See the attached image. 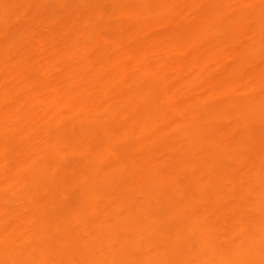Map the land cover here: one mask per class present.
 <instances>
[{"label":"rangeland","instance_id":"rangeland-1","mask_svg":"<svg viewBox=\"0 0 264 264\" xmlns=\"http://www.w3.org/2000/svg\"><path fill=\"white\" fill-rule=\"evenodd\" d=\"M9 1V2H8ZM19 1V2H18ZM0 0V8L2 9H0V17L2 18H0V36H4V38L2 39V40H0L1 42H0V44H1V46H0V121L2 122V120H3V118H4V120L6 121L5 123L7 124H4V122L3 123H1L2 125H0V131H1V129H2V133H0L1 135H0V140L2 139V140H4V138H5V145H7V146H4L3 145V142L4 141H0V144L2 143V145L4 146H1L0 145V152H2L3 153V151L5 150V148H8L7 150L9 151L10 150V152L8 153V151H6L7 152V154L5 153V151H4V153L3 154H5V157L6 158H4V157H0V159H3V161L1 160L0 161V166H2V167H0V238L2 239V240H5L6 239V241H8V242H10V241H12V245H13V247H14V245H17L18 244V242L16 243L14 240L15 239H17V240H20V242L19 243H25V244H29L30 242L32 243V238H33V244L34 245H36L37 247H39V248H43V249H41L45 254H46V256L49 258V259H51L50 261L52 262V263H58V262H60V263H65V264H67V260H66V262H63V259H64V257L65 258H68L67 256H72V254L74 253V254H77V252L78 251H80L79 252V254L82 252V251H84V249H82L81 247V249L78 247V246H80V239H79V237H78V240H77V234H75V231L74 230H76L77 231V228L80 226V228L82 227L81 226V224L83 225V223H81V222H83L82 220H74L75 221V223L76 224H74V222H73V220L72 219H70L71 221V224H69V225H71V227H69L68 228V230H70V228H72L73 226H75L76 227V229H74V228H72V229H74L73 230V236L71 237V241H70V243H68V242H66V241H69V240H67L68 239V237H67V235L65 234V232L67 233V232H69V231H62L61 230V228L59 229V227H64L63 228V230H66L65 229V227L67 226L66 224L69 222V220L67 221V217H65V214H66V216H69L67 213H64L65 211L66 212H68L69 213V211H70V209H74V208H77V207H79L80 205H82V204H80L81 203V201L79 200V199H81V198H79V197H81V191H80V189L82 188V185H80L79 187H77L78 186V184H79V182H77L76 183V181L74 182V180L72 179V178H74V179H76V178H78V173H79V171L81 170V172L83 171V169H85L86 167V160L84 159L85 157H88L89 156V153H88V155L87 156H85L86 154H87V152H89L88 150H86V154H84V151H85V148H82L81 147V150L83 151H81L77 146H78V144H77V146H75V147H72L71 145H73L74 143L73 142H76V143H81V141L80 142H78V141H75L77 138H75V139H72V138H74V137H77V136H73L72 134H75V131L77 130V128H78V130L76 131V133L78 134V136H79V133H80V131H79V129L80 130H82L83 128L82 127H85V126H87V127H89V129L91 128V130L92 131H94V132H89V134L87 135V134H82V136L83 137H87V136H91V138H89V139H84L85 141H87L88 140V142L86 143L87 144V146L88 145H90L91 147L92 146H96V143L95 142H93V141H96L97 142V144H100V143H98L99 141H98V139H100L99 137L101 136L100 134H103L102 132V130H104L103 129V126H104V122L102 123L101 121V118H100V122H98V124H103V126L102 125H99L98 126V124H97V126L99 127H97V126H95V123L97 122V116L100 114V112H99V110H100V108L103 106V104L104 105H106V106H108L110 109H112V108H114L115 110H114V112H113V110H111L112 112H113V115L116 113V115L115 116H117L116 117V119L115 120H113V121H111V123H105L107 126H109L110 127V125L112 124V122L114 123V121H117V119L118 118H120L121 117V119H118V121H117V124L118 123H121V124H119V125H116V123H114V124H112V125H116L118 128H115V130L117 129L119 132L121 131H123V133H125V134H123V135H118V134H120V133H118L117 131H115L114 129H112V128H110V129H112V132H114L115 131V133H114V135H116L115 136V138L114 139H116L117 137V141L118 142H116V140H114L115 141V143H113L112 142V144L113 145H115V144H117V145H115V146H113V145H111V149L110 150H108V151H110V152H106V153H104V155H102L101 156V159L102 160H100V165H102V164H104V163H108L109 164V162H110V165H114V164H118L117 166L116 165H114L115 166V171H114V173H113V177L114 178H116V179H113V177H112V179L114 180L113 181V184H114V182H116L114 185L113 184H111V183H108V181L107 180H105V178L104 179H102V181H101V179L99 180V181H101V182H98V183H96V186H95V188H96V190H97V188L98 187H102V190H100V188L98 189V195L96 194V196L97 197H95V198H93L94 200H92V203H94V204H96V205H98L97 206V209L99 210L98 211V213L99 212H102V214H104L105 215V213L106 212H104V211H106V208H108L107 206H108V204H107V200L106 199H104V198H106V195L108 196L109 194V199H112L113 197H111V195H115V194H117V196H114V199L117 197L118 198V200H122L124 203H125V205L126 206H128L129 208H133L134 206H136L135 207V210H136V208H139V205H140V207L141 208H145V209H147L148 208V210H151L152 212H150V213H155V212H159V214H163L165 211L167 212V210H165L164 212H163V209H165V208H163V206L164 205H160V203H162V202H159V201H157V202H155L156 201V199H158V198H156V199H152L153 197H156L155 195H154V192H156V189H155V191L153 190V187L151 188V186H150V190L148 189V191H149V193H148V191L145 193V194H147V195H145L144 194V196H139V202L141 203V201H142V203L141 204H137V202H134L135 201V198H134V196H136L135 195V193L133 192V194L132 195H134L133 196V198H131L132 197V195H129V194H131V190H129V189H132V185H131V187H130V184H132V183H134L135 181H133V180H136V178H139L140 177V175H146V176H148L149 177V180H150V182H154V180L153 179H150V178H154V177H157V179H158V182H157V185L158 186H160L161 187V189L163 190V191H165V189L164 188H169V189H171L172 188V186H173V188H172V190L173 189H176L177 191L179 190V192L177 193V191H172V192H176L178 195H176V193H174V194H172L173 195V197H174V195H175V197H176V199H180V200H182L183 198H184V196H186V194H188L189 192H191V190H192V188L191 187H193L192 186V183L194 182V179H196L195 178V173L197 174L198 173V175H200V174H204V164H205V166L207 165V163H208V160L207 159H204V156H203V161H202V163L200 162V160H202L199 156H202L203 154H201L200 155V152H198L199 150L201 151V148H199V149H197L198 147H201V145H199V146H194V145H191L190 143H188V145L190 144V146H188L187 144H183V141H181V140H184V138L186 137H184V134L182 135L181 134V132H178V130L179 129H177V128H179L180 127V123H181V126L183 125V123L185 122V121H187V122H191V119H192V121L194 122H198V123H200V126H206V128L207 127H209V126H207L209 123H211L212 125V127L211 128H213V130L211 131L210 130V132L208 133V135H207V137H209L208 139L209 140H215V141H224V143H227V141L228 142H230V143H228V144H224V145H226L227 146V148H231V147H234V145L235 146H237L236 147V150H235V147H234V152L237 154V156L238 157H240L239 159H238V161L236 160L235 162L233 161V162H231V157H229L228 159H227V162H229V164L226 162V158H224L225 159V161H224V159H223V162L224 163H227V164H224L223 163V165L224 166H222V167H224L225 168V166L228 168H225V170H222L221 171V173L219 172H217L216 174L218 175V177H217V175L216 174H210L211 176H213L212 178H211V176L210 177H208V179H209V185L207 186V189L208 190H210V191H212L211 193H210V191L208 192V190L205 192V194H204V196H206L205 197V199H206V201H205V199H204V202H203V204L202 205H198L197 206V209L199 210V212H198V210H197V213H199V214H203V213H205V212H207V213H209L208 215H209V217H210V215L211 214H213V215H211V221H212V218H215V219H213V221H212V223L216 226L215 227V229L217 230V228L218 229H220L221 230V227H222V229H224L223 227L225 226V228L227 229V226H228V224L227 225H224V224H226L225 222H229V225L230 226H234V225H237L239 222L241 223L242 222V220H243V218L242 217H244L245 219L243 220V221H250L251 222V216H252V220H253V217L255 216L256 217V215H254L253 213H255L254 211H252L253 209H251V211H252V214H250L251 212H250V210H249V208L251 207L249 204H246V201L243 199V201L241 200L242 198H244V194H243V197L241 198V194H242V192L244 191V188H242L241 187V185L243 186L244 185V183H246L247 182V186H253L254 188L256 187L257 188V186L258 187H262L263 186V184H264V142H263V140H264V119L262 120V119H260V125H259V119L257 120L256 119V121L253 119L252 121H247V122H242V121H238V119L236 118V117H234V116H231V118H232V120H227V118L225 117V118H223V117H221V118H223L222 120H224L225 119V121H219L218 119V117L215 119V117L213 118V117H205L206 115H208V114H206L205 112H207L208 110H204V108L203 107H205V105H206V108H207V106L209 107V108H211V106H213V104H211L212 103V101L211 100H213V99H211V100H209V98H211V96H213L212 98H217V100L218 101H223L224 99H226V97H228L227 98V101H230V103H232L234 100H236L237 98H238V96H241V94L242 95H244V97L245 96H247V95H249L248 93H246L247 91H249V93L251 94V95H254V94H256L257 93V91L259 90L260 91V88H261V85L262 84H264V45H263V43H264V40H263V42L259 39V37L260 36H257V35H259V33L261 32V26H264L263 24H264V10H262V9H264V0H256V1H258L259 2V4L261 3V5H259V7H258V3L256 2V1H254V0H245V2H244V0H233V2H232V0H225V1H222V0H220V1H222V2H224L226 5H224L222 2H221V6H223V10L221 9V7H219V0H218V4H216V6H215V8L216 7H218V8H216L217 10L216 11H218L219 9H221L222 10V12L221 11H218V13H222V14H218L217 12H215V13H217L218 15H214V14H212L213 15V17L215 18V16H217L216 17V19L218 18V16L220 15V16H223L224 17V20L221 18V20H220V22L218 21V20H216V19H214V18H212V17H210L211 15H210V13H214V11H215V8L213 7V3H216V1L214 0L213 1V3L210 1V0H208V1H210L211 3H208V4H211L210 5V7H208L209 5L207 4V2L208 1H206V3H205V5L204 6H206V4H207V7L205 8H201V6H203V3H204V1L205 0H187V2H186V0H149V2L147 1H145V2H143V0L142 1H138V0H125V1H122V0H106V2H105V0H79V1H81V2H79V1H74V0H66L67 2L65 3V0H55V1H53V0H51V1H46V0H44L45 2H43V0ZM39 1V3H37ZM58 1V2H57ZM68 1H71V3H69ZM72 1H74V2H72ZM86 1V2H85ZM93 1V2H92ZM109 1H110V3H111V6L110 7H113V8H111V10H105V7L107 8V6L108 5H110V3H109ZM113 1H115L114 2V4L115 5H113ZM155 1V2H154ZM170 1H172L173 2V4H174V9L172 8L173 7V5H172V3L170 2ZM180 1V2H179ZM195 1V2H194ZM199 1V2H198ZM235 1L236 2H238L239 4L237 5V3L235 4ZM261 1V2H260ZM12 2V3H11ZM24 2V3H23ZM35 5H33L32 3ZM43 3V5H40V3ZM52 3V5H51V3ZM54 2H55V5H54ZM77 2V3H76ZM141 2H143V5H142V3ZM150 2H152V5H151V3ZM164 2H169V5L171 4V6L172 7H170V9L172 8V10H173V14L171 13V11L170 12H168L167 14V16H166V14H165V17H166V19H164L165 17H163V19H162V21H159V20H161V18H162V16L160 17V19L158 20L159 22H157V27H154L155 25H156V21H157V19L159 18H157L156 20L154 19V18H151V16L152 15H148V14H152V13H154V16L155 15H157L158 14V10L159 9H157L158 8V6L160 5V3H161V5L164 3ZM193 2V3H192ZM197 2V3H196ZM203 2V3H202ZM230 5V7H229V9H232L233 11H234V5H237L238 7H239V5L241 4V6L238 8L239 10H240V12H239V10L238 9H236V7H235V9H236V11L238 10V12H239V14L241 13L243 16L240 18V17H237L236 15L238 14V12H236L235 13V18L237 19H231L230 17L228 18V15L227 14H231L230 13V11L231 10H229L228 9V6H227V3ZM231 4H233V5H231ZM48 3V4H47ZM68 3H69V5H68ZM72 3H74V5H75V8H74V6L73 5H71L70 6V4H72ZM89 3H91V4H89ZM104 3L106 4V3H108V5L106 6V5H104ZM121 3V4H120ZM125 3H126V5H125ZM133 3V4H132ZM141 3V4H140ZM177 3L179 4V5H177ZM184 3H186L185 5H182V4H184ZM199 3L201 4L200 6H199ZM247 3V4H246ZM252 3V4H251ZM257 3V4H256ZM15 4V5H14ZM80 4V5H79ZM89 4V5H88ZM117 4H118V6L119 7H121V11L123 12H125V13H127V14H124V13H122V14H120L121 12H119V11H117L116 12V14L114 13V11H112V10H115V8H117V10H120V8L119 7H117ZM123 4H124V6H123ZM131 4V5H130ZM157 4V5H156ZM243 4H245V5H247V7L244 5L243 6ZM256 4V5H255ZM263 4V5H262ZM87 5H88V7H87ZM96 5V6H95ZM130 7H129V6ZM135 5V6H134ZM137 5V6H136ZM145 5V6H144ZM149 5V6H148ZM150 5H151V7H150ZM181 5L183 6L182 8H184L185 6H186V8H184V10L183 11H181L182 10V8H181ZM192 5V6H191ZM194 5H195V7H194ZM198 5V6H197ZM218 5V6H217ZM251 5V6H250ZM12 6H13V8L15 9H12ZM33 6V7H32ZM37 6V7H36ZM45 6H47V7H45ZM52 6V7H51ZM54 6H56V7H54ZM66 6V7H65ZM78 6H79V8H78ZM92 6L94 7V9L92 8ZM140 6H143V7H141V8H143V10H141V11H143L144 12V14H142L139 10L141 9L140 8ZM152 6H153V10H152ZM190 6L192 7V8H190ZM213 8H212V7ZM233 6V7H232ZM243 6V8H241ZM252 6H254V7H252ZM16 7V8H15ZM39 7H42V9L41 8H39ZM83 7V8H82ZM84 7H86L85 9H84ZM89 7H91V8H89ZM100 7V8H99ZM109 7V6H108ZM124 7H126V8H124ZM133 7H136L137 9H139V10H137L136 8H134L133 10H131V8H133ZM147 7V8H146ZM160 7V6H159ZM176 7V8H175ZM248 7L249 8H251L250 10L248 9ZM3 8H4V10H3ZM11 10H10V9ZM45 8L48 10V12H47V10H45ZM56 8V9H55ZM74 8V9H73ZM89 8V9H88ZM95 8H96V10H95ZM98 8V9H97ZM128 8L131 10V11H129L128 10ZM149 8V10H145V9H148ZM179 8V9H178ZM202 9V10H200V9ZM209 8H212V9H210L211 11H209V10H207L208 12H209V17H210V19H208V20H210V22H211V24H209L208 23V25H206L207 27H211L210 29L209 28H206V27H204L205 25L203 24V21L206 19V18H208V16L206 17L205 16V10L206 9H209ZM246 8H247V10H246ZM254 10H253V9ZM257 9V13H258V16L256 17V20H253L254 18H255V16L257 15V13L255 12V10ZM33 9V10H32ZM39 9V10H38ZM57 9H59L58 11H56ZM62 9V10H61ZM66 9V10H65ZM125 9H127V10H125ZM135 9H136V12H135ZM186 9V10H185ZM190 9H192L191 10V12L193 11L194 13H190V12H188V11H190ZM200 10V12H199V10ZM205 9V10H204ZM213 9H214V11H213ZM226 11H225V10ZM242 9H243V11H242ZM261 9V10H260ZM10 10V11H9ZM13 10V11H12ZM35 10V11H34ZM70 10H71V12H70ZM85 10V11H84ZM95 12H94V11ZM203 10H204V12H203ZM250 11V12H248L249 13V15H252V16H249L247 13L245 14V12L244 11ZM43 11H45L44 13H43ZM97 11V12H96ZM105 11V12H104ZM109 11V12H108ZM112 11V12H111ZM116 11V10H115ZM149 11V12H148ZM153 11V12H152ZM168 11V10H167ZM167 11H165V12H167ZM176 11V12H175ZM207 11H206V13H207ZM213 11V12H212ZM227 12V14L226 15H224V13L225 12ZM232 11V14L234 13ZM253 11V12H252ZM4 12V13H3ZM6 12H9V13H6ZM10 12H11V14H10ZM59 12V13H58ZM66 12V13H65ZM104 12V13H103ZM128 12H131V16L133 15L134 16V18H136V20L133 18V17H127V16H129L128 14ZM137 12H140L141 14L140 15H138L139 13H137ZM146 12V13H145ZM159 12L160 13H164L163 11L161 12L160 10H159ZM179 12V13H178ZM244 12V13H243ZM255 12V13H254ZM261 12V13H260ZM3 13V14H2ZM32 13V14H31ZM48 13V14H47ZM54 13V14H53ZM71 13V14H70ZM89 13H91V14H89ZM93 13H95L94 14V16H92L93 15ZM109 13V14H108ZM113 13V15H115V17H116V15H117V18H114V16L113 15H111ZM157 13V14H156ZM170 13H171V16H170ZM186 13V14H185ZM199 13V14H198ZM52 14V15H51ZM89 16H88V15ZM98 14V15H97ZM105 14H107V15H105ZM189 14V15H188ZM192 14V15H191ZM197 14V15H196ZM238 14V15H239ZM240 14V15H241ZM5 15V16H4ZM62 15V16H61ZM104 17H103V16ZM121 15H126V17H127V19H129V20H127L126 19V17H123V22H125L124 24H123V22H122V20H121V18L122 17H120ZM159 15V14H158ZM163 15V14H162ZM176 17H174V16ZM178 15H179V17H178ZM198 15H200V16H198ZM202 15V16H201ZM207 15V14H206ZM248 16V17H246V16ZM36 16V17H35ZM39 16V17H38ZM56 16V17H55ZM60 16V17H59ZM71 16V17H70ZM92 16V17H91ZM108 16V17H107ZM113 17V19H112V17ZM140 16V17H139ZM147 16H150V18L149 17H147ZM154 16H152V17H154ZM160 16V15H159ZM186 16V17H185ZM194 16V17H193ZM197 16L199 17V18H201L200 19V21H201V25L202 26H200V21L198 20L199 18H197ZM205 17V19H203L204 17ZM226 16V17H225ZM244 16H245V18H244ZM4 17V18H3ZM41 17V18H40ZM74 17V18H73ZM94 17V18H93ZM96 17H98V18H96ZM120 17V18H119ZM138 17V18H137ZM167 17L169 18V19H167ZM192 17V18H191ZM6 18V19H5ZM10 18V19H9ZM40 18V19H39ZM55 18V19H54ZM58 18V19H57ZM60 18V19H59ZM100 18V19H99ZM109 18H110V20H109ZM119 18V19H118ZM156 18V17H155ZM170 18H171V20H170ZM174 18V19H173ZM189 20H188V19ZM191 18V19H190ZM226 18L229 20V19H231L232 21H234V22H237L238 20V23L237 24H234V22H233V24H232V22H230V20H229V23L230 24H232V27L230 26V24L227 22V21H225L226 20ZM251 18V19H250ZM12 19V20H11ZM28 19V20H27ZM38 19H39V21H38ZM42 19V20H41ZM72 19V20H71ZM75 19V20H74ZM91 19H96V22H95V20L93 21V20H91ZM153 19V20H152ZM176 19V20H175ZM203 19V20H202ZM212 19V20H211ZM215 20V23H217V24H215V25H213L214 23H212V21L214 22V20ZM219 19H220V17H219ZM248 19V20H247ZM250 19V20H249ZM259 19V20H258ZM9 20H10V22H9ZM36 20V21H35ZM43 20H44V22H43ZM50 20H52V21H50ZM58 20V21H57ZM90 20V21H89ZM109 22H108V21ZM115 20H117V22L115 21ZM119 20L121 21V22H119ZM131 20V21H130ZM147 20V21H146ZM151 20V21H150ZM163 20H165L164 22H163ZM170 20V21H169ZM179 20H180V22H179ZM198 20V21H197ZM223 20V21H222ZM261 20V21H260ZM2 21V22H1ZM3 21L5 22V21H7L6 23L7 24H5V23H3ZM67 21H69L68 23H67ZM71 21V22H70ZM94 22V24H92L93 22ZM98 21V22H97ZM150 21V23L152 22V23H154L153 21H155V23L154 24H149V23H147V22H149ZM174 21V22H173ZM222 21V22H221ZM252 22L253 21V24H251L250 22ZM260 21V22H259ZM39 22V23H38ZM48 22H50V23H48ZM54 22V23H53ZM88 22H89V24H88ZM169 22H172V23H169ZM176 22V23H175ZM198 22H199V28H198V25H197V28L195 29V27L196 26H193V24H198ZM206 22H208L207 20L204 22L205 24H206ZM249 22V23H248ZM262 22V23H261ZM10 23V24H9ZM17 23V24H16ZM42 23V24H41ZM46 23V24H45ZM77 23V24H76ZM79 23H81V24H79ZM118 23V24H117ZM128 23V24H127ZM144 23H146L147 24V26L149 27V28H146L147 30H148V32H147V30L143 27L145 24ZM165 23V24H164ZM3 24V25H2ZM29 24V25H28ZM51 24V25H50ZM65 24V25H64ZM75 24V25H74ZM90 24H92V26L90 25ZM149 24V25H148ZM175 24V25H174ZM220 24H222V25H220ZM223 24H225V25H223ZM260 24H262V25H260ZM7 27H6V26ZM53 25V26H52ZM61 25H63V26H61ZM90 25V26H89ZM125 27L126 25L127 26H129V27H127V28H124L123 26ZM166 25L168 26V27H166ZM170 25V26H169ZM220 25V26H219ZM257 25H259L260 27H258ZM3 26V27H2ZM45 26H46V28H45ZM56 26V27H55ZM61 26V27H60ZM78 27V29L76 30V28ZM138 26V27H137ZM146 26V27H147ZM184 26H186V27H184ZM215 26V27H214ZM224 28H223V27ZM2 27V28H1ZM6 27V28H5ZM13 27V28H12ZM35 29H34V28ZM55 27V28H54ZM70 29H69V28ZM74 29H73V28ZM90 27V28H89ZM151 27V28H150ZM162 27V28H161ZM166 27V28H165ZM173 27V28H172ZM186 30V29H188V28H190L189 30H190V32L191 31H193V29L195 30V32H191V34H190V32L188 33L187 32V30L185 31V30H183V28ZM204 27V29L206 28V29H208V30H213L212 28H215L213 31H211V34H212V32H213V34H215V32H216V34L218 33V32H223V31H225V33L226 34H223V35H227L228 36V38L230 39L229 40V42H228V38H227V36H223L222 34H219V35H222V36H217V35H213L212 34V36H211V34L209 35V36H207V37H205L206 38V40H205V38L203 39V41H199V43H198V41H196V40H202V39H200V37L201 38H203V36H204V34L206 35V32L208 31H204V33H203V35H200V36H198L199 34V32L197 33V31L198 30H204V29H202V28ZM219 27H220V29H219ZM226 27V28H225ZM257 27L259 28V32H258V29H257ZM4 28V29H3ZM8 28V29H7ZM45 28V29H44ZM59 28V29H58ZM67 28V29H66ZM80 28V29H79ZM84 28V29H83ZM117 28V29H116ZM124 28V30L126 31H124V30H122ZM128 28H130V29H128ZM137 28V29H136ZM140 28H142V30L140 29ZM153 28H156V29H154L153 30ZM223 30H222V29ZM16 29V30H15ZM20 30V32H19V30ZM37 29V30H36ZM150 29H151V31H150ZM158 29V30H157ZM159 29H161L163 32H162V35H161V33H160V30ZM169 29V30H168ZM192 29V30H191ZM218 29V30H217ZM7 30V31H6ZM81 30V31H80ZM117 30V31H116ZM138 30H140V31H138ZM173 30V31H172ZM216 30V31H215ZM227 30V31H226ZM11 31L14 33H11ZM23 31V32H22ZM27 31V32H26ZM32 31H33V33H32ZM74 31V32H73ZM84 31V32H83ZM87 31V32H86ZM119 31V32H118ZM121 31H123V33L125 32V34H123ZM142 31H143V34H142ZM156 31H158V32H156ZM165 31V32H164ZM167 31H168V33H167ZM42 32V33H41ZM53 32V33H52ZM55 32V33H54ZM69 32V33H68ZM79 32V33H78ZM115 32H118V33H115ZM128 32V33H127ZM139 32H141V33H139ZM149 32H152V33H149ZM154 32V33H153ZM170 32H171V34H170ZM177 32V33H176ZM186 32H187V34H189V35H194L193 33H195V35H197L198 37L196 38L195 37V35H194V37L196 38L195 39V41H194V39H193V37H192V40H191V37H190V40L186 37V39H185V37L183 38L182 36L184 35H186L187 36V34H186ZM257 32V33H256ZM36 33V34H35ZM41 33V34H40ZM50 33V34H49ZM59 33V34H58ZM88 33H89V35H88ZM109 35H108V34ZM121 33H122V35H121ZM138 33V34H137ZM147 33H149V34H147ZM160 33V34H159ZM165 33V34H164ZM174 33V34H173ZM197 33V34H196ZM208 33H210V32H208ZM5 34H7L6 36H5ZM10 34V35H9ZM20 34V35H19ZM49 34V35H48ZM86 34V35H85ZM92 34H94V36L92 35ZM106 34V35H105ZM126 34H127V36H126ZM133 34V36H131ZM201 34H202V32H201ZM255 34V35H254ZM257 34V35H256ZM16 35V36H15ZM46 35V36H45ZM66 35H68V36H66ZM71 35V36H70ZM79 37H78V36ZM82 35H84V37H82ZM88 35V36H87ZM92 35V40H91V36ZM130 35V36H129ZM157 35V36H156ZM182 35V36H181ZM188 35V36H189ZM260 35H262V33H260ZM18 36V38H15V37H17ZM23 36V37H22ZM52 36V37H51ZM73 36H75V38L73 37ZM87 36V37H86ZM129 36V37H128ZM159 36V37H158ZM163 36V37H162ZM171 36H173V37H171ZM217 36V38H216V41L217 42H215V43H213L212 41H215V37ZM254 38H253V37ZM257 36V37H256ZM263 36V35H262ZM1 37V38H2ZM8 37V38H7ZM23 39H22V38ZM45 37V38H44ZM60 37V38H59ZM80 37L81 38H83V39H80ZM100 37V38H99ZM111 39H110V38ZM119 37H122V40H121V38H120V40H119ZM133 37V38H132ZM140 37H142V38H140ZM146 37V38H145ZM208 37H210V38H208ZM219 37H222V38H219ZM245 37H246V40L244 41V39H245ZM0 38V39H1ZM15 38V39H14ZM54 38V39H53ZM57 38H58V40H57ZM71 38V39H70ZM77 38H79V39H77ZM101 38H103V39H101ZM107 38H108V41L107 42H105L106 40H107ZM124 38V39H123ZM135 38V39H134ZM169 38H171V39H169ZM173 38H176L175 40L173 39ZM211 38H213V39H211ZM244 38V39H243ZM256 38V39H255ZM261 38V37H260ZM5 39V40H4ZM8 39V40H7ZM17 39H20L19 41L17 40ZM109 39H110V41H109ZM140 41H138V40ZM182 39H184L183 41H182ZM208 39H209V41H208ZM211 39V40H210ZM221 40V42H220V40ZM238 39H239V41H238ZM243 39V40H242ZM248 39H250L251 41H252V43L250 42V40H248ZM253 39V40H252ZM263 39H264V37H263ZM13 40V41H12ZM35 40V41H34ZM52 40V41H51ZM67 40V41H66ZM79 40V41H78ZM81 40V41H80ZM91 41V42H93V45H92V43L91 42H89V41ZM94 40H95V42H94ZM112 40H114V42H112ZM125 40V42H123ZM127 40V41H126ZM132 40V41H131ZM156 40V41H155ZM172 40H174V41H176L177 43H175V42H173ZM181 41L182 42V44H181V42H179V41ZM185 40L187 41V43L185 42ZM189 40V41H188ZM218 40H219V43H218ZM227 40V41H226ZM233 40V41H232ZM258 40V41H257ZM5 41H9V43H7V42H5ZM63 41V42H62ZM68 41H69V43H68ZM71 41L73 42V43H71ZM84 41V42H83ZM86 41V42H85ZM88 41V42H87ZM119 41H121L122 43H120ZM143 41V42H142ZM153 41H155V42H153ZM191 41H193L194 43L196 42V44H193V42H191ZM240 41H241V44H238V43H240ZM255 41H257L258 42V44H257V42H255ZM11 42H15L14 43V45L16 46H14V45H12L13 43H11ZM20 42V43H19ZM59 42V43H58ZM76 42V43H75ZM78 42V43H77ZM117 42V43H116ZM131 45H133L132 47L130 46V44ZM134 42V43H133ZM138 42V43H137ZM171 42V43H170ZM188 42H190L189 44H188ZM210 42H212V43H209ZM225 42V43H224ZM227 42V43H226ZM231 42H233V44L231 43ZM235 42V43H234ZM247 42H248V44H247ZM19 43V44H18ZM39 43V44H38ZM41 43V44H40ZM64 43V44H63ZM86 43V44H85ZM95 43V44H94ZM99 43V44H98ZM114 43V44H113ZM133 43V44H132ZM155 44V46H153L154 44ZM160 43V44H159ZM180 45H179V44ZM191 43L193 44V45H191ZM198 43V44H197ZM202 43V44H201ZM218 43V44H217ZM229 43H230V45H229ZM248 45V47L246 46V44ZM249 43H251V44H249ZM254 43H256V44H254ZM3 44V45H2ZM8 44V45H7ZM10 44V45H9ZM43 44V45H42ZM67 44H69V45H67ZM75 44V45H74ZM110 44H113L112 46L110 45ZM124 44H126V45H124ZM127 44L130 46V48L131 49H136L135 50V53L137 54V51H138V54L136 55V54H134V55H136V56H134L133 58H135L134 60H133V58H132V61L136 64V65H131V67L133 68L132 70H136L135 72L134 71H132V72H134L135 73V75H134V78L132 79L133 80V82H132V80L130 81L131 83H133L134 84V86H132L129 82H128V84L130 85V87H129V85L128 84H125L124 85V88H127L128 89V91H127V89H124V88H122V89H120L121 87H123V85H121V83H116L115 84V82H116V78H114L113 76H115V75H119V73L118 72H115L114 70L115 69H117L118 67H119V65H118V67L116 66V64L117 63H119V60L117 61V62H115L118 58H119V56H120V58L122 59L123 57V55L125 56V51H122L123 49H126L125 47L127 46ZM137 44H139L138 46H139V48H137ZM167 44V45H166ZM169 44H171L172 46V48L174 49V47H175V54H176V51H177V54L175 55L174 54V58H171L170 57V54H171V51H173V49H171V47H170V45ZM175 44H177V45H175ZM211 44H212V46H211ZM214 44H215V48H214ZM221 44V45H220ZM226 44H228V45H226ZM232 44V45H231ZM243 44V45H242ZM261 44H262V47H263V49H262V47H261ZM20 45V46H19ZM22 45V46H21ZM41 47H40V46ZM66 45V46H65ZM100 48V50H99V48L97 47V46ZM110 45V46H109ZM123 45H124V47H123ZM142 46V48H141V46ZM182 45V46H181ZM184 45H186L187 46V48H186V46H184ZM189 45V46H188ZM226 45V46H225ZM234 45V46H233ZM235 45H237V46H235ZM249 45H251L250 47H249ZM253 45H255V46H253ZM10 46V47H9ZM43 46V47H42ZM65 46V47H64ZM76 46V47H75ZM129 46H127V48L129 47ZM134 46H135V48H134ZM150 46H152V48H150ZM168 46V47H167ZM195 46V47H194ZM197 46V47H196ZM228 46V47H227ZM241 46V47H240ZM255 47V48H253V47ZM4 47V48H3ZM12 47V48H11ZM37 47H39V48H37ZM51 49H50V48ZM64 47V48H63ZM69 47V48H68ZM72 49H71V48ZM74 47V48H73ZM86 47V48H85ZM89 47H90V49H89ZM108 47H110L109 49H108ZM119 47V48H118ZM155 47H157L156 48V50H155ZM182 47H184V49L182 48ZM201 47H203V48H201ZM210 47V48H209ZM225 47H227V49L225 48ZM237 47V49H235V48ZM240 47V48H239ZM20 48V49H19ZM29 50H28V49ZM56 48V49H55ZM68 48V49H67ZM117 48V49H116ZM140 48H141V50H140ZM149 48V49H148ZM158 48H160V50L158 49ZM166 48V49H165ZM178 48V49H177ZM181 48V50H179ZM201 48V49H200ZM206 48V49H205ZM233 48V49H232ZM243 48V49H242ZM261 48V51L259 50ZM9 49V50H8ZM13 49V50H12ZM17 49V50H16ZM42 49H43V51H42ZM64 49V50H63ZM71 49V50H70ZM75 49V50H74ZM82 49V50H81ZM87 49H89V50H93L90 54H86L84 51L86 50V52H88L87 51ZM111 49V50H110ZM113 49V50H112ZM146 49H148V50H146ZM151 49H152V51H151ZM162 49V50H161ZM184 50V52H183V50ZM188 49V50H187ZM198 49V50H197ZM219 51H217V50ZM232 49V50H231ZM241 49L243 50V52L241 51ZM254 49H255V51H254ZM10 50H12L11 52H10ZM21 50V51H20ZM26 50H27V52H26ZM46 50H48V51H46ZM52 50H54V51H52ZM79 50V51H78ZM101 50H102V52H101ZM110 52H109V51ZM146 50V51H145ZM168 51V52H170V53H168V52H165V51ZM196 50V52L194 53L193 51H195ZM200 50V51H199ZM205 50V51H204ZM214 50H215V52H214ZM223 50V51H222ZM226 50V51H225ZM234 50V51H233ZM236 50H237V52L238 53H240V54H242V55H237V52H236ZM245 50V51H244ZM248 50H250L251 52H253V53H251V52H249V53H246L245 54V52H247ZM2 51H4V52H2ZM25 51V52H24ZM35 51H37V53L35 52ZM55 51H56V53H55ZM60 51V52H59ZM70 51H72V53H70ZM73 51H74V53H73ZM76 51V52H75ZM96 51V52H95ZM109 53H108V52ZM113 51V52H112ZM120 51V52H119ZM145 53H144V52ZM148 51V52H147ZM151 51V52H150ZM179 51V52H178ZM181 51V52H180ZM187 51H189V52H187ZM224 52V53H222V52ZM240 51V52H239ZM7 54H6V53ZM10 52V53H9ZM20 52V53H19ZM32 52H34V53H32ZM64 52V53H63ZM81 52L83 53H85V54H81ZM99 52V53H98ZM112 52V53H111ZM124 52V53H123ZM134 52V51H133ZM141 52H142V54H141ZM147 52V53H146ZM159 52H161V53H159ZM164 52V53H163ZM174 52H172V53H174ZM199 52V53H198ZM229 52V53H228ZM231 52V53H230ZM261 53V52H263V53H261V54H257V53ZM12 53V54H11ZM17 53V54H16ZM30 53V54H29ZM56 55H55V54ZM80 53V54H79ZM93 53V54H92ZM105 53V54H104ZM122 53H123V55H122ZM179 53V54H178ZM186 53V54H185ZM188 53V54H187ZM197 53V54H196ZM221 53V54H220ZM235 53V54H234ZM6 54V55H5ZM22 54H24V55H22ZM37 54V55H36ZM57 54H59V55H57ZM69 54H71V55H69ZM75 54V55H74ZM93 56H92V55ZM95 54H97V55H95ZM98 54H100V55H98ZM112 54V55H111ZM145 56H144V55ZM147 54V55H146ZM159 54V55H158ZM162 54V55H161ZM204 56V55H206V58H205V56L203 57L202 55ZM223 54V55H222ZM229 54H231V56L229 55ZM3 55H4V57H3ZM35 55V56H34ZM63 55V56H62ZM83 55H84V57L86 58H84L83 57ZM117 55V56H116ZM181 55V56H180ZM188 57H187V56ZM197 55V56H196ZM198 55H199V57H198ZM235 55V56H234ZM249 55H251V56H249ZM262 55V56H261ZM2 56V57H1ZM8 56V57H7ZM14 56V57H13ZM27 56H28V58H27ZM32 56V57H31ZM45 56V57H44ZM54 56V57H53ZM58 56V57H57ZM70 56H72V57H70ZM108 56V57H107ZM114 56V57H113ZM162 56V57H161ZM182 56H185V60L183 59L184 57H182ZM240 56V58H239V62L237 61L238 60V57ZM13 57V58H12ZM59 57H60V60H59ZM77 57V58H76ZM79 57V58H78ZM95 57V58H94ZM96 57H97V59H96ZM114 59H113V58ZM142 57V58H141ZM145 57V58H144ZM168 57H170L171 59H169ZM197 57V58H196ZM202 57H203V60H202ZM221 57V58H220ZM234 57L236 58L235 60L236 61H232V60H234ZM16 58V59H15ZM24 58V59H23ZM31 58V59H30ZM59 60H57V59ZM62 58V59H61ZM63 58H65L66 60L64 61V59ZM69 58V59H68ZM70 58H73V60L71 59L70 60ZM80 58H83V60L82 61H80ZM88 58H89V60H88ZM119 58V59H120ZM139 58V59H138ZM140 58H141V60H140ZM161 58V59H160ZM181 58L183 59V60H181ZM208 58H210V59H208ZM213 58V59H212ZM215 58V59H214ZM219 58V59H218ZM222 58H224L223 60H222ZM226 58V59H225ZM9 59H11V60H9ZM22 59V60H21ZM34 59H35V61H34ZM39 59H40V61H39ZM48 59V60H47ZM79 59V60H78ZM120 59V60H121ZM147 59H149V60H147ZM154 59V60H153ZM157 59V60H156ZM188 59V60H187ZM199 59V60H198ZM202 60V62H201V60ZM206 59V60H205ZM227 59H228V61H227ZM6 60V62H4ZM28 60V61H27ZM32 60H33V62H32ZM38 60V61H37ZM56 62H55V61ZM62 60V61H61ZM68 60H70V61H68ZM97 62H96V61ZM100 60V61H99ZM103 60H105V62L103 61ZM114 60V61H113ZM157 61V63H156V61ZM158 60H159V62H158ZM176 60H178V61H176ZM198 60V61H197ZM217 60V61H216ZM218 60H220V61H218ZM226 60V61H225ZM11 61V62H10ZM29 61H31V63L29 62ZM50 61H52V62H50ZM54 61V62H53ZM68 61V62H67ZM72 61V62H71ZM73 61H74V63H73ZM111 61V62H110ZM136 61V62H135ZM141 63H140V62ZM149 61V62H148ZM151 61V62H150ZM155 61V62H154ZM164 61H166V62H164ZM168 61V62H167ZM188 61V62H187ZM13 62V63H12ZM16 62V63H15ZM35 62V63H34ZM44 62V63H43ZM62 62V63H61ZM84 62H86L87 64H85ZM89 62V63H88ZM94 62H96V63H94ZM111 63V64H109V63ZM116 63V64H114L115 66H116V68L114 69V67L115 66H113V63ZM132 62V63H133ZM143 62H145V63H143ZM148 62V63H147ZM169 62H170V64H169ZM178 62H179V64H178ZM216 62H218V63H216ZM231 62H233V63H231ZM263 62V63H262ZM7 63V64H6ZM11 65H10V64ZM14 63H15V65H16V68H14L16 71H17V69H18V73H16V71L13 69L12 70V66L13 67H15V65H14ZM18 63V64H17ZM43 63V67H41V64ZM55 63V64H54ZM64 63H66V64H64ZM73 63V64H72ZM92 63H93V65H92ZM98 63V64H97ZM104 63V64H103ZM131 63V64H132ZM139 63V64H138ZM158 63H161V64H158ZM185 63V64H184ZM192 63V64H191ZM202 63V64H201ZM205 63V64H204ZM207 63V64H206ZM237 63V64H236ZM253 63V64H252ZM13 64V65H12ZM64 64V66H62ZM70 64V65H69ZM85 64V65H84ZM96 64V66H94ZM99 64H100V66H99ZM103 64V65H102ZM106 64V65H105ZM172 64V65H171ZM183 64V68H181L180 69V67H181V65ZM194 64V65H193ZM219 64H220V66H219ZM236 64V65H235ZM261 64H262V67H261V69H260V67L259 66H261ZM11 66V68H10V66ZM48 65V66H47ZM52 65V66H51ZM56 65V66H55ZM77 65H79V66H77ZM83 65H84V67H83ZM105 65V66H104ZM110 66V67H108L107 68V66ZM139 65H141V66H139ZM142 65H143V67H142ZM153 65V66H152ZM155 65H158V66H155ZM166 65V66H165ZM169 65V66H168ZM212 65V66H211ZM216 65V66H215ZM254 65V66H253ZM257 65V66H256ZM259 65V66H258ZM36 66V67H35ZM38 66V67H37ZM46 66V67H45ZM72 66V67H71ZM75 66L77 67V68H81L82 70H85V71H82V72H80L79 71V73H80V75L78 74V72H75L74 74L72 73V69H74L75 71L77 70L76 68H75ZM135 66H138V67H135ZM149 66H151L150 68H148ZM160 66V67H159ZM175 66V67H174ZM178 66V67H177ZM180 66V67H179ZM190 66H192V67H190ZM213 66H215L216 68L214 69V67ZM241 66V67H240ZM28 67V68H27ZM33 67V68H32ZM41 67V68H40ZM44 67H45V69L47 70H45L44 69ZM63 67V68H62ZM65 67H66V70H65ZM74 67V68H73ZM97 67V68H96ZM106 67V68H105ZM165 67V68H164ZM195 67H198L197 69H199L200 70V72H201V74L202 75H204V78L202 77V75L200 74V72H199V70H197ZM201 67H203V68H201ZM235 67V68H234ZM257 67V68H256ZM31 68V69H30ZM38 68V69H37ZM54 68V69H53ZM57 68V69H56ZM85 68V69H84ZM142 68V69H141ZM156 68H157V71H156ZM188 68V69H187ZM194 69V70H197L196 72L193 70V74L194 75H192V73L191 74H188L187 75V73H189V71L188 70H190V72L192 71L191 69ZM206 68V69H205ZM210 68V69H209ZM212 68H213V70H212ZM220 68V69H219ZM228 68H229V70L231 71H229L228 70ZM233 68V69H232ZM237 68V69H236ZM239 68V69H238ZM251 68V69H250ZM254 68V69H253ZM256 68V69H255ZM8 69H9V71H8ZM19 69H21L20 71H19ZM26 69H27V71H26ZM42 69V70H41ZM59 69V70H58ZM61 69V70H60ZM69 69V70H68ZM93 69V70H92ZM96 69V70H95ZM139 69H140V71H139ZM160 69V70H159ZM167 70V72H165V70ZM173 69H174V71H173ZM183 69V70H182ZM185 69V70H184ZM203 69V70H202ZM252 69H253V71H252ZM10 70H12L11 72H10ZM31 70V72H29ZM54 70V71H53ZM70 70H72L71 72H70ZM170 70V71H169ZM187 70V71H186ZM235 72H234V71ZM241 70V71H240ZM254 70H256L255 72H254ZM38 71V72H37ZM53 71V72H52ZM67 71V72H66ZM117 71H119V70H117ZM144 71V72H143ZM160 71V72H159ZM176 71V72H175ZM203 71H205V74L207 75L206 77H205V74L203 73ZM211 71V72H210ZM214 71V72H213ZM223 71H227L226 73L225 72H223ZM238 71V72H237ZM3 72V73H2ZM5 72V73H4ZM24 72V73H23ZM35 72V73H34ZM61 72H64V73H62L61 74ZM74 72V71H73ZM95 74H94V73ZM104 74H103V73ZM115 72V73H114ZM142 72V73H141ZM173 72V73H172ZM184 73V74H182V73ZM207 72V73H206ZM231 73V74H229L228 75V73ZM15 73V74H14ZM40 73V74H39ZM118 73V74H117ZM141 74V75H138V77L140 78V76L142 77L143 75H146V73H147V77H145V80H144V77H143V82H141V83H139L138 81H140L141 79H139V80H136L135 81V77L137 76V74ZM155 73V74H154ZM167 73H168V75H167ZM198 73H199V75H198ZM215 73V74H214ZM224 73V74H223ZM233 73H234V75H233ZM240 73H241V75H240ZM258 73V74H257ZM17 74V75H16ZM28 74V75H27ZM31 74V75H30ZM32 74H34L33 76H32ZM50 74V75H49ZM53 74V75H52ZM64 74V75H63ZM66 74H68L69 75V79H68V75L66 76ZM99 74H101V75H99ZM108 74V75H107ZM115 74V75H114ZM167 75V76H165V75ZM172 74V75H171ZM195 74H197L196 76H195ZM259 77V79H257L258 77L256 76V75ZM31 77H30V76ZM65 76V77H63V76ZM87 75V76H86ZM88 75H89V77H88ZM93 75V76H92ZM155 75H157V78H155L156 76ZM176 75V76H175ZM181 75H183V76H181ZM186 75V76H185ZM192 75V76H191ZM217 75V76H216ZM220 75V76H219ZM231 75V76H230ZM237 75V76H236ZM253 75H255V77L253 76ZM263 75V76H262ZM29 76V77H28ZM42 76V77H41ZM50 76V77H49ZM51 76H52V78L53 79H50L51 78ZM59 76V77H58ZM71 76V77H70ZM76 76V77H75ZM91 76V77H90ZM96 76V77H95ZM172 76V77H171ZM188 76H190V77H188ZM202 77L204 80H202L201 81V79H200V77ZM228 76H230V79L228 78ZM242 77V78H239V77ZM12 77V78H11ZM25 77V78H24ZM27 77V78H26ZM35 77V78H34ZM41 77V78H40ZM45 77V78H44ZM75 77V78H74ZM93 77V78H92ZM115 77H117L118 78V76H115ZM138 77H136L137 79H138ZM149 77H151V79H149ZM183 77V78H182ZM186 77H188V78H186ZM236 77V78H235ZM253 77V78H252ZM7 78V79H6ZM20 78V79H19ZM60 78V79H59ZM65 79V82H67L66 84H64V83H62L63 82V80ZM98 78V79H97ZM100 78H101V81H98V80H100ZM113 78L115 79V80H113ZM154 78V79H153ZM165 78H166V82L168 81V79L167 78H169L170 80H169V82H167V83H170L171 84V87L168 89V88H163L162 86H160L164 81L163 80H165ZM173 78V79H172ZM175 78V79H174ZM182 78V79H181ZM191 78H193L192 79V81H191ZM227 80H226V79ZM28 79V80H27ZM35 79H36V82H33V81H35ZM42 80L41 81V83H40V81L39 80ZM49 79V80H48ZM55 79V80H54ZM80 79V80H79ZM106 80L105 82H106V85H104L105 83L104 82H102V81H104V80ZM109 79V80H108ZM148 79V80H147ZM159 80V81H157V80ZM171 79L173 80V81H171ZM207 79H209L208 81H206ZM220 79V80H219ZM238 79V80H237ZM253 79V80H252ZM6 82H5V81ZM18 80V81H17ZM31 80V81H30ZM72 80V81H71ZM153 80V81H152ZM181 80V81H180ZM184 80V81H183ZM216 82H215V81ZM225 80H226V83H225ZM232 80V81H231ZM233 80H235V81H233ZM256 80H257V82L258 81H260L261 83H257L256 82ZM262 80V81H261ZM3 81V82H2ZM11 81H12V83H11ZM15 81V82H14ZM28 81V82H27ZM30 81V82H29ZM50 81H54V84L52 85L51 83H50ZM60 81V82H59ZM92 81V82H91ZM134 81L135 82H137L139 85L140 84H142L143 83V86H141V87H138L137 86V83H136V85H135V83H134ZM145 81H147V82H145ZM149 81V82H148ZM185 81H187L186 83V85H183V84H185V83H182V82H185ZM189 81V82H188ZM218 81H220V83H218ZM240 83H239V82ZM14 82V83H13ZM57 82V83H56ZM59 82V83H58ZM71 82V83H70ZM78 82H79V84H78ZM88 82V83H87ZM155 82V84L157 83V85H156V87L155 88H157V90L155 89V88H152V89H155V92H154V90H152V93L154 94V95H152L153 96V98H149L148 100H145V98L144 97H140L141 96V92H142V90L144 89V90H147L148 89V86L150 87V85L152 84V83H154ZM173 82H179V84L177 83H173ZM193 82V83H192ZM204 82V83H203ZM227 82H229V84L227 83ZM7 83V84H6ZM10 83L12 84V86L13 87H11V85H10ZM35 83V84H34ZM39 83V84H38ZM69 83V84H68ZM76 85V84H78V86H79V88H78V86L76 87L74 84ZM98 83H99V85H98ZM103 83V84H102ZM110 83V84H109ZM160 83V84H159ZM224 84V87L221 85V84ZM256 85H255V84ZM3 84V85H2ZM6 84V85H5ZM20 84H22V85H20ZM26 84L28 85V86H26ZM32 84V86H30ZM48 84H51V85H48ZM64 84V85H63ZM71 84H73L72 86H71ZM85 84V85H84ZM108 84H109V87H108ZM120 84V85H119ZM147 85V87H145V85ZM150 84V85H149ZM174 84V85H173ZM189 84H191V85H189ZM193 84V85H192ZM228 84V85H227ZM234 84H236V85H234ZM240 84V85H239ZM2 85V86H1ZM8 85V86H7ZM10 85V86H9ZM15 85V86H14ZM50 87H48V86ZM82 85H84L83 87H82ZM98 85V86H97ZM114 85V86H113ZM126 85H127V87H126ZM176 85V86H175ZM188 85V86H187ZM226 85V86H225ZM234 85V86H233ZM253 85V86H252ZM258 85V86H257ZM18 86V87H17ZM35 86V87H34ZM37 86V87H36ZM42 86H44V88L42 87ZM64 86V87H63ZM67 86H69V87H66ZM89 86V87H88ZM105 86H106V89H105ZM111 86V87H110ZM119 88H118V87ZM137 86V87H136ZM154 86V84H152V86L151 87H153ZM160 86V87H159ZM180 86H182V88L180 87ZM185 86H187L186 88H185ZM192 86H193V88H192ZM256 86H257V88H256ZM2 87V88H1ZM6 87V88H5ZM17 89H15V88ZM47 87V88H46ZM51 87L52 88H55L56 90H54V89H51ZM63 87V88H62ZM100 87V88H99ZM116 87V88H115ZM134 87H135V91L133 90L134 89ZM159 87V88H158ZM179 87H180V89L182 90V89H184L182 92L181 91H179V92H181L179 95H178V92H177V88H178V90H179ZM224 89H223V88ZM254 89H253V88ZM8 88V89H7ZM9 88H10V90H9ZM26 88V89H25ZM32 88V89H31ZM36 88V89H35ZM39 88V89H38ZM66 88V89H65ZM71 88H72V93H71ZM75 88V89H74ZM87 88V89H86ZM115 88V89H114ZM138 88V89H137ZM145 88H147V89H145ZM162 88V89H161ZM173 88V89H172ZM176 88V89H175ZM210 88V89H209ZM226 88H229L228 89V91H226L227 89ZM233 88V89H232ZM239 88V89H238ZM250 88V89H249ZM263 88V87H262ZM4 90V91H2V90ZM29 89H31V91L29 90ZM34 89V90H33ZM43 89V90H42ZM48 89H50V91L48 90ZM81 89V91L80 92H82L83 93V90H84V92L85 93H83L82 95H81V93H80V95L77 93V91H75V90H80ZM88 89H89V91H88ZM110 89V90H109ZM129 89H131V90H133V92L132 93H134V94H136L137 96L135 97V95L134 94H132L131 95V90L129 91ZM160 89V90H159ZM171 89V90H170ZM189 89V90H188ZM213 89V90H212ZM215 89V90H214ZM236 91H235V90ZM257 89V90H256ZM16 90V91H15ZM22 90V91H21ZM46 90V91H45ZM105 90H107V91H105ZM124 90V92H122V94H121V91H123ZM137 90H139V92L137 91ZM140 90H141V92H140ZM170 90V91H169ZM174 90V91H173ZM186 90H187V92H186ZM226 91V92H223V91ZM239 90V91H238ZM253 90L254 91H256L254 94H252L253 93ZM63 93H62V92ZM100 91H101V93H103V94H101L100 93ZM157 91H158V97L156 98V96H157ZM165 91V92H164ZM243 92V93H236V92ZM244 91H246V92H244ZM35 92V93H34ZM76 92V93H75ZM79 92V91H78ZM110 92H112V93H110ZM159 92H160V94H159ZM164 92V93H163ZM171 92H173L172 94H171ZM184 92V93H183ZM215 92H216V94H215ZM228 92V94H225V93H227ZM231 94H230V93ZM235 92V93H234ZM252 92V93H251ZM29 93V94H28ZM34 93V94H33ZM39 93L40 94H42V97H40V95H39ZM70 93V94H69ZM108 93V94H107ZM127 93H128V95H127ZM168 93V94H167ZM188 94V96H187V94ZM192 95H191V94ZM225 94V98H224V94ZM233 93V94H232ZM14 94V95H13ZM16 94H17V96H16ZM23 94V95H22ZM38 94V95H37ZM45 96H44V95ZM69 94V95H68ZM73 94H75L74 95V97H72L73 96ZM94 95V96H92V95ZM120 94V95H119ZM126 94V95H125ZM173 95V96H171V95ZM194 94V95H193ZM48 95V96H47ZM50 95V96H49ZM65 95V96H64ZM71 95V96H70ZM77 95H79V96H77ZM109 95V96H108ZM124 97H123V96ZM130 95V96H129ZM139 95V96H138ZM181 95H183V96H181ZM215 95H216V97H215ZM234 95V96H233ZM22 96H24V97H22ZM107 96V97H106ZM126 96H128V97H131V96H133L132 97V100L129 102V100H130V98H129V100H127L128 98H126ZM229 96H231V97H229ZM19 97V98H18ZM29 97V98H28ZM33 97V98H32ZM39 97V98H38ZM52 97V98H51ZM76 97H78V99L76 98ZM103 97H104V100H102L103 99ZM124 99H123V98ZM140 97V98H139ZM184 97H186V98H184ZM188 97L190 98V99H188ZM241 97H243V96H241ZM23 98V99H22ZM48 98V99H47ZM67 98V99H66ZM82 98H84L86 101H84V99H82ZM88 100H87V99ZM93 98V99H92ZM102 100V102H101V100ZM135 98H137L136 100H135ZM194 98V99H193ZM240 98V97H239ZM19 99H20V101H19ZM91 99V100H90ZM106 99V100H105ZM133 99H134V101H136L137 102V100L138 101H140V102H135V104L133 103L134 101H133ZM141 99H142V101L143 102H141ZM154 100V99H157V100H154V101H156V102H158L159 104L157 105V104H155L156 102H154L153 101V103H151V102H149V100ZM168 99H170V101L171 102H169V100ZM175 99V100H174ZM193 101H192V100ZM196 99V100H195ZM234 99V100H233ZM24 102H23V101ZM27 100V101H26ZM46 100V101H45ZM64 100V101H63ZM76 100H79V101H76ZM128 102H127V101ZM145 100V101H144ZM151 100V101H152ZM167 100H168V102H167ZM211 101V103H209V101ZM231 100H233V101H231ZM63 101V102H62ZM81 101H83V102H81ZM101 103H100V102ZM108 101V102H107ZM148 103H147V102ZM176 101V102H175ZM181 101V102H180ZM185 101V102H184ZM188 101V102H187ZM192 101V102H191ZM217 101V102H218ZM226 101V100H225ZM27 102V103H26ZM29 102H32L33 104H34V106H33V104L32 103H30L31 104V106H30V104H28ZM41 102V103H40ZM46 102V103H45ZM56 102V105L58 104V103H62V105L61 106H63L64 107V109H63V111H58V106H56V105H54V107H53V103H55ZM71 102V103H70ZM104 102V103H103ZM133 103V105L132 106H129V104L128 103ZM168 103V105H165V104H167ZM187 102V103H186ZM191 102V103H190ZM197 103V104H199V107H200V110H202L201 112H200V110H198V106H197V108H196V106L194 107V103ZM214 102V101H213ZM216 102V99H215V102L214 103H217ZM23 103V104H22ZM49 103V104H48ZM52 103V104H51ZM74 103H77V104H74ZM114 103H116V104H114ZM131 103V104H132ZM141 103V104H140ZM144 103H146V105L144 104ZM178 103V104H177ZM179 103H180V105H179ZM211 104V106L209 105V104ZM219 103V102H218ZM20 104V105H19ZM24 104H25V106H27V105H29V106H27V107H29V109H32L36 114H37V116L35 115V113L31 110H29L28 108H26V107H24ZM44 104V105H43ZM46 104H48V106L46 105ZM67 104V105H66ZM108 104H110V105H108ZM114 104V105H113ZM125 104V105H124ZM130 104V105H131ZM149 104H153V105H155L154 107H155V110L157 111V108H158V111H159V113L158 112H156V113H154L155 111H152L153 112V114H151L150 115V113H149V111L151 110V108H152V110H153V105L151 106V108L148 110L147 108H149L150 106H148ZM173 104H177L179 107H181V108H179L178 110H176L175 111V114H176V116H175V121H172L171 122V124L170 123H168L167 121H166V119H164L166 116H164V115H167V113H169V111H170V107H171V105H173ZM196 104V105H197ZM40 105V106H39ZM42 105V106H41ZM73 105H77L76 107H77V109H73L74 107H73ZM80 105H82V106H80ZM156 105H157V108H156ZM191 105H193L192 106V108H194V110L191 108ZM215 105V104H214ZM45 106H46V110H45ZM61 106L59 105V109L61 108ZM68 106H70L69 108H68ZM72 106V107H71ZM117 108V110H116V108ZM118 106V107H117ZM126 106H129V108L128 107H126ZM145 106V107H144ZM163 109V110H165L166 109V112L165 111H162V109L160 108V107ZM165 106V107H164ZM167 106V107H166ZM20 107H21V109H20ZM26 109V110H24V108ZM42 107V112L41 111H39V109ZM49 107H53V109L52 108H49ZM62 107V108H63ZM82 107V108H81ZM88 107V108H87ZM105 106H103L102 108H104ZM126 107V108H125ZM147 107V108H146ZM188 107H189V109H188ZM18 108H19V110H20V112L18 111ZM23 108V109H22ZM54 108L56 109V110H54ZM90 108V109H89ZM92 108V109H91ZM101 108V111L103 110ZM106 108V107H105ZM105 108H104V110H105ZM128 108V109H127ZM187 108V109H186ZM190 108H191V110H190ZM208 108V109H209ZM34 109H36V110H34ZM37 109H38V111H37ZM50 109H52V110H54V112L52 111V110H50ZM83 109V110H82ZM108 109V108H107ZM107 109H106V111H107ZM109 109V110H110ZM118 109H120L121 110V112H120V110H118ZM24 110V111H23ZM30 111V113L28 112V111ZM41 110V109H40ZM45 111V113L43 114V112ZM66 110V111H65ZM78 112H77V111ZM86 110H89V112H87ZM90 110H92L93 111V113H92V111H90ZM96 112H95V111ZM108 110V111H109ZM124 110V111H123ZM140 110V111H139ZM144 110V111H143ZM145 110H146V112H145ZM189 110V111H188ZM197 110V111H196ZM16 111V112H15ZM23 111V112H22ZM27 112V114H26V112ZM49 111L50 112H52V113H49ZM55 111H57V112H55ZM73 111V112H72ZM77 112L78 113V115H81V117L80 116H78V115H76L77 113H75L74 114V112ZM86 113H85V112ZM111 111H109L108 112V114H107V112H105L106 113V116L103 114V113H101L102 115H104V116H102L101 114L99 115L100 117H103V119L106 117V119H109L110 120V112ZM115 111H117V112H115ZM131 111V112H130ZM203 111H205L204 113H203ZM20 113V116H19V114L18 113ZM34 114H33V113ZM39 112V113H38ZM79 112H81V113H79ZM98 112H99V114H98ZM126 112V113H125ZM135 112H137V113H135ZM151 112V111H150ZM151 112V113H152ZM162 112H164V113H162ZM184 112V114H182ZM192 112H193V115H194V117H193V115H192ZM48 113V114H47ZM57 113V114H56ZM61 113H63V114H61ZM90 113V114H89ZM119 113V115H117ZM144 113H145V116H144ZM149 115H148V114ZM186 113H188V115H191L192 116V118H191V116H190V119H189V117L188 116H185V115H187ZM190 113V114H189ZM18 114V115H17ZM22 114V115H21ZM23 114H25V115H23ZM32 114V115H31ZM40 114V115H39ZM53 117V115H55V116H58L57 118H58V120H56L55 118L56 117H53L54 118V120H56L57 122L56 123H53L52 124V121H53V119H52V121H51V118H50V115ZM85 114H87V116H88V114H89V116L87 117ZM91 114H92V119H93V121H91V124L90 123H88V121L90 122V119H89V117L91 116ZM94 114H95V116H94ZM96 114H98V115H96ZM121 114V115H120ZM161 115L162 114V116H164V117H162L161 116V118L160 117H156L155 115ZM164 114V115H163ZM204 114H205V116H204ZM47 115H49V117L47 116ZM65 115V116H64ZM141 115V116H140ZM196 115H198V116H196ZM13 116V117H12ZM17 116H18V118H17ZM24 118H23V117ZM31 116V117H30ZM33 116V117H32ZM43 116V117H42ZM45 116H47L48 118H50V120H46L47 118L45 117ZM68 116V117H67ZM77 118H76V117ZM112 116V115H111ZM120 116V117H119ZM143 116H144V118H143ZM148 116V117H147ZM150 116H151V118H150ZM154 116V117H153ZM196 116V117H195ZM200 116H201V119H200ZM237 116V115H236ZM15 117V118H14ZM20 117V118H19ZM29 117V118H28ZM66 117V118H65ZM82 117H86V118H84V119H86V121L84 120V119H82ZM136 117V118H135ZM140 117V118H139ZM181 117H182V119H181ZM228 117V116H227ZM230 117V116H229ZM228 117V118H229ZM17 118V119H16ZM32 118V119H31ZM43 118V119H42ZM44 118H46V119H44ZM147 118V119H146ZM150 119V122L152 121V125L151 124H149L150 122H148L149 121V119ZM195 118V119H194ZM206 119L207 118V121L209 122V121H211L210 120V118H212V120L214 119V120H218V121H215V123L212 121V122H209L208 124L207 123H205V122H207V121H202V119ZM220 118V119H221ZM8 119H9V121L10 122H12V123H10L11 125L9 126V123H7L8 122ZM11 119H13V120H11ZM16 121H15V120ZM34 119V120H33ZM69 119V120H68ZM71 119V120H70ZM75 119H81V120H79V121H77V120H75ZM122 119H124L122 122H121V120ZM137 119V120H136ZM142 119H144V120H148L147 122V128L145 129V130H139V127L137 126L136 127V125H135V127H132L133 126V124H138V122H139V120H142ZM156 120V121H154L153 122V120ZM177 119H178V121H177ZM187 119V120H186ZM188 119L190 120V121H188ZM196 119H198V120H196ZM199 119H200V121H199ZM28 122L27 123V125L31 122V124H33V126L31 125V124H29L30 126H28V127H32V128H29V133L28 132H26V133H24V134H26V135H24L22 132H20V131H13L16 127H17V129L16 130H18V129H20V128H24V127H26L27 125H26V121ZM38 120H39V122H38ZM82 120L84 121V122H82ZM112 120V119H111ZM233 120H234V122H233ZM34 121H37V122H34ZM42 121V122H41ZM51 121V122H50ZM60 121H63V122H61V123H59ZM81 121V122H80ZM104 121L106 122V120L104 119ZM133 121H135V122H133ZM138 121V122H137ZM165 122V124H164V122ZM238 121V122H237ZM253 121H255V123L253 122ZM258 121V123L256 124V122ZM15 122V123H14ZM17 122H18V124H17ZM45 122V123H44ZM55 122V121H54ZM65 122V123H64ZM67 122V123H66ZM77 122V123H76ZM93 122V123H92ZM124 122H126V123H124ZM133 122V123H132ZM161 122V124H158V123H160ZM178 122V123H177ZM180 122V123H179ZM187 122H185V123H187ZM193 122L191 123V124H193ZM197 122H196V124H197ZM203 123V125H201L202 123ZM263 122V123H262ZM38 124L39 126H35V124ZM57 123H58V125H57ZM62 123L64 124L63 126H61L60 127V125H62ZM76 123V124H75ZM80 123H81V125H82V123L83 124H85V126L83 125V126H81L80 125ZM156 123V124H155ZM167 123V124H166ZM175 123V124H174ZM236 123V124H235ZM237 123H240V124H237ZM254 123V125H252ZM7 127H5L4 125ZM15 124V125H14ZM43 124V125H42ZM65 124H66V126H65ZM92 124H94V126L92 125ZM162 124H163V126H162ZM176 124H177V126H176ZM188 125L190 124V123H187ZM205 124V125H204ZM207 124V125H206ZM22 125H23V127H22ZM24 125H26V126H24ZM42 125V126H41ZM56 125V126H55ZM127 127H126V126ZM151 126V128H150V126ZM156 125V126H155ZM168 125H170V127L168 126ZM184 125H186V124H184ZM216 125V126H215ZM12 126V127H11ZM13 126H15V128L14 129H12L13 128ZM45 126H46V128H45ZM55 126V127H54ZM60 127V129L62 128V127H64L61 131H58L59 130V128L58 127ZM121 126V127H120ZM160 126H162V127H160ZM164 126H165V128H164ZM167 126V127H166ZM171 126H173V128L172 129H170L171 128ZM199 126V127H200ZM219 126V127H218ZM252 126H253V128H252ZM263 126V127H262ZM54 127V128H53ZM57 127V128H56ZM67 129H66V128ZM97 127V128H96ZM108 127V128H109ZM113 127H115V126H113ZM132 127V128H131ZM154 129H153V128ZM10 128V129H9ZM34 128V129H33ZM82 128V129H81ZM107 128V127H106ZM107 128V129H108ZM122 130H121V129ZM168 128V129H167ZM204 128V127H203ZM217 129V130H214V129ZM11 129H12V131H11ZM31 129H33L34 131L36 130V131H39V130H42V131H39V132H34L33 130L31 131ZM96 129H99V130H96ZM109 129V130H110ZM125 129V130H124ZM131 130L130 132H128V133H126L127 131H129V130ZM149 130V132H148V130ZM261 129L263 130V132L261 131ZM66 130V131H65ZM170 130H175L177 133H179L180 134V136L182 137V138H180V136H179V138H176L177 136L175 135V133L173 132H171L172 134H174L175 136V138H176V143H173L175 140V138L173 137V135L169 132ZM63 131V132H62ZM79 131V132H78ZM102 131V132H101ZM143 131H146L145 133L143 132ZM154 131V132H153ZM217 131V132H216ZM250 131V132H249ZM254 131V132H253ZM10 132V133H9ZM11 132H14V135H12L11 134ZM20 132V133H19ZM31 132H33V133H31ZM41 132H43L44 133V135L45 136H42L41 135ZM62 132V133H61ZM101 132V133H100ZM134 132V133H133ZM159 132H160V134H159ZM163 132V133H162ZM216 132V133H215ZM252 132V133H251ZM20 135H19V134ZM24 135V136H22V134ZM34 133L36 134L35 135V137H34ZM38 133V134H37ZM58 133V134H57ZM66 133H67V135H66ZM82 133V132H81ZM117 133V134H116ZM130 133V134H129ZM132 133H133V135H132ZM136 133V135H134ZM143 133H144V135H143ZM176 133V134H177ZM213 135H212V134ZM249 134V135H246V134ZM256 133V134H255ZM3 134H5V135H3ZM9 134V135H8ZM10 134H11V136H10ZM49 134V135H48ZM65 135L68 139H66V137L65 136H61V135ZM94 134V135H93ZM127 134H129V135H132L133 137H134V139L133 138H130L129 137V135H127ZM155 134H156V136H155ZM157 134H158V136H157ZM161 134H163V135H161ZM262 134V135H261ZM3 135V136H2ZM18 135V137H20V136H22L23 137V139H20V138H22V137H20L19 139H18V137H15V136H17ZM52 135V136H51ZM87 135V136H86ZM93 135V136H92ZM139 135V136H138ZM160 135H161V137H160ZM252 135V136H251ZM254 135V136H253ZM258 135H260V136H258ZM2 136V137H1ZM33 136V137H32ZM37 136H39V137H37ZM47 136H51V137H54V138H48ZM69 136V137H68ZM81 136V135H80ZM103 137H101V138H103L101 141H104V137H105V134H103L102 135ZM121 136V137H120ZM151 136V137H150ZM213 136H214V138H213ZM256 136V137H255ZM9 137V138H8ZM25 137V138H24ZM27 137V138H26ZM32 137V138H31ZM63 137H65V139L63 138ZM82 137V138H83ZM128 137V138H127ZM141 139H140V138ZM150 137V138H149ZM163 137H165L164 139H163ZM167 137H169V139L167 138ZM216 137V138H215ZM220 137V138H219ZM222 137V138H221ZM247 137V138H246ZM250 137V138H249ZM258 137V138H257ZM45 138H47V140H45ZM61 138H63V140L61 139ZM70 138V139H69ZM94 138V139H93ZM95 138H98V139H96L95 140ZM143 138H144V140H143ZM147 140H146V139ZM149 138V139H148ZM172 138H174V139H172ZM219 138V139H218ZM256 138V139H255ZM259 138H261V139H259ZM263 138V139H262ZM27 139V140H26ZM29 139V140H28ZM56 140L57 142H59L60 143V146L62 147L61 149H60V147H59V151L58 150H56V151H58V154H59V152H63V153H61V155L59 154V156L60 157H58V159L59 158H61L62 160L60 161V160H58L57 159V157H55V155H57V154H55L54 155V153H56V152H54L53 151V154L52 153H50L48 150H46V152H43L41 149L43 148V146H45V143L46 142H48L49 140ZM79 139V138H78ZM130 139H131V141L132 142H130ZM152 139V140H151ZM163 139V140H162ZM170 139H172V140H170ZM226 139V140H225ZM245 141H244V140ZM248 139V140H247ZM255 139V140H254ZM10 140V141H9ZM13 140V141H12ZM23 140V141H22ZM30 140L33 142L32 143V146L30 147ZM41 140V141H40ZM62 140V141H61ZM74 140V141H73ZM80 140H81V138H80ZM113 140V139H112ZM133 140H136V141H133ZM150 140V141H149ZM159 140V141H158ZM166 140V141H165ZM170 140V141H169ZM174 140V141H173ZM233 142H232V141ZM251 140V141H250ZM9 141V142H8ZM23 142V144H22V142ZM41 142V144L39 143V142ZM64 141V142H63ZM71 141V143L69 144V142ZM73 141V142H72ZM92 141V143H95V144H88V143H90ZM100 141V142H101ZM147 141H149V142H151V144H148V142ZM154 141L156 142V143H154ZM161 141V142H160ZM173 141V142H172ZM179 141H181V142H179ZM186 139H185V143H186ZM236 141V142H235ZM249 141V142H248ZM255 141V142H254ZM13 142V143H12ZM14 142H16V143H14ZM20 143V145L21 146H23L25 143V145H24V147H21V148H17V146L18 147H20L19 146V144H17V143ZM68 143V147L66 146V144ZM82 142H83V139H82ZM143 142V143H142ZM163 142H164V144H163ZM173 143V145L174 144H177L178 142H179V144H183V145H181V146H183V147H179L178 146V148L176 149V146L177 145H174L173 147L171 146V144L169 145L168 143ZM231 142H232V145H230L231 144ZM254 142V143H253ZM260 144H259V143ZM63 143H65L64 145H63ZM76 143H75V145H76ZM85 143V142H84ZM102 143V142H101ZM136 145H138L139 144V148H137V149H135L134 150V148L135 147H138V146H134L135 144ZM138 143V144H137ZM141 143V144H140ZM152 143H154V144H152ZM160 143H162L161 144V146L163 147V148H160L161 146H160ZM167 143V144H166ZM234 143V144H233ZM253 143V144H252ZM258 143V144H257ZM17 144V145H16ZM34 144V145H33ZM40 144V145H39ZM62 144V145H61ZM157 144V145H156ZM263 144V145H262ZM12 145V146H11ZM14 145H16V147L14 146ZM29 145V147H27ZM42 145V146H41ZM148 145H149V147L151 148V147H153V148H149L148 147ZM154 145H156V146H154ZM164 145V146H163ZM187 145V146H186ZM257 145H258V149H257ZM10 146V147H9ZM42 147L41 149H40V147ZM144 146V147H143ZM158 146H159V148H158ZM165 146H166V150L167 149H169L170 148V150L172 149L173 150V148L174 149H176V151H177V154L175 153L176 151H172V153H173V155H172V153L170 152V150H169V152H168V150L166 151L164 148H165ZM241 146H243V148L241 147ZM13 147V148H12ZM133 147V148H132ZM172 147V148H171ZM260 147V148H259ZM45 148V147H44ZM72 148L74 149V150H72ZM147 148H149V149H147ZM180 148V150H178ZM183 148H186L188 151L189 150H191V152L193 153V152H195V156H197V157H195L193 154H191V152H190V156L191 157H189V152L186 150V152H184L183 151ZM239 148H241V149H239ZM251 148V149H250ZM252 148H253V150H252ZM256 148V149H255ZM4 149V150H3ZM14 149V150H13ZM17 149V150H16ZM21 149H26L27 151H23V150H21ZM68 149V150H67ZM76 149H78V151H76ZM112 149H114V150H112ZM147 150L146 152H145V150ZM162 149V150H161ZM233 149V148H232ZM238 149H239V151H238ZM260 149H261V151H260ZM62 150V151H61ZM163 150H164V152H163ZM185 150V149H184ZM243 152H242V151ZM30 151V152H29ZM40 151H42V152H40ZM45 151V150H44ZM65 151V152H64ZM68 151H70V153L72 152V154H69V152ZM80 151L82 152V153H80ZM126 152V153H124V152ZM130 151V152H129ZM134 151V152H133ZM183 153H182V152ZM255 151H257V152H255ZM258 151H260V153L258 152ZM11 152H13V153H11ZM18 152H20V153H18ZM23 152H28V153H24L26 156H23ZM52 152V151H51ZM78 154H77V153ZM154 152V153H153ZM167 152V153H166ZM181 152V154H179ZM188 152V153H187ZM29 153H31L32 154V156H33V158H31L32 156H30L29 157ZM42 153H44V157H42L43 156V154ZM48 153V154H47ZM73 153H74V155L77 157H75L74 155H73ZM76 153V154H75ZM113 153V154H112ZM128 153H130V154H128ZM144 153H146V154H144ZM149 153V155H147ZM167 154V155H165V154ZM171 153V154H170ZM188 155H187V154ZM201 153H202V151H201ZM243 153V154H242ZM11 154V155H10ZM15 154V155H14ZM29 154V155H28ZM41 154H42V156H41ZM47 154V156H45ZM49 154H51L52 156H53V158L55 157V159H53L52 158V156L51 155H49ZM82 154V155H81ZM140 154V155H139ZM162 154V155H161ZM185 154H186V156H185ZM241 154V155H240ZM247 154V156L246 157H244L245 155ZM2 155V154H1ZM0 155V156H1ZM7 155V156H6ZM14 155V156H13ZM18 155V156H17ZM21 155L23 156V157H25L24 159H23V157H21ZM80 155L81 156H83V157H81V158H83L84 160H82L81 158H79L80 157ZM115 155V156H114ZM126 155V156H125ZM135 155H137V157L138 158H136V156ZM176 155H177V157H176ZM259 155H261V157L259 156ZM3 156V155H2ZM21 157V160H24L23 161V163H21L20 165H21V168L19 169L18 167H20V165L18 166H16V161H14L15 162V166L14 165H12L13 163V159L15 158V159H20V157ZM39 156H40V158H39ZM66 156H67V158H66ZM113 156V157H112ZM117 156V157H116ZM140 156V157H139ZM144 156V157H143ZM159 156H162V157H159ZM163 156H165V157H163ZM248 156H249V159H247L248 158ZM13 159H12V158ZM17 157V158H16ZM42 157V158H41ZM47 157V158H46ZM51 157V158H50ZM69 157V158H68ZM109 159H108V158ZM127 157V158H126ZM146 157V158H145ZM148 157L150 158V159H148ZM164 158V159H158V158ZM185 157V158H184ZM187 157V158H186ZM193 157H195V158H193ZM242 157H244V161H242L243 159H242ZM8 158V160H6ZM10 158V159H9ZM43 158H45L48 162H46V160L45 159H43ZM48 158H50V160H48ZM72 158V160H70ZM89 158V157H88ZM113 158H115V159H113ZM118 158V159H117ZM153 158V159H152ZM158 159L157 161L155 160V159ZM172 158V159H171ZM183 158V159H182ZM245 158H246V160H245ZM260 158L261 159H263L262 161H260ZM14 159V160H15ZM41 160V162H40V164H45V167L44 168H49V169H45L46 170V172L49 174V172L48 171H53V172H55V173H51V174H53V175H51V176H49V175H47V178H46V176H44V178L42 179V181H41V188H45V189H40L38 192H36L35 194H37V196H39L38 198L39 199H41V200H43L45 203H46V206H45V210L47 211V214H46V217L49 219H46V222H45V226H41L39 223H40V218H38V217H40L39 215V210L37 209H35V208H37L38 207V205H37V203H36V201L34 202V200H33V202H32V200H30V199H28V200H26V194H24V192H22V191H20L21 189H19V187H20V185L21 186H23V188H24V186H26V187H29V188H31V187H33V184L34 183H36V182H34L33 183V181H34V179H32L31 180V178H33V176H34V174H36L37 173V171H38V169H39V165H38V163H37V160H38V162ZM58 160V166H59V164H60V166L59 167H57V162L55 161V160ZM64 159H67V160H65V162H66V165L64 164L65 162H64ZM78 159H79V162H78ZM104 159V160H103ZM193 159H195L194 161H192ZM200 159V160H199ZM229 159H230V161H229ZM5 160V161H4ZM45 160V161H44ZM75 160V161H74ZM77 160V161H76ZM88 160V159H87ZM128 160V161H127ZM143 160H144V162H143ZM149 160V161H148ZM153 160V161H152ZM162 160V161H161ZM199 160V161H198ZM205 160V161H204ZM84 162V163H82V162ZM101 161H103V162H101ZM105 161V162H104ZM130 161V162H129ZM152 161V162H151ZM179 161V162H178ZM184 161V162H183ZM188 161V162H187ZM197 161V162H196ZM32 162V163H31ZM43 162H45V163H43ZM52 162L53 163H56V165L55 164H52ZM59 162H61V163H59ZM111 162L113 163V162H115V163H113V164H111ZM136 162V163H135ZM141 162H143V163H141ZM148 162V163H147ZM161 162V163H160ZM190 162H191V164H193V165H191L190 164ZM194 162H196V164L194 163ZM237 162V163H236ZM244 162H245V164H247V166L244 164ZM247 162V163H246ZM82 163V164H81ZM134 163V164H133ZM178 163V164H177ZM188 163V164H187ZM199 163H201L200 164V166L202 167H199ZM258 163V164H257ZM22 164H24V166H22ZM32 164V165H31ZM48 164V165H47ZM52 164V166H50ZM61 164H62V166H61ZM68 164H69V166H68ZM71 164V165H70ZM85 164V165H84ZM126 164H128V166L126 165ZM140 164V165H139ZM187 165V167H186V165ZM232 164H233V166H232ZM236 164V165H235ZM252 164V165H251ZM97 165V164H96ZM126 165V166H125ZM136 165L138 166V167H136ZM143 165L145 166V167H143ZM148 165H149V168H147L148 167ZM180 165V166H179ZM185 165V166H184ZM188 165H191V169H190V166H188ZM196 167H195V166ZM238 165V166H237ZM250 165V166H249ZM8 166H9V168H8ZM11 166H13L15 169H16V171H13V173H14V175L13 176H11L12 174H10L9 172H11L12 173V169H13V167H11ZM32 166H34V169L32 168ZM57 168H56V167ZM83 166L85 167V168H83ZM119 166H120V168H119ZM172 166V167H171ZM183 166V167H182ZM241 166V167H240ZM10 167H11V169H10ZM23 167V168H22ZM50 167H52V168H50ZM67 167V168H66ZM81 167V168H80ZM121 167H123V168H121ZM126 167V168H125ZM127 167H129V169L127 168ZM182 167V168H181ZM243 167V168H242ZM249 167V168H248ZM260 167V168H259ZM63 168V169H62ZM76 168V169H75ZM140 168V169H139ZM174 168H176V170L174 169ZM193 168V169H192ZM232 168V169H231ZM239 168L241 169V172L242 171H244V172H240V170H239ZM250 168H251V172H252V170H253V174H254V172L255 171H257V177L258 178H256V179H258L257 181H256V179H252V173H249L250 172ZM254 168V169H253ZM9 169V170H8ZM15 169H13V170H15ZM20 170V171H17V170ZM60 169H62V170H60ZM64 169H65V172H62V171H64ZM71 169V170H70ZM121 169V170H120ZM124 169V170H123ZM125 169H127V170H125ZM150 169V170H149ZM153 169V170H152ZM185 169V170H184ZM189 169H190V171H189ZM223 169V168H222ZM232 171H231V170ZM258 169H260V170H258ZM263 169V170H262ZM11 170V171H10ZM23 170V171H22ZM34 170V171H33ZM77 170H79V171H77ZM131 170H133V171H131ZM144 170H146V171H144ZM174 170V171H173ZM201 170V171H200ZM246 170H248V172H247V174H246ZM9 171V172H8ZM36 171V172H35ZM148 171V172H147ZM177 171V172H176ZM228 171V172H227ZM229 171H231V173L229 172ZM8 173V176L10 175L11 176V178L12 177H14L12 180H10L11 178H10V176H9V178L8 179H6V177H7V173ZM17 172H19V174L17 173ZM21 172V173H20ZM73 172V173H72ZM151 172H153V173H151ZM158 172V173H157ZM203 172V173H202ZM224 172V173H223ZM227 172V173H226ZM240 172V173H239ZM17 175H16V174ZM23 173V174H22ZM28 173L30 174V175H28ZM67 173H69V174H67ZM117 173V174H116ZM147 173H149L148 175H147ZM151 173V174H150ZM229 173V174H228ZM6 174V175H5ZM55 174H57L56 176H55ZM115 174V175H114ZM155 174H157V175H155ZM194 174V175H193ZM227 174V175H226ZM246 176H245V175ZM251 174V175H250ZM256 174V173H255ZM3 175V176H2ZM18 175H20V176H18ZM152 175V176H151ZM222 175V176H221ZM237 175L239 176V178L237 177ZM241 175V176H240ZM250 175V176H249ZM6 176V177H5ZM21 176H23V177H21ZM48 176H49V178H48ZM58 176H59V178H58ZM68 176H70V177H68ZM154 176V177H153ZM221 176V177H220ZM262 177L263 178V181H262V179L260 178V177ZM4 177V178H3ZM17 177V178H16ZM27 177L28 178H30V180H27ZM54 177V178H53ZM72 177V178H71ZM76 177V178H75ZM126 177V178H125ZM159 177V178H158ZM167 177H169V179H167ZM225 177V178H224ZM233 177H234V179H233ZM236 177H237V179H236ZM3 178V179H2ZM19 178H23L22 180L21 179H19ZM26 178V179H25ZM161 178H163V179H165V181H163L162 182V180L163 179H161ZM222 178V179H221ZM227 178V179H226ZM229 178L230 179H232V180H230V181H232V182H230L229 181ZM251 178V179H250ZM17 179L18 180H21L22 181V183H24V180L26 181L24 184H22V183H20L19 184V182H17ZM53 179H54V181H56V182H58V184L57 183H55L54 181H53ZM124 179V180H123ZM159 179H161V181H159ZM171 179V180H170ZM216 180V182H214V181H212L211 182V180ZM218 179V180H217ZM222 180V181H220V180ZM223 179H226V180H228V181H226V182H224L223 181ZM239 179V180H238ZM10 180V181H9ZM58 180V181H57ZM68 180H69V182H68ZM77 180V179H76ZM118 180V181H117ZM152 180V181H151ZM237 180V181H236ZM4 181V182H3ZM14 181V182H13ZM30 181V182H29ZM70 181H72L71 183H70ZM77 181H80L79 179L77 180ZM104 181L106 182V183H104ZM127 182V184H126V182ZM131 181H132V183H131ZM233 181H235V182H233ZM242 181V184L240 183ZM253 181H256V183L253 185ZM260 181V182H259ZM10 182V183H9ZM16 182H17V184H16ZM42 182H43V184H44V182L47 184V187H46V185H42ZM49 184H48V183ZM224 182V183H223ZM228 182V183H227ZM239 182V183H238ZM13 183H15V184H13ZM29 185H28V184ZM62 183V184H61ZM64 183H66L67 184V186H66V184H64ZM71 185H69V184ZM73 183V184H72ZM100 183V184H99ZM120 183V184H119ZM128 183H129V185H128ZM158 183H162V184H158ZM211 183V184H210ZM261 183V184H260ZM55 184H56V186H55ZM77 186H76V185ZM97 184H99V185H97ZM118 184V185H117ZM154 184H156V183H154ZM154 184H152V185H154ZM213 184H214V186H213ZM223 184H225V185H223ZM230 184V185H229ZM239 184H240V186H239ZM9 185H12V188H14V191L17 189V191L18 192H14L13 193V190H10L11 189V186H9ZM15 185V186H14ZM32 185V186H31ZM61 185V186H60ZM77 187H75V186ZM102 185V186H101ZM126 185V186H125ZM128 185V186H127ZM134 185V184H133ZM211 185V186H210ZM35 186H37V184L35 185ZM55 186V188H53ZM73 186V187H72ZM98 186V187H97ZM107 186V187H106ZM112 186V187H111ZM119 186V187H118ZM177 186V187H176ZM186 186V187H185ZM189 186H190V188L191 189H189ZM51 189H49V188ZM57 187L59 188V190L57 189ZM64 187H66V189H64ZM71 187V188H70ZM104 187H105V189H104ZM111 187V188H110ZM124 187H128L127 189L126 188H124ZM156 187V186H155ZM163 187V188H162ZM171 187V188H170ZM229 187V188H228ZM244 187H246L245 185H244ZM53 188V189H52ZM62 188H63V190L64 191H62ZM75 188V189H74ZM78 188H80V189H78ZM106 188H107V190H106ZM114 188H116V189H114ZM122 188V189H121ZM123 188L125 189V190H123ZM158 188V187H157ZM179 188V189H178ZM182 188V189H181ZM187 188V190L188 191H186V190H184V189H186ZM212 188H214L213 190H211ZM228 188V189H227ZM242 188V190H240ZM263 188H264V186H263ZM34 189H36V188H34ZM55 189V190H54ZM68 189V190H67ZM78 189V190H77ZM108 189H110L109 191H108ZM112 189H113V191H112ZM227 189V190H226ZM50 190V191H49ZM71 190H73L72 192H71ZM75 190V191H74ZM77 190V191H76ZM82 190V189H81ZM106 190V191H105ZM115 190V191H114ZM120 190V192H118ZM127 190V191H126ZM181 190H182V193L183 194H181ZM190 190V191H189ZM226 190V191H225ZM11 191V192H10ZM53 193H52V192ZM57 191V192H56ZM60 191V192H59ZM62 191V192H61ZM65 191H66V193L68 192V191H70V192H68L69 194H66L65 193ZM126 191V192H125ZM133 191V190H132ZM152 191V192H151ZM154 191V192H153ZM161 191V190H160ZM163 191H161V192H163ZM166 191H168V195H170L171 196V193L172 192H170L169 190H166ZM2 192V193H1ZM79 193V195H78V193ZM97 192V191H96ZM128 192H130V193H128ZM185 192V193H184ZM188 192V193H187ZM208 192V193H207ZM10 193H13V194H10ZM17 193V194H16ZM21 194V196H19L20 197V199L16 196V195H19V194ZM46 193V194H45ZM49 193H50V195H49ZM55 193H56V197L54 198V196H55ZM57 193H59V194H57ZM61 193V194H60ZM73 193V194H72ZM106 193V194H105ZM123 193V194H122ZM128 193V194H127ZM165 193V192H164ZM180 193V194H179ZM225 193V194H224ZM75 194H77V195H75ZM118 194H121V195H118ZM126 194V195H125ZM150 194V195H149ZM166 194H167V192H166ZM190 194V193H189ZM210 194V195H209ZM3 195V196H2ZM12 195H14V197L12 196ZM59 195V196H58ZM68 195V196H67ZM69 195H70V197H69ZM72 195V196H71ZM74 195V196H73ZM101 195V196H100ZM138 195H140V194H138ZM167 195V196H168ZM182 195V196H181ZM222 196L221 198H223V199H221L220 198V196ZM11 196H12V198H14V200L11 198ZM51 196L53 197V198H51ZM62 196H64V197H61ZM78 196V197H77ZM103 196H105L104 198H103ZM119 196V197H118ZM130 196V199L128 198ZM181 196V197H180ZM219 196V197H218ZM226 196V197H225ZM3 197V198H2ZM10 197V198H9ZM18 199H17V198ZM24 199H23V198ZM57 197H58V199H57ZM126 198V199H124V198ZM143 198V200H141L142 198ZM146 198V200H145V198ZM148 197H149V199H148ZM151 197V198H150ZM174 197V198H175ZM213 197H215V198H213ZM22 198V199H21ZM60 198V199H59ZM64 198V199H63ZM70 198V199H69ZM72 198H73V200H72ZM75 198V199H74ZM117 198H116V200H117ZM122 198V199H121ZM128 198V199H127ZM136 198L138 199V197L136 196ZM212 198H213V200H212ZM216 198H219V199H216ZM4 199V200H3ZM77 199V200H76ZM100 200V202H99V200ZM134 199V200H133ZM8 200V201H7ZM13 200V201H12ZM17 200V201H16ZM55 200H57V201H55ZM61 200H63V201H61ZM72 200V201H71ZM76 200V202H74ZM96 200V201H95ZM129 202H128V201ZM153 200V203L151 202ZM155 200V201H154ZM217 200H219V201H217ZM224 200V201H223ZM6 202V204H8L7 206H6V204L5 203H3L2 205H1V203L2 202ZM10 201V202H9ZM28 203H27V202ZM29 201H31V202H29ZM55 201V202H54ZM98 201V203H96ZM110 201H112V200H110ZM132 201V202H131ZM138 201V200H137ZM147 201V202H146ZM215 201V202H214ZM241 201V202H240ZM20 202V203H19ZM21 202H23V204L21 203ZM25 202V203H24ZM64 202V203H63ZM80 202V203H79ZM130 202H131V204H132V207H131V204H130ZM149 202H151V204L149 203ZM206 202V203H205ZM230 202H232V203H230ZM243 202H245V203H243ZM9 203H11V206L9 205ZM12 203L13 204H15V205H12ZM33 203V204H32ZM36 203V204H35ZM56 203V204H55ZM68 203V207H67V205L66 204ZM76 203L78 204L79 203V205L78 206H76ZM100 203H102V204H100ZM145 203V204H144ZM147 203H149L151 206H155V205H152V204H156V206L155 207H148V206H150V205H147ZM212 203L214 204V205H212ZM65 204V205H64ZM71 204H73V205H71ZM74 204H75V207H74ZM135 204H137V205H135ZM162 204H164V203H162ZM231 204V205H230ZM247 205L248 206V208L245 206V205ZM5 205V206H4ZM21 205V206H20ZM106 205V206H105ZM141 205H143V207L141 206ZM147 205V206H146ZM212 205V206H211ZM223 205H224V207H223ZM244 205V206H243ZM14 207V209H13V207ZM37 206V207H36ZM73 206V208H71ZM160 206V207H159ZM203 206L204 207H206V208H203ZM208 206V207H207ZM215 206V207H214ZM226 206V207H225ZM4 207H7V208H4ZM8 207H10V208H8ZM19 207V208H18ZM101 207H103V208H101ZM147 207V208H146ZM156 207H159V208H157V209H159V210H157L156 209ZM161 207H162V209H161ZM202 207V208H201ZM211 207H213V208H211ZM16 208L18 209L17 211H15V213H14V210H16ZM21 208V209H20ZM39 208V207H38ZM80 208V207H79ZM85 210H84V209ZM99 208H101V209H99ZM201 208V209H200ZM221 208V209H220ZM252 208V207H251ZM2 209H4V210H2ZM5 209H6V213H5ZM25 209V210H24ZM69 211H68V210ZM84 211H83V210ZM86 209L87 208H85V207H82L81 206V212H82V216L83 217H86V214H84L85 212H87L86 211ZM155 210V212H153V210ZM212 209V210H211ZM11 210V211H10ZM20 210V211H19ZM57 210V211H56ZM161 210V211H160ZM201 210H203V211H201ZM210 210V211H209ZM215 210V211H214ZM18 211H19V213H18ZM21 211H22V213H21ZM28 211V212H27ZM220 211V212H219ZM222 211V212H221ZM158 212H157V214L155 213V215H159L158 214ZM165 212V213H166ZM217 212V213H216ZM218 212H219V215H218ZM14 213V214H13ZM24 213V214H23ZM30 213V214H29ZM36 213H38L39 215H38V217L36 216L37 214ZM59 213V214H58ZM164 213V214H165ZM227 213V214H226ZM229 213H231V214H229ZM2 214H3V216L4 215H6L5 216V218L6 217H8L6 220H4L5 218H3V216H2ZM11 214V215H10ZM17 214V215H16ZM100 214V213H99ZM99 214H97L96 215V217H98V215ZM102 214H101V216H102ZM222 214V215H221ZM256 214V213H255ZM7 215H10V217L9 216H7ZM26 215V216H25ZM64 215V216H63ZM90 217H89V216ZM93 214L92 213H90V212H87V217H86V219H83V217L81 218V219H83V220H86V221H90L91 219H93V216H92ZM103 215V216H104ZM230 215V216H229ZM232 215H233V217H232ZM27 216H28V218H27ZM219 216V217H218ZM224 216V217H223ZM229 216V217H228ZM242 216V217H241ZM64 217L66 218V220L64 221ZM70 217V216H69ZM91 218V219H89V218ZM226 217V218H225ZM231 217V218H230ZM237 219V220H239L238 222H237V220L235 219V218ZM239 217V218H238ZM240 217H241V219H240ZM249 217V218H248ZM24 218V219H23ZM217 218V219H216ZM228 218V219H227ZM231 220H230V219ZM234 218V219H233ZM9 219V220H8ZM69 219V218H68ZM88 219V220H87ZM220 219V220H219ZM223 219V220H222ZM28 220V221H27ZM216 220V221H215ZM236 220V222H237V224H236V222H234ZM3 221L5 222V221H10L11 223L9 224L8 222H6V223H4V224H9L10 225V227H9V225L7 224L6 225V227H4L5 225H3ZM25 221V223H24V225L22 224V222H24ZM57 221H60L59 223H57V224H59L58 225V229H57V232H58V230H61V231H59V233L62 235V233L64 234V235H60L59 233L57 234V232H56V227H54V226H56L55 224H54V222H57ZM67 221V222H66ZM77 221H81L80 222V224L78 225L77 224ZM85 221V222H86ZM93 221H94V223H95V216H94V219H93ZM93 221H91V222H93ZM220 221H222V222H220ZM231 221H233L232 223H231ZM248 221V222H249ZM254 221V220H253ZM28 222H29V224H28ZM52 222V223H51ZM66 222V223H65ZM69 222V223H70ZM215 222V223H214ZM12 223H14V224H16L17 223V226L16 225H14V224H12ZM79 223V222H78ZM170 223H172V222H169V223H167L165 226H167L168 228L170 227ZM61 224H63L62 226H60ZM170 224V225H169ZM172 224H174V223H172ZM252 224H253V222H252ZM251 224V225H252ZM3 225V226H2ZM11 225H12V227H11ZM29 225V226H28ZM78 225V226H77ZM213 225V226H214ZM251 225H250V227H251ZM7 226H8V228H7ZM15 226V227H14ZM19 226V227H18ZM42 227L43 228V236H44V238H47L48 240H46L45 239V242H44V238L42 237V239H38V236L39 235H41V234H39V231H41V229L39 228V227ZM173 226V225H172ZM171 226V227H172ZM253 226V225H252ZM256 226V225H255ZM255 226H253V228L255 227ZM3 229H2V228ZM33 227V228H32ZM3 231H2V230ZM6 229H8V230H6ZM24 231V232H26V234L30 237L33 233H35L36 232V234H37V232H38V234L39 235H37V237H35L36 236V234L34 235V237H33V235H32V237L30 238V239H25V237L27 236V235H25L24 233H21L22 231ZM40 229V230H39ZM172 229V228H171ZM6 230V231H5ZM20 230V231H19ZM34 230H35V232H34ZM48 230V231H47ZM50 230V231H49ZM54 230H55V232H54ZM6 233H5V232ZM53 231V232H52ZM218 232H220L219 230H217ZM9 232V233H8ZM30 232H32L31 234H30ZM45 232V233H44ZM79 232V231H78ZM222 232L223 233H221V234H219L218 236H217V238L219 237V238H221L222 237V239H223V236L225 235L224 234V230H222ZM226 232H227V230H226ZM251 232H253V233H256L257 232V227H255L254 228V230H252V227H251ZM8 233V234H7ZM46 233H47V235H46ZM53 234V236L52 235H49V234ZM71 233V232H70ZM6 234H7V236H6ZM22 234H24L23 236L24 237H22ZM119 234H121L119 237L120 238H124L125 237V239H127L126 238V236L128 237V234L129 233H126L125 235L123 234V232H121V233H119ZM12 235V236H11ZM14 235H15V238H14ZM45 235H46V237H45ZM56 235H57V237H56ZM71 235V234H70ZM124 235V236H123ZM60 238H59V237ZM227 235H225V237H226ZM3 237H4V239H3ZM6 237V238H5ZM12 237V238H11ZM40 237V236H39ZM40 237V238H41ZM61 237H63V239L61 238ZM64 237H67V238H65L66 239V246L64 245L65 244V242L63 243V242H60V241H64ZM70 237V236H69ZM224 237V238H225ZM7 238H11V240H8ZM13 238H14V240H13ZM20 238V239H19ZM24 239V240H22V239ZM51 238V239H50ZM72 238H74L73 240H72ZM119 238V239H120ZM37 239L39 240V242H37ZM54 239H56V240H54ZM60 241H59V240ZM122 239H120V241L122 240ZM125 239H123L122 241L123 242H125ZM226 239V238H225ZM224 239V240H225ZM26 240V241H25ZM34 240L36 241L35 243H34ZM41 240V241H40ZM75 240V241H74ZM218 240V239H217ZM219 240H221V239H219ZM218 240V241H219ZM223 240V241H224ZM14 241V242H13ZM49 242L48 244H47V242ZM54 241V242H53ZM119 241V240H118ZM222 241V242H223ZM42 242H44V243H42ZM59 242V243H58ZM74 242V243H73ZM38 243V244H37ZM71 244V246H69L70 248H68L67 246H68V244ZM219 243V242H218ZM41 244V245H40ZM50 244H52V245H50ZM220 244V243H219ZM47 245V246H46ZM56 245V246H55ZM59 245V246H58ZM221 245V244H220ZM50 246H52V248L50 247ZM75 246V247H74ZM58 247V248H57ZM49 248V249H48ZM51 248V249H50ZM64 248H65V251L68 253V251H69V253H68V255H67V253L66 252H64ZM72 248L74 249V250H72ZM78 250H77V249ZM57 249H58V251H59V253H58V251H57ZM51 250V251H50ZM63 250V251H62ZM71 250H72V252H71ZM77 250V252H74V251H76ZM61 251V252H60ZM52 252L54 253V254H52ZM86 251H84V252H82V253H84V254H80V256H79V254H78V256L79 257H83V258H85V253ZM50 253V254H49ZM63 254H64V257L62 258V256H63ZM70 254V255H69ZM52 255V256H51ZM67 255V256H66ZM82 255V256H81ZM51 256V257H50ZM56 256V257H55ZM168 256V253H167V255H166V257ZM169 256H170V254H169ZM53 257H55L53 260H52V258ZM69 257V258H70ZM169 259H170V257H168ZM167 258V259H168ZM172 258V257H171ZM55 259H57V260H59V261H57V260H55ZM169 259H168V261H169ZM170 260H172V259H170ZM2 261H3V263L2 264H5V261H4V259H2ZM14 260H12V259H10V261H9V263H8V261H7V264H11V262H13ZM64 261H65V259H64ZM47 262H49V261H47ZM51 262H49V264L51 263ZM14 264H15V262H14ZM59 264V263H58Z\"/></svg>","mask_w":264,"mask_h":264},{"label":"bare ground","instance_id":"bare-ground-1","mask_svg":"<svg viewBox=\"0 0 264 264\" xmlns=\"http://www.w3.org/2000/svg\"><path fill=\"white\" fill-rule=\"evenodd\" d=\"M2 1V0H1ZM18 1V0H17ZM35 1V0H34ZM40 1V0H39ZM39 1L37 2V3H39ZM47 1V0H46ZM48 1H51V0H48ZM47 1V2H48ZM53 1H55V0H53ZM75 1V0H74ZM74 1H72V2H74ZM76 1H79V0H76ZM112 1V0H111ZM120 1V0H119ZM122 1H125V0H122ZM127 1V0H126ZM130 1V0H129ZM133 1V0H132ZM139 1V0H138ZM140 1H142V0H140ZM139 1V2H140ZM146 1V0H145ZM144 0H143V2H145ZM148 2H149V0H147ZM146 1V2H147ZM151 1V0H150ZM168 1V0H167ZM173 1V0H172ZM172 1H170L171 3H172V5H173V7L171 6V4L169 5V2H164L162 5H161V3H160V7L158 6V8L157 9H159L161 12L163 11L164 13H160L159 12V10L157 11L158 12V14L160 15H158L157 13V15H155L154 16V13H152V14H148V15H152V16H154V17H152L151 16V18H154L155 20L157 19V21H156V25L154 26V27H157V22H159V21H162V19H163V17H165V14H166V16L169 14L168 12H170L171 11V13L173 12V10H172V8L174 9V4H173V2ZM202 1V0H201ZM206 1H208V0H205L204 1V3H203V6H201V8L203 7H207V4L208 3H213V1L214 0H210V1H208L207 2V4H206V6H204L205 5V3H206ZM216 1V3H213V7L215 8V6H216V4H218L217 2H218V0H215ZM222 1H225V0H222ZM222 1H220L219 0V7H221V9L223 10V6H221L222 4H221V2ZM254 1H256V0H254ZM9 2V1H8ZM19 2V1H18ZM36 2V1H35ZM43 2H45L44 0H43ZM58 2V1H57ZM67 1L65 0V3H66ZM69 3H71V1H68ZM79 2H81V1H79ZM86 2V1H85ZM93 2V1H92ZM105 2H106V0H105ZM114 2L115 1H113L112 3H113V5H115L114 4ZM131 2V1H130ZM143 2H141L142 3V5H143ZM155 2V1H154ZM180 2V1H179ZM186 2H187V0H186ZM195 2V1H194ZM199 2V1H198ZM232 2H233V0H232ZM244 2H245V0H244ZM257 3V5H258V7H259V5H261V3L259 4V2L258 1H256ZM261 2V1H260ZM12 3V2H11ZM24 3V2H23ZM32 3V2H31ZM46 3V2H45ZM49 3V2H48ZM47 3V4H48ZM51 3V2H50ZM69 3H68V5H69ZM75 3V2H74ZM74 3H72V4H70V6L71 5H73L74 6V8H75V5H74ZM77 3V2H76ZM109 3H110V1H109ZM140 3V4H141ZM151 3V5H152V2H150ZM193 3V2H192ZM197 3V2H196ZM201 3V4H202ZM224 5H226L224 2H222ZM227 3V2H226ZM230 3V2H229ZM237 3V5L239 4L238 2H236L235 1V4ZM264 3V2H263ZM33 4V3H32ZM89 4H91V3H89ZM88 4V5H89ZM121 4V3H120ZM133 4V3H132ZM186 3H184V4H182V5H185ZM200 3H199V6L201 5ZM231 4V3H230ZM242 4V3H241ZM241 4L239 5V7L241 6ZM247 4V3H246ZM252 4V3H251ZM255 4V5H256ZM15 5V4H14ZM34 5V4H33ZM40 5H43V3L41 2L40 3ZM51 5H52V3H51ZM54 5H55V2H54ZM80 5V4H79ZM88 5H87V7H88ZM92 5V4H91ZM104 5H108V3H104ZM125 5H126V3H125ZM131 5V4H130ZM151 5H150V7H151ZM157 5V4H156ZM177 5H179L178 3H177ZM181 5V8L183 7ZM209 6L208 7H210V5L211 4H208ZM217 5V6H218ZM229 4L227 3V6H228ZM231 5H233V4H231ZM237 5H234V11L232 10V9H229V7H230V5L228 6V9L229 10H231L230 11V15L229 14H227V12H225L224 13V15H228V18L230 17L232 20L233 19H236L235 17L237 16V17H242L243 15L241 14H239V12H240V8L237 6ZM245 4H243V6H244ZM263 5V4H262ZM35 6V5H34ZM53 6V5H52ZM51 6V7H52ZM96 6V5H95ZM109 6V7H108ZM107 6V8L105 7V10H111V8H113V7H110L111 6V3H110V5H108ZM123 6H124V4H123ZM129 6V5H128ZM135 6V5H134ZM137 6V5H136ZM145 6V5H144ZM149 6V5H148ZM192 6V5H191ZM190 6V8H192ZM198 6V5H197ZM243 6L241 7V8H243ZM246 7H247V5H245ZM251 6V5H250ZM33 7V6H32ZM37 7V6H36ZM45 7H47V6H45ZM54 7H56V6H54ZM66 7V6H65ZM117 7H119L118 6V4H117ZM130 7V6H129ZM141 7H143V6H140V8ZM170 7H172L171 9H170ZM194 7H195V5H194ZM212 7V6H211ZM212 7V8H213ZM233 7V6H232ZM235 7H236V9H238L239 10V12H238V10L236 11V9H235ZM238 7V8H237ZM252 7H254V6H252ZM261 7V6H260ZM259 7V8H260ZM16 8V7H15ZM39 8H41L42 9V7H39ZM73 8V9H74ZM78 8H79V6H78ZM83 8V7H82ZM86 7H84V9H85ZM89 8H91V7H89ZM88 8V9H89ZM92 8L94 9V7L92 6ZM91 8V9H92ZM100 8V7H99ZM120 8V10H117V8H115V10H112V11H114V13L116 14V12L117 11H119V12H121L120 14H122V13H124V14H127V13H125L124 11L122 12L121 11V7H119ZM124 8H126V7H124ZM134 8H136V7H133V8H131V10H133ZM139 8V9H140ZM147 8V7H146ZM176 8V7H175ZM184 8H186V6L184 7ZM184 8H182V10L181 11H183L184 10ZM212 8H209V9H204L205 10V12H204V10H203V12L205 13V16L207 17L208 16V18H206L205 19V17L203 18V19H205L204 21H203V24L205 25L204 27H206V28H209V27H207L206 25H208V23L209 24H211V22H210V20H208V19H210V17H212V18H214L213 17V15L212 14H214V15H218V14H222L221 12H222V10L221 9H219L218 11H221L220 13H218V11H216L217 9L216 8H218V7H216L215 8V11H214V9H213V11H214V13H210V17H209V12L207 11V10H209V11H211L210 9H212ZM1 9V8H0ZM10 9V8H9ZM12 9H14L13 8V6H12ZM48 9V8H47ZM46 8H45V10H47ZM56 9V8H55ZM98 9V8H97ZM137 9V8H136ZM136 9H135V12H136ZM139 9H137V10H139ZM179 9V8H178ZM200 9V8H199ZM198 9V10H199ZM248 9L250 10L251 8H249L248 7ZM253 9V8H252ZM256 9V8H255ZM2 10V9H1ZM3 10H4V8H3ZM11 10V9H10ZM9 10V11H10ZM15 10V9H14ZM33 10V9H32ZM39 10V9H38ZM59 9H57L56 11H58ZM62 10V9H61ZM66 10V9H65ZM95 10H96V8H95ZM125 10H127V9H125ZM128 10L129 11H131L129 8H128ZM141 10H143V8H141L139 11L142 13V14H144V12L143 11H141ZM146 11L147 10H149V8L148 9H145ZM152 10H153V6H152ZM168 10V11H167ZM186 10V9H185ZM191 10L192 9H190V11H188V12H190V13H194L193 11L191 12ZM200 10H202V9H200ZM200 10H199V12H200ZM246 10H247V8H246ZM244 11L245 12V14L247 13L248 15H249V13L248 12H250V11ZM254 10V9H253ZM261 10V9H260ZM262 10H264V9H262ZM13 11V10H12ZM35 11V10H34ZM60 11V10H59ZM85 11V10H84ZM94 11V10H93ZM111 11V12H112ZM154 11V10H153ZM152 11V12H153ZM165 11H167V12H165ZM206 11H207V13H206ZM212 11V12H213ZM232 11L234 12L233 14H232ZM242 11H243V9H242ZM257 11V9L255 10V12ZM45 11H43V13H44ZM47 12H48V10H47ZM70 12H71V10H70ZM95 12V11H94ZM97 12V11H96ZM105 12V11H104ZM103 12V13H104ZM109 12V11H108ZM140 12H137V13H139L138 15H140L141 13ZM149 12V11H148ZM176 12V11H175ZM215 12H217V13H215ZM236 12H238V14L235 16V13ZM243 12V13H244ZM253 12V11H252ZM254 12V13H255ZM4 13V12H3ZM2 13V14H3ZM6 13H9V12H6ZM59 13V12H58ZM66 13V12H65ZM118 13V12H117ZM129 14V16H127V17H133L134 18V16L132 15L131 16V12H128ZM146 13V12H145ZM168 13V14H167ZM171 13H170V16H171ZM174 13V12H173ZM172 13V14H173ZM179 13V12H178ZM251 13V12H250ZM257 13V12H256ZM261 13V12H260ZM10 14H11V12H10ZM32 14V13H31ZM45 14V13H44ZM48 14V13H47ZM54 14V13H53ZM71 14V13H70ZM89 14H91V13H89ZM94 14L95 13H93V15L92 16H94ZM109 14V13H108ZM119 14V13H118ZM163 14V15H162ZM186 14V13H185ZM199 14V13H198ZM207 14V15H206ZM252 14V13H251ZM52 15V14H51ZM88 15V14H87ZM98 15V14H97ZM105 15H107V14H105ZM104 15V16H105ZM111 15H113V13L111 14ZM189 15V14H188ZM192 15V14H191ZM197 15V14H196ZM253 15V14H252ZM252 15H249V16H252ZM5 16V15H4ZM62 16V15H61ZM89 16V15H88ZM91 16V17H92ZM103 16V15H102ZM103 16V17H104ZM114 16V18H117V15H116V17H115V15H113ZM120 16V15H119ZM126 17V15H121L120 17ZM162 16V18H161V20H159L160 19V17ZM174 16V15H173ZM198 16H200V15H198ZM197 16V18H199ZM202 16V15H201ZM235 16V17H234ZM246 16V15H245ZM245 16H244V18H245ZM254 16V15H253ZM252 16V17H253ZM258 16V13H257V15L255 16V18L253 19V20H256V17ZM36 17V16H35ZM39 17V16H38ZM56 17V16H55ZM60 17V16H59ZM71 17V16H70ZM95 17V16H94ZM93 17V18H94ZM106 17V16H105ZM108 17V16H107ZM112 17V16H111ZM119 17V18H120ZM123 17L121 18V20L123 19ZM127 17H126V19H127ZM140 17V16H139ZM147 17H149L150 18V16H147ZM156 17V18H155ZM175 17V16H174ZM178 17H179V15H178ZM186 17V16H185ZM194 17V16H193ZM216 17L217 16H215V18L214 19H216ZM219 17H220V19H219ZM226 17V16H225ZM246 17H248V16H246ZM264 17V16H263ZM1 18V17H0ZM4 18V17H3ZM41 18V17H40ZM39 18V19H40ZM74 18V17H73ZM96 18H98V17H96ZM118 18V19H119ZM138 18V17H137ZM176 18V17H175ZM192 18V17H191ZM190 18V19H191ZM221 18L224 20V17L223 16H218V18L216 19V20H218L219 22H220V20H221ZM249 18V17H248ZM2 19V18H1ZM6 19V18H5ZM10 19V18H9ZM39 19H38V21H39ZM55 19V18H54ZM58 19V18H57ZM60 19V18H59ZM100 19V18H99ZM112 19H113V17H112ZM135 20H136V18H134ZM164 19H166V17L164 18ZM167 19H169L168 17H167ZM174 19V18H173ZM188 19V18H187ZM200 19L201 18H199L198 20L200 21ZM202 19V20H203ZM213 19V20H214ZM231 19H229L230 20V22H232V24H233V22L235 21H232ZM238 19V18H237ZM236 19V20H237ZM251 19V18H250ZM249 19V20H250ZM264 19V18H263ZM12 20V19H11ZM28 20V19H27ZM42 20V19H41ZM72 20V19H71ZM75 20V19H74ZM91 20H93V19H91ZM95 20V22H96V19H94ZM93 20V21H94ZM109 20H110V18H109ZM127 20H129V19H127ZM153 20V19H152ZM159 20V21H158ZM170 20H171V18H170ZM169 20V21H170ZM176 20V19H175ZM189 20V19H188ZM197 20V21H198ZM208 21V22H206V24L204 23L205 21ZM212 20V19H211ZM222 20V21H223ZM229 20L226 18V20L225 21H227L228 23H229ZM248 20V19H247ZM259 20V19H258ZM36 21V20H35ZM50 21H52V20H50ZM58 21V20H57ZM90 21V20H89ZM92 21V22H93ZM108 21V20H107ZM116 22H117V20H115ZM131 21V20H130ZM147 21V20H146ZM151 21V20H150ZM150 21L149 22H147V23H149V24H151L150 23ZM165 20H163V22H164ZM221 21V22H222ZM239 21V20H238ZM238 21L237 22H234V24H237L238 23ZM261 21V20H260ZM259 21V22H260ZM2 22V21H1ZM7 21H3V23H5V24H7L6 23ZM9 22H10V20H9ZM43 22H44V20H43ZM69 21H67V23H68ZM71 22V21H70ZM98 22V21H97ZM109 22V21H108ZM119 22H121L120 20H119ZM122 22H123V20H122ZM154 23H155V21H153ZM174 22V21H173ZM179 22H180V20H179ZM250 22V21H249ZM248 22V23H249ZM39 23V22H38ZM48 23H50V22H48ZM54 23V22H53ZM125 22H123V24H124ZM154 23H152V24H154ZM169 23H172V22H169ZM176 23V22H175ZM212 23H214L213 25H215V24H217V23H215V20H214V22L212 21ZM251 24H253V21L252 22H250ZM262 23V22H261ZM10 24V23H9ZM17 24V23H16ZM42 24V23H41ZM46 24V23H45ZM77 24V23H76ZM79 24H81V23H79ZM88 24H89V22H88ZM92 24H94V22L92 23ZM92 24H90L91 26H92ZM118 24V23H117ZM128 24V23H127ZM145 25L143 26L145 29L146 28H149L148 26H147V24L146 23H144ZM148 24V25H149ZM165 24V23H164ZM173 24V23H172ZM230 24V23H229ZM232 24H230V26L232 27ZM3 25V24H2ZM29 25V24H28ZM51 25V24H50ZM65 25V24H64ZM75 25V24H74ZM82 25V24H81ZM89 25V26H90ZM175 25V24H174ZM197 25H198V28L200 27V26H202L201 25V21H200V26H199V22H198V24H193V26H196L195 27V29L197 28ZM220 25H222V24H220ZM219 25V26H220ZM223 25H225V24H223ZM260 25H262V24H260ZM264 25V24H263ZM6 26V25H5ZM53 26V25H52ZM61 26H63V25H61ZM60 26V27H61ZM123 26V25H122ZM147 26V27H146ZM170 26V25H169ZM216 26V25H215ZM214 26V27H215ZM258 27H260L259 25H257ZM3 27V26H2ZM1 27V28H2ZM7 27V26H6ZM5 27V28H6ZM56 27V26H55ZM54 27V28H55ZM75 27V26H74ZM124 27V26H123ZM127 27H129V26H125L124 28H127ZM138 27V26H137ZM166 27H168L167 25H166ZM165 27V28H166ZM184 27H186V26H184ZM204 27L202 28V29H204ZM212 27V26H211ZM210 27V28H211ZM223 27V26H222ZM257 27V29H258V32H259V28ZM13 28V27H12ZM34 28V27H33ZM45 28H46V26H45ZM44 28V29H45ZM69 28V27H68ZM73 28V27H72ZM76 28V27H75ZM90 28V27H89ZM124 28L122 29V30H124ZM151 28V27H150ZM162 28V27H161ZM173 28V27H172ZM183 28V27H182ZM191 28V27H190ZM190 28H188V29H186L187 30V32L189 33L190 32ZM204 29L203 31L200 29V30H198L197 31V33L199 34H197L198 36H200V35H203V33H204V31H207L208 29ZM209 28V29H210ZM224 28V27H223ZM226 28V27H225ZM4 29V28H3ZM8 29V28H7ZM35 29V28H34ZM59 29V28H58ZM67 29V28H66ZM70 29V28H69ZM74 29V28H73ZM78 29V27L76 28V30ZM80 29V28H79ZM84 29V28H83ZM117 29V28H116ZM128 29H130V28H128ZM137 29V28H136ZM141 30H142V28H140ZM154 29H156V28H153V30ZM213 30L215 29V28H212ZM219 29H220V27H219ZM222 29V28H221ZM261 32L260 33H262V35H260V33H259V35H257V36H260L259 37V39L263 42V37H264V26H261ZM16 30V29H15ZM19 30V29H18ZM37 30V29H36ZM126 30V29H125ZM124 30V31H125ZM147 30V29H146ZM158 30V29H157ZM160 30V33H161V35H162V30L161 29H159ZM169 30V29H168ZM183 30H185L184 28H183ZM185 30V31H186ZM192 30V29H191ZM213 30H208L207 32H206V35L204 34V36H203V38H201L200 37V39H202V40H196V41H198V43H199V41L201 42V41H203V39L205 38V37H207V36H209L210 34H211V31H213ZM218 30V29H217ZM223 30V29H222ZM7 31V30H6ZM81 31V30H80ZM117 31V30H116ZM138 31H140V30H138ZM150 31H151V29H150ZM173 31V30H172ZM216 31V30H215ZM227 31V30H226ZM19 32H20V30H19ZM23 32V31H22ZM27 32V31H26ZM74 32V31H73ZM84 32V31H83ZM87 32V31H86ZM119 32V31H118ZM118 32H115V33H118ZM122 33H123V31H121ZM126 32V31H125ZM125 32L123 33V34H125ZM147 32H148V30H147ZM156 32H158V31H156ZM165 32V31H164ZM187 32H186V34H187ZM191 32H195V30L193 29V31H191ZM191 32H190V34H191ZM201 32H202V34H201ZM208 32H210V33H208ZM214 32V31H213ZM213 32H212V34H213ZM217 32V31H216ZM216 32H215V34H213L214 36L215 35H217V36H222L223 34H226L225 33V31H223V32H218L217 34H216ZM11 33H13L12 31H11ZM32 33H33V31H32ZM42 33V32H41ZM40 33V34H41ZM53 33V32H52ZM55 33V32H54ZM69 33V32H68ZM79 33V32H78ZM122 33H121V35H122ZM128 33V32H127ZM139 33H141V32H139ZM149 33H152V32H149ZM149 33H147V34H149ZM154 33V32H153ZM159 33V34H160ZM167 33H168V31H167ZM177 33V32H176ZM257 33V32H256ZM14 34V33H13ZM36 34V33H35ZM50 34V33H49ZM48 34V35H49ZM59 34V33H58ZM108 34V33H107ZM138 34V33H137ZM142 34H143V31H142ZM165 34V33H164ZM170 34H171V32H170ZM174 34V33H173ZM194 35H195V33H193ZM212 34H211V36H212ZM219 34H222V35H219ZM7 34H5V36H6ZM10 35V34H9ZM20 35V34H19ZM86 35V34H85ZM88 35H89V33H88ZM87 35V36H88ZM93 36H94V34H92ZM92 35L90 36L91 37V40H92ZM106 35V34H105ZM109 35V34H108ZM189 34H187V36L185 35H181L183 38L185 37V39H186V37L190 40V37H191V40H192V37H193V39H194V41H195V39L198 37L197 35H195V37H194V35H189ZM255 35V34H254ZM16 36V35H15ZM46 36V35H45ZM66 36H68V35H66ZM71 36V35H70ZM78 36V35H77ZM86 36V37H87ZM126 36H127V34H126ZM130 36V35H129ZM128 36V37H129ZM131 36H133V34L131 35ZM157 36V35H156ZM217 36L215 37V41H212L213 43H215V42H217L216 41V38H217ZM223 36H227V35H223ZM222 36V37H223ZM256 36V37H257ZM2 36H0V38H1ZM23 37V36H22ZM21 37V38H22ZM52 37V36H51ZM74 38H75V36H73ZM79 37V36H78ZM82 37H84V35H82ZM159 37V36H158ZM163 37V36H162ZM171 37H173V36H171ZM222 37H219V38H222ZM253 37V36H252ZM255 37V36H254ZM253 37V38H254ZM4 38V36L0 39V40H2ZM8 38V37H7ZM15 38H18V36L17 37H15ZM14 38V39H15ZM45 38V37H44ZM60 38V37H59ZM100 38V37H99ZM110 38V37H109ZM120 38H121V40H122V37H119V40H120ZM133 38V37H132ZM140 38H142V37H140ZM146 38V37H145ZM208 38H210V37H208ZM227 38H228V36H227ZM23 39V38H22ZM54 39V38H53ZM71 39V38H70ZM77 39H79V38H77ZM80 39H83V38H81L80 37ZM101 39H103V38H101ZM111 39V38H110ZM110 39H109V41H110ZM124 39V38H123ZM135 39V38H134ZM169 39H171V38H169ZM174 40L176 39V38H173ZM211 39H213V38H211ZM210 39V40H211ZM231 39V38H230ZM229 38L227 39L228 40V42H229V40H230ZM244 39V38H243ZM242 39V40H243ZM256 39V38H255ZM5 40V39H4ZM8 40V39H7ZM18 41L20 40V39H17ZM57 40H58V38H57ZM138 40V39H137ZM174 40H172L173 42H175V43H177L176 41H174ZM184 39H182V41H183ZM188 40V41H189ZM205 40H206V38H205ZM220 40V39H219ZM219 40H218V43H219ZM226 40V41H227ZM246 40V37H245V39H244V41ZM248 40H250V39H248ZM253 40V39H252ZM13 41V40H12ZM35 41V40H34ZM52 41V40H51ZM59 41V40H58ZM67 41V40H66ZM79 41V40H78ZM81 41V40H80ZM89 41V40H88ZM87 41V42H88ZM108 41V38H107V40L105 41V42H107ZM127 41V40H126ZM132 41V40H131ZM139 41V40H138ZM156 41V40H155ZM155 41H153V42H155ZM179 41V40H178ZM208 41H209V39H208ZM233 41V40H232ZM238 41H239V39H238ZM247 41V40H246ZM258 41V40H257ZM257 41H255V42H257ZM1 42V41H0ZM5 42H7V41H5ZM63 42V41H62ZM84 42V41H83ZM86 42V41H85ZM89 42H91V41H89ZM94 42H95V40H94ZM112 42H114V40H112ZM120 43H122L121 41H119ZM123 42H125V40L123 41ZM140 42V41H139ZM143 42V41H142ZM179 42H181V41H179ZM185 42L187 43V41L185 40ZM191 42H193V41H191ZM212 42H210V43H212ZM220 42H221V40H220ZM250 42L252 43V41L250 40ZM7 43H9V41L7 42ZM11 43H13L12 45H14V43L15 42H11ZM20 43V42H19ZM18 43V44H19ZM59 43V42H58ZM68 43H69V41H68ZM71 43H73L72 41H71ZM76 43V42H75ZM78 43V42H77ZM92 43V45H93V42H91ZM117 43V42H116ZM129 43V42H128ZM134 43V42H133ZM132 43V44H133ZM138 43V42H137ZM171 43V42H170ZM190 42H188V44H189ZM197 43V44H198ZM209 43V42H208ZM209 43V44H210ZM212 43V44H213ZM217 43V44H218ZM225 43V42H224ZM227 43V42H226ZM232 44H233V42H231ZM235 43V42H234ZM251 43H249V44H251ZM39 44V43H38ZM41 44V43H40ZM64 44V43H63ZM86 44V43H85ZM95 44V43H94ZM99 44V43H98ZM114 44V43H113ZM113 44H110L111 46L113 45ZM130 44V43H129ZM154 44V43H153ZM156 44V43H155ZM155 44L153 45V46H155ZM160 44V43H159ZM179 44V43H178ZM181 44H182V42H181ZM193 44H196V42L194 43L193 42ZM192 43H191V45H193ZM202 44V43H201ZM212 44H211V46H212ZM216 44V43H215ZM215 44H214V48H215ZM231 44V45H232ZM238 44H241V41H240V43H238ZM246 44V43H245ZM247 44H248V42H247ZM246 44V46L248 47V45ZM254 44H256V43H254ZM257 44H258V42H257ZM3 45V44H2ZM8 45V44H7ZM10 45V44H9ZM43 45V44H42ZM67 45H69V44H67ZM75 45V44H74ZM109 45V46H110ZM124 45H126V44H124ZM124 45H123V47H124ZM134 45V44H133ZM133 45H131L130 44V46L132 47ZM139 44H137V48H139V46H138ZM157 45V44H156ZM167 45V44H166ZM170 45V47L172 46L171 44H169ZM175 45H177V44H175ZM180 45V44H179ZM190 45V44H189ZM188 45V46H189ZM221 45V44H220ZM226 45H228V44H226ZM225 45V46H226ZM229 45H230V43H229ZM243 45V44H242ZM263 45H264V43H263ZM0 46H1V44H0ZM15 46V45H14ZM20 46V45H19ZM22 46V45H21ZM40 46V45H39ZM66 46V45H65ZM64 46V47H65ZM97 46V45H96ZM99 46V45H98ZM97 46V47H98ZM127 46H129L128 44H127ZM127 46L125 47L126 49H123L122 51H125V56L123 55V53H122V59L120 58V56H119V58L121 59H117L115 62H117L118 60H119V63H113V66H115L114 64H116V66L118 67V65H119V67L117 68V69H115L116 68V66L114 67V71L115 72H118L119 73V75H115V76H118V78L117 77H115V76H113L114 78H116V82H115V84L116 83H121V85H123V87H121L120 89H122V88H124V85L125 84H128V82L132 85V86H134V84L133 83H131L130 81L134 78V75H135V71L134 70H132L133 68L131 67V65H136L133 61H132V58L134 57V56H136L137 54H138V51H137V54L135 53V50L134 49H131L130 48V46L127 48ZM141 46V45H140ZM182 46V45H181ZM184 46H186V45H184ZM234 46V45H233ZM235 46H237V45H235ZM251 45H249V47H250ZM253 46H255V45H253ZM252 46V47H253ZM10 47V46H9ZM16 47V46H15ZM41 47V46H40ZM43 47V46H42ZM63 47V48H64ZM76 47V46H75ZM100 47V46H99ZM98 47V48H99ZM168 47V46H167ZM173 47V46H172ZM171 47V49H173ZM176 47V46H175ZM175 47H174V49H173V51H171V54H170V57L171 58H174V54H175ZM195 47V46H194ZM197 47V46H196ZM228 47V46H227ZM227 47H225L226 49H227ZM241 47V46H240ZM239 47V48H240ZM256 47V46H255ZM255 47H253V48H255ZM261 47H262V44H261ZM4 48V47H3ZM12 48V47H11ZM37 48H39V47H37ZM50 48V47H49ZM69 48V47H68ZM67 48V49H68ZM71 48V47H70ZM74 48V47H73ZM86 48V47H85ZM110 47H108V49H109ZM119 48V47H118ZM134 48H135V46H134ZM141 48H142V46H141ZM141 48H140V50H141ZM150 48H152V46H150ZM156 48L157 47H155V50H156ZM183 49H184V47H182ZM186 48H187V46H186ZM201 48H203V47H201ZM200 48V49H201ZM210 48V47H209ZM235 48V47H234ZM20 49V48H19ZM28 49V48H27ZM51 49V48H50ZM56 49V48H55ZM72 49V48H71ZM70 49V50H71ZM89 49H90V47H89ZM89 49H87V51L89 50ZM117 49V48H116ZM149 49V48H148ZM148 49H146V50H148ZM159 50H160V48H158ZM166 49V48H165ZM178 49V48H177ZM182 49V50H183ZM206 49V48H205ZM233 49V48H232ZM231 49V50H232ZM235 49H237V47L235 48ZM243 49V48H242ZM241 49V51L243 52V50ZM262 49H263V47H262ZM9 50V49H8ZM13 50V49H12ZM12 50H10V52L12 51ZM17 50V49H16ZM29 50V49H28ZM64 50V49H63ZM75 50V49H74ZM82 50V49H81ZM99 50H100V48H99ZM111 50V49H110ZM113 50V49H112ZM145 50V51H146ZM162 50V49H161ZM179 50H181V48L179 49ZM185 50V49H184ZM184 50H183V52H184ZM188 50V49H187ZM198 50V49H197ZM217 50V49H216ZM260 51H261V48L259 49ZM21 51V50H20ZM42 51H43V49H42ZM46 51H48V50H46ZM52 51H54V50H52ZM79 51V50H78ZM93 50L91 49V50H89L88 52H86V50L84 51L86 54L88 53V54H90L91 52H92ZM109 51V50H108ZM107 51V52H108ZM134 51V52H133ZM149 51V50H148ZM147 51V52H148ZM151 51H152V49H151ZM150 51V52H151ZM200 51V50H199ZM205 51V50H204ZM218 51V50H217ZM223 51V50H222ZM221 51V52H222ZM226 51V50H225ZM234 51V50H233ZM245 51V50H244ZM247 51V50H246ZM254 51H255V49H254ZM2 52H4V51H2ZM9 52V53H10ZM13 52V51H12ZM25 52V51H24ZM26 52H27V50H26ZM36 53H37V51H35ZM60 52V51H59ZM76 52V51H75ZM82 53L81 52V54H85V53ZM96 52V51H95ZM101 52H102V50H101ZM110 52V51H109ZM108 52V53H109ZM113 52V51H112ZM111 52V53H112ZM120 52V51H119ZM144 52V51H143ZM146 52V53H147ZM165 52H168L167 50L165 51ZM172 52H174V53H172ZM179 52V51H178ZM181 52V51H180ZM187 52H189V51H187ZM194 53L196 52V50L195 51H193ZM214 52H215V50H214ZM219 52V51H218ZM236 52H237V50H236ZM240 52V51H239ZM249 52H251L250 50H248L247 52H245V54L246 53H249ZM6 53V52H5ZM20 53V52H19ZM28 53V52H27ZM32 53H34V52H32ZM55 53H56V51H55ZM54 53V54H55ZM64 53V52H63ZM70 53H72V51H70ZM73 53H74V51H73ZM99 53V52H98ZM145 53V52H144ZM159 53H161V52H159ZM164 53V52H163ZM168 53H170V52H168ZM199 53V52H198ZM222 53H224V52H222ZM229 53V52H228ZM231 53V52H230ZM244 53V52H243ZM251 53H253V52H251ZM261 53H263V52H261ZM260 52L259 53H257V54H261ZM7 54V53H6ZM5 54V55H6ZM12 54V53H11ZM17 54V53H16ZM30 54V53H29ZM80 54V53H79ZM87 54V55H88ZM93 54V53H92ZM91 54V55H92ZM105 54V53H104ZM134 54H136V55H134ZM141 54H142V52H141ZM176 54H177V51H176ZM175 54V55H176ZM179 54V53H178ZM186 54V53H185ZM188 54V53H187ZM197 54V53H196ZM221 54V53H220ZM235 54V53H234ZM240 53H238L237 52V55H239ZM250 54V53H249ZM264 54V53H263ZM1 55V54H0ZM22 55H24V54H22ZM37 55V54H36ZM56 55V54H55ZM57 55H59V54H57ZM69 55H71V54H69ZM75 55V54H74ZM95 55H97V54H95ZM98 55H100V54H98ZM112 55V54H111ZM144 55V54H143ZM147 55V54H146ZM159 55V54H158ZM162 55V54H161ZM202 55V54H201ZM223 55V54H222ZM230 56H231V54H229ZM240 55H242V54H240ZM35 56V55H34ZM63 56V55H62ZM93 56V55H92ZM117 56V55H116ZM145 56V55H144ZM181 56V55H180ZM187 56V55H186ZM189 56V55H188ZM187 56V57H188ZM197 56V55H196ZM203 56V55H202ZM205 56V58H206V55H204ZM203 56V57H204ZM235 56V55H234ZM249 56H251V55H249ZM262 56V55H261ZM2 57V56H1ZM3 57H4V55H3ZM8 57V56H7ZM14 57V56H13ZM12 57V58H13ZM32 57V56H31ZM45 57V56H44ZM54 57V56H53ZM58 57V56H57ZM70 57H72V56H70ZM83 57H84V55H83ZM108 57V56H107ZM114 57V56H113ZM112 57V58H113ZM162 57V56H161ZM170 57H168L169 59H171ZM182 57H184L183 59L185 60V56H182ZM198 57H199V55H198ZM203 57H202V60H203ZM238 57V56H237ZM5 58V57H4ZM27 58H28V56H27ZM77 58V57H76ZM79 58V57H78ZM85 58V57H84ZM95 58V57H94ZM136 58V57H135ZM135 58H133V60L135 59ZM142 58V57H141ZM141 58H140V60H141ZM145 58V57H144ZM197 58V57H196ZM221 58V57H220ZM239 58H240V56L238 57V62H239ZM1 59V58H0ZM16 59V58H15ZM24 59V58H23ZM31 59V58H30ZM57 59V58H56ZM62 59V58H61ZM64 59V61L66 60L65 58H63ZM69 59V58H68ZM73 60V58H70V60ZM86 59V58H85ZM96 59H97V57H96ZM114 59V58H113ZM137 59V58H136ZM139 59V58H138ZM161 59V58H160ZM182 58H181V60H183ZM207 59V58H206ZM205 59V60H206ZM208 59H210V58H208ZM213 59V58H212ZM215 59V58H214ZM219 59V58H218ZM224 58H222V60H223ZM226 59V58H225ZM236 58L234 57V60H232V61H236L235 60ZM9 60H11V59H9ZM22 60V59H21ZM48 60V59H47ZM58 60V59H57ZM59 60H60V57H59ZM58 60V61H59ZM70 60H68V61H70ZM79 60V59H78ZM83 60V58H80V61H82ZM88 60H89V58H88ZM147 60H149V59H147ZM154 60V59H153ZM157 60V59H156ZM155 60V61H156ZM172 60V59H171ZM188 60V59H187ZM199 60V59H198ZM197 60V61H198ZM201 60V59H200ZM202 60H201V62H202ZM28 61V60H27ZM34 61H35V59H34ZM38 61V60H37ZM39 61H40V59H39ZM55 61V60H54ZM53 61V62H54ZM62 61V60H61ZM67 61V62H68ZM96 61V60H95ZM98 61V60H97ZM96 61V62H97ZM100 61V60H99ZM104 62H105V60H103ZM114 61V60H113ZM154 61V62H155ZM176 61H178V60H176ZM217 61V60H216ZM218 61H220V60H218ZM226 61V60H225ZM227 61H228V59H227ZM4 62H6V60L4 61ZM11 62V61H10ZM30 63H31V61H29ZM32 62H33V60H32ZM50 62H52V61H50ZM56 62V61H55ZM72 62V61H71ZM96 62H94V63H96ZM111 62V61H110ZM133 62V63H132ZM136 62V61H135ZM140 62V61H139ZM142 62V61H141ZM140 62V63H141ZM149 62V61H148ZM147 62V63H148ZM151 62V61H150ZM158 62H159V60H158ZM164 62H166V61H164ZM168 62V61H167ZM188 62V61H187ZM13 63V62H12ZM16 63V62H15ZM15 63H14V65H15ZM35 63V62H34ZM44 63V62H43ZM43 63L41 64V67H43L42 65H43ZM62 63V62H61ZM73 63H74V61H73ZM72 63V64H73ZM85 64H87L86 62H84ZM89 63V62H88ZM109 63V62H108ZM132 63V64H131ZM143 63H145V62H143ZM156 63H157V61H156ZM216 63H218V62H216ZM231 63H233V62H231ZM263 63V62H262ZM7 64V63H6ZM10 64V63H9ZM18 64V63H17ZM55 64V63H54ZM64 64H66V63H64ZM64 64L62 65V66H64ZM84 64V65H85ZM98 64V63H97ZM104 64V63H103ZM102 64V65H103ZM109 64H111V63H109ZM139 64V63H138ZM158 64H161V63H158ZM169 64H170V62H169ZM178 64H179V62H178ZM185 64V63H184ZM192 64V63H191ZM202 64V63H201ZM205 64V63H204ZM207 64V63H206ZM237 64V63H236ZM235 64V65H236ZM253 64V63H252ZM11 65V64H10ZM9 65V66H10ZM13 65V64H12ZM70 65V64H69ZM84 65H83V67H84ZM92 65H93V63H92ZM106 65V64H105ZM104 65V66H105ZM172 65V64H171ZM194 65V64H193ZM48 66V65H47ZM52 66V65H51ZM56 66V65H55ZM77 66H79V65H77ZM94 66H96V64L94 65ZM99 66H100V64H99ZM139 66H141V65H139ZM153 66V65H152ZM155 66H158V65H155ZM166 66V65H165ZM169 66V65H168ZM183 66V64L181 65V67H180V69L181 68H183L182 67ZM212 66V65H211ZM216 66V65H215ZM215 66H213L214 67V69L216 68ZM219 66H220V64H219ZM254 66V65H253ZM257 66V65H256ZM259 66V65H258ZM36 67V66H35ZM38 67V66H37ZM40 67V68H41ZM46 67V66H45ZM45 67H44V69H45ZM72 67V66H71ZM108 67H110L109 65L107 66V68ZM135 67H138V66H135ZM142 67H143V65H142ZM151 66H149L148 68H150ZM160 67V66H159ZM175 67V66H174ZM178 67V66H177ZM190 67H192V66H190ZM241 67V66H240ZM260 67V69H261V67H262V64H261V66H259ZM10 68H11V66H10ZM14 68H16V65H15V67H13L12 66V70L14 69ZM28 68V67H27ZM33 68V67H32ZM63 68V67H62ZM74 68V67H73ZM75 68L77 69L76 71L74 70V69H72V70H70V72L72 71V73L74 74L75 72H78V74L80 75V73H79V71L80 72H82V71H85V70H82L81 68L79 69V68H77L76 66H75ZM97 68V67H96ZM106 68V67H105ZM165 68V67H164ZM196 69L198 68V67H195ZM194 68V69H195ZM201 68H203V67H201ZM235 68V67H234ZM257 68V67H256ZM255 68V69H256ZM1 69V68H0ZM31 69V68H30ZM38 69V68H37ZM54 69V68H53ZM57 69V68H56ZM142 69V68H141ZM151 69V68H150ZM188 69V68H187ZM193 68L191 69L192 71L190 72V70H188L189 71V73H187V75L188 74H191L192 73V75H194L193 73V70H194ZM206 69V68H205ZM210 69V68H209ZM220 69V68H219ZM233 69V68H232ZM237 69V68H236ZM239 69V68H238ZM251 69V68H250ZM254 69V68H253ZM253 69H252V71H253ZM12 70H10V72L12 71ZM15 70V69H14ZM21 69H19V71H20ZM42 70V69H41ZM46 70V69H45ZM48 70V69H47ZM46 70V71H47ZM59 70V69H58ZM61 70V69H60ZM65 70H66V67H65ZM69 70V69H68ZM93 70V69H92ZM96 70V69H95ZM117 70H119V71H117ZM160 70V69H159ZM165 70V69H164ZM183 70V69H182ZM185 70V69H184ZM197 70H199V69H197ZM197 70H194L195 72L197 71ZM203 70V69H202ZM212 70H213V68H212ZM228 70H229V68H228ZM231 70V69H230ZM229 70V71H230ZM8 71H9V69H8ZM16 71V70H15ZM26 71H27V69H26ZM54 71V70H53ZM52 71V72H53ZM132 71H134V72H132ZM139 71H140V69H139ZM156 71H157V68H156ZM170 71V70H169ZM173 71H174V69H173ZM187 71V70H186ZM234 71V70H233ZM241 71V70H240ZM256 70H254V72H255ZM13 72V71H12ZM21 72V71H20ZM29 72H31V70L29 71ZM38 72V71H37ZM67 72V71H66ZM114 72V73H115ZM144 72V71H143ZM160 72V71H159ZM165 72H167V70H165ZM176 72V71H175ZM199 72H200V70H199ZM211 72V71H210ZM214 72V71H213ZM223 72H225V71H223ZM227 72V71H226ZM225 72V73H226ZM231 72V71H230ZM228 73V75L229 74H231V73ZM235 72V71H234ZM238 72V71H237ZM3 73V72H2ZM5 73V72H4ZM16 73H18V69H17V71H16ZM24 73V72H23ZM35 73V72H34ZM62 73H64V72H61V74ZM83 73V72H82ZM94 73V72H93ZM103 73V72H102ZM117 73V74H118ZM142 73V72H141ZM173 73V72H172ZM182 73V72H181ZM197 73V72H196ZM203 73L205 74V71H203ZM207 73V72H206ZM15 74V73H14ZM40 74V73H39ZM84 74V73H83ZM95 74V73H94ZM104 74V73H103ZM137 74V73H136ZM155 74V73H154ZM182 74H184V73H182ZM200 74H201V72H200ZM215 74V73H214ZM224 74V73H223ZM258 74V73H257ZM17 75V74H16ZM28 75V74H27ZM31 75V74H30ZM29 75V76H30ZM34 74H32V76H33ZM50 75V74H49ZM53 75V74H52ZM64 75V74H63ZM62 75V76H63ZM68 74H66V76H67ZM75 75V74H74ZM99 75H101V74H99ZM108 75V74H107ZM138 75H141V74H137V76L136 77H138ZM165 75V74H164ZM167 75H168V73H167ZM167 75H165V76H167ZM172 75V74H171ZM191 75V76H192ZM197 74H195V76H196ZM198 75H199V73H198ZM202 75V74H201ZM208 75V74H207ZM206 74H205V77L207 76ZM233 75H234V73H233ZM240 75H241V73H240ZM256 75V74H255ZM255 75H253L254 77H255ZM28 76V77H29ZM87 76V75H86ZM93 76V75H92ZM102 76V75H101ZM156 77L155 78H157V75H155ZM176 76V75H175ZM181 76H183V75H181ZM186 76V75H185ZM217 76V75H216ZM220 76V75H219ZM231 76V75H230ZM230 76H228V78L230 79ZM237 76V75H236ZM257 76V75H256ZM263 76V75H262ZM31 77V76H30ZM42 77V76H41ZM40 77V78H41ZM50 77V76H49ZM59 77V76H58ZM63 77H65V76H63ZM71 77V76H70ZM76 77V76H75ZM74 77V78H75ZM88 77H89V75H88ZM91 77V76H90ZM96 77V76H95ZM135 77V81L136 80H139V79H141L140 81H138L139 83H141V82H143L144 80H145V77H147V73H146V75H143L142 77L140 76V78L138 77V79ZM143 77H144V80H143ZM172 77V76H171ZM188 77H190V76H188ZM188 77H186V78H188ZM200 77V76H199ZM202 77L204 78V75H202ZM202 77H200V79H201V81L202 80H204ZM239 77V76H238ZM258 77V76H257ZM260 77V76H259ZM259 77L257 78V79H259ZM12 78V77H11ZM25 78V77H24ZM27 78V77H26ZM35 78V77H34ZM45 78V77H44ZM66 78V77H65ZM93 78V77H92ZM113 78V80H115ZM148 78V77H147ZM183 78V77H182ZM181 78V79H182ZM236 78V77H235ZM239 78H242V77H239ZM253 78V77H252ZM7 79V78H6ZM20 79V78H19ZM50 79H53L52 78V76H51V78ZM60 79V78H59ZM62 79V78H61ZM67 79V78H66ZM68 79H69V75H68ZM98 79V78H97ZM149 79H151V77H149ZM154 79V78H153ZM158 79V78H157ZM156 79V80H157ZM168 79V81L167 82H169V78H167ZM173 79V78H172ZM171 79V81H173ZM175 79V78H174ZM192 79L193 78H191V81H192ZM226 79V78H225ZM28 80V79H27ZM43 80V79H42ZM41 79L39 80L40 81V83H41V81H42ZM49 80V79H48ZM55 80V79H54ZM63 80V79H62ZM80 80V79H79ZM104 80V79H103ZM109 80V79H108ZM143 80V81H142ZM148 80V79H147ZM209 79H207L206 81H208ZM220 80V79H219ZM227 80V79H226ZM226 80H225V83H226ZM238 80V79H237ZM253 80V79H252ZM5 81V80H4ZM18 81V80H17ZM31 81V80H30ZM29 81V82H30ZM44 81V80H43ZM72 81V80H71ZM98 81H101V78H100V80H98ZM106 80H104V81H102V82H104L105 84L104 85H106V82H105ZM134 81V83H135V85H136V83L137 82H135ZM153 81V80H152ZM157 81H159V80H157ZM164 82L160 85V86H162L163 88H168L169 86L171 87V84L170 83H167L166 82V78H165V80H163ZM181 81V80H180ZM184 81V80H183ZM215 81V80H214ZM232 81V80H231ZM233 81H235V80H233ZM262 81V80H261ZM3 82V81H2ZM6 82V81H5ZM15 82V81H14ZM13 82V83H14ZM28 82V81H27ZM33 82H36V79H35V81H33ZM60 82V81H59ZM58 82V83H59ZM92 82V81H91ZM132 82H133V80H132ZM145 82H147V81H145ZM149 82V81H148ZM160 82V81H159ZM187 81H185V82H182V83H185V84H183V85H186L187 83H186ZM189 82V81H188ZM216 82V81H215ZM239 82V81H238ZM256 82H257V80H256ZM259 83H261L260 81H258ZM257 82V83H258ZM11 83H12V81H11ZM10 83V85H11V87H13L12 86V84ZM50 83L52 84H54V81L52 82V81H50ZM57 83V82H56ZM62 83H64V84H66L67 82H65V79L63 80V82ZM71 83V82H70ZM88 83V82H87ZM161 83V82H160ZM159 83V84H160ZM173 83H178L179 84V82H173ZM193 83V82H192ZM204 83V82H203ZM218 83H220V81H218ZM228 84H229V82H227ZM240 83V82H239ZM7 84V83H6ZM5 84V85H6ZM35 84V83H34ZM39 84V83H38ZM51 84H48V85H51ZM52 84V85H53ZM63 84V85H64ZM69 84V83H68ZM74 84V83H73ZM73 84H71V86L73 85ZM78 84H79V82H78ZM78 84H76L77 86H78ZM103 84V83H102ZM110 84V83H109ZM109 84H108V87H109ZM152 84H154V86L153 87H151L152 86ZM151 85H150V87L148 86V89L147 88H145V89H147V90H142V92H141V90H140V92H141V98L142 97H144L145 98V100H148L149 98H153V96L152 95H154L153 93H152V90H154V92H155V89L157 90V88H155L156 87V85H157V83L155 84V82L154 83H152ZM227 84V85H228ZM255 84V83H254ZM3 85V84H2ZM1 85V86H2ZM9 85V86H10ZM20 85H22V84H20ZM47 85V86H48ZM75 85V84H74ZM75 85V86H76ZM85 85V84H84ZM84 85H82V87L84 86ZM98 85H99V83H98ZM97 85V86H98ZM120 85V84H119ZM129 85V84H128ZM139 84L137 83V86H138ZM145 85V84H144ZM174 85V84H173ZM189 85H191V84H189ZM193 85V84H192ZM223 87H224V84L222 83L221 84ZM234 85H236V84H234ZM233 85V86H234ZM240 85V84H239ZM256 85V84H255ZM8 86V85H7ZM15 86V85H14ZM26 86H28L27 84H26ZM30 86H32V84L30 85ZM76 86V87H77ZM100 86V85H99ZM114 86V85H113ZM136 86V87H137ZM141 86H143V83L142 84H140L138 87H141ZM159 86V87H160ZM176 86V85H175ZM188 86V85H187ZM187 86H185V88L187 87ZM226 86V85H225ZM253 86V85H252ZM258 86V85H257ZM257 86H256V88H257ZM18 87V86H17ZM16 87V88H17ZM33 87V86H32ZM35 87V86H34ZM37 87V86H36ZM43 88H44V86H42ZM49 87V86H48ZM64 87V86H63ZM62 87V88H63ZM66 87V86H65ZM67 87H69V86H67ZM66 87V88H67ZM89 87V86H88ZM111 87V86H110ZM118 87V86H117ZM126 87H127V85H126ZM129 87H130V85H129ZM145 87H147V85H145ZM158 87V88H159ZM169 87V88H170ZM181 88H182V86H180ZM180 87H179V90H178V88H177V92H178V95L184 90V89H180ZM222 87V88H223ZM263 87V88H262ZM2 88V87H1ZM6 88V87H5ZM15 88V87H14ZM15 88V89H16ZM47 88V87H46ZM50 88V87H49ZM65 88V89H66ZM78 88H79V86H78ZM100 88V87H99ZM116 88V87H115ZM114 88V89H115ZM119 88V87H118ZM131 88V87H130ZM152 88H155V89H152ZM168 88V89H169ZM188 88V87H187ZM192 88H193V86H192ZM253 88V87H252ZM8 89V88H7ZM26 89V88H25ZM32 89V88H31ZM31 89H29L30 91H31ZM36 89V88H35ZM39 89V88H38ZM51 89H54V90H56L55 88H52L51 87ZM75 89V88H74ZM87 89V88H86ZM105 89H106V86H105ZM124 89H127V88H124ZM138 89V88H137ZM162 89V88H161ZM173 89V88H172ZM176 89V88H175ZM210 89V88H209ZM224 89V88H223ZM227 90L226 91H228V89L229 88H226ZM233 89V88H232ZM239 89V88H238ZM250 89V88H249ZM254 89V88H253ZM2 90V89H1ZM9 90H10V88H9ZM17 90V89H16ZM15 90V91H16ZM34 90V89H33ZM43 90V89H42ZM49 91H50V89H48ZM110 90V89H109ZM131 89H129V91H130ZM134 91H135V87H134V89H133ZM133 90H131V95L132 94H134V93H132L133 92ZM160 90V89H159ZM171 90V89H170ZM169 90V91H170ZM189 90V89H188ZM213 90V89H212ZM215 90V89H214ZM235 90V89H234ZM257 90V89H256ZM2 91H4V90H2ZM22 91V90H21ZM46 91V90H45ZM75 91H77V93L80 95V93H81V95L83 94V93H85L84 92V90H83V93L82 92H80L81 91V89L80 90H75ZM79 91V92H78ZM88 91H89V89H88ZM105 91H107V90H105ZM127 91H128V89H127ZM138 92H139V90H137ZM174 91V90H173ZM179 91H181V92H179ZM225 90L223 91V92H226ZM236 91V90H235ZM239 91V90H238ZM236 92V93H240V92ZM62 92V91H61ZM90 92V91H89ZM122 92H124V90L123 91H121V94H122ZM165 92V91H164ZM163 92V93H164ZM186 92H187V90H186ZM244 92H246V91H244ZM256 91H254L253 90V93L252 94H254ZM35 93V92H34ZM33 93V94H34ZM63 93V92H62ZM71 93H72V88H71ZM76 93V92H75ZM100 93H101V91H100ZM110 93H112V92H110ZM173 92H171V94H172ZM184 93V92H183ZM230 93V92H229ZM235 93V92H234ZM241 93H243V92H241ZM240 93V94H241ZM246 93H248L249 95H247V96H245L244 97V95H242L241 94V96H243V97H241V96H238V98L236 99V100H231V101H233L232 103H230V101H227V98L228 97H226L225 96V94H228V92L227 93H223L224 95V98L226 97V99H224L223 101H218L217 100V98H215L216 99V102L217 103H214L215 102V99L214 98H212L213 96H211V98H209V100H211V99H213V100H211L212 101V103H211V101H209V103H211V104H213V106H211V104H209L210 106H211V108H209L208 106H207V108H206V105H205V107H203L204 108V110L206 111V110H208L207 112H205V111H203V113L205 112L206 114H208V115H206L205 116V114H204V116L205 117H215V119L218 117L219 119V121L221 120V121H225V119L224 120H222L223 118H227V120H229L230 118H231V116H234V117H236L237 119H238V121H242V122H247V121H252L253 119L256 121V119L258 120L259 119V125L261 124L260 123V119H264V84H262L261 85V88H260V91L258 90L257 91V93L256 94H254V95H251L250 93H249V91H247ZM29 94V93H28ZM70 94V93H69ZM68 94V95H69ZM101 94H103V93H101ZM108 94V93H107ZM159 94H160V92H159ZM168 94V93H167ZM170 94V95H171ZM174 94V93H173ZM187 94V93H186ZM189 94V93H188ZM188 94H187V96H188ZM191 94V93H190ZM215 94H216V92H215ZM231 94V93H230ZM233 94V93H232ZM14 95V94H13ZM23 95V94H22ZM38 95V94H37ZM39 95H40V97H42V94H40L39 93ZM44 95V94H43ZM74 95L75 94H73V96L72 97H74ZM79 95H77V96H79ZM92 95V94H91ZM120 95V94H119ZM126 95V94H125ZM124 95V96H125ZM127 95H128V93H127ZM135 95V97L137 96L136 94H134ZM192 95V94H191ZM194 95V94H193ZM229 95V94H228ZM16 96H17V94H16ZM45 96V95H44ZM48 96V95H47ZM50 96V95H49ZM65 96V95H64ZM71 96V95H70ZM76 96V95H75ZM83 96V95H82ZM92 96H94V95H92ZM109 96V95H108ZM123 96V95H122ZM123 96V97H124ZM130 96V95H129ZM139 96V95H138ZM171 96H173V95H171ZM181 96H183V95H181ZM234 96V95H233ZM22 97H24V96H22ZM107 97V96H106ZM122 97V98H123ZM132 97L133 96H131V97H128V96H126V98H128L127 100H129V98H130V100H129V102L132 100ZM139 97V98H140ZM158 97V91H157V96H156V98ZM215 97H216V95H215ZM229 97H231V96H229ZM240 97V98H239ZM19 98V97H18ZM25 98V97H24ZM29 98V97H28ZM33 98V97H32ZM39 98V97H38ZM52 98V97H51ZM77 99H78V97H76ZM184 98H186V97H184ZM23 99V98H22ZM48 99V98H47ZM67 99V98H66ZM82 99H84V98H82ZM87 99V98H86ZM93 99V98H92ZM100 99V98H99ZM124 99V98H123ZM137 98H135V100H136ZM188 99H190L189 97H188ZM194 99V98H193ZM229 99V98H228ZM88 100V99H87ZM91 100V99H90ZM101 100V99H100ZM102 100H104V97H103V99ZM102 100H101V102H102ZM106 100V99H105ZM126 100V101H127ZM144 100V101H145ZM152 100V99H151ZM149 100V102H151V103H153V101L154 100H157V99H154V100ZM169 100V102H171L170 101V99H168ZM168 100H167V102H168ZM175 100V99H174ZM192 100V99H191ZM196 100V99H195ZM226 100V101H225ZM19 101H20V99H19ZM23 101V100H22ZM27 101V100H26ZM46 101V100H45ZM64 101V100H63ZM62 101V102H63ZM76 101H79V100H76ZM84 101H86L85 99H84ZM133 101H134V99H133ZM193 101V100H192ZM191 101V102H192ZM214 101V102H213ZM24 102V101H23ZM81 102H83V101H81ZM100 102V101H99ZM100 102V103H101ZM108 102V101H107ZM128 102V101H127ZM135 102L136 101H134L133 103L135 104ZM137 102H140V101H138L137 100ZM136 102V103H137ZM141 102H143L142 101V99H141ZM147 102V101H146ZM154 102H156V101H154ZM166 102V103H167ZM168 102V103H169ZM176 102V101H175ZM181 102V101H180ZM185 102V101H184ZM188 102V101H187ZM186 102V103H187ZM190 102V103H191ZM27 103V102H26ZM30 103H32V102H29L28 104H30ZM41 103V102H40ZM46 103V102H45ZM71 103V102H70ZM104 103V102H103ZM132 103V102H131ZM131 103H128L129 104V106H132L133 105V103L131 104ZM148 103V102H147ZM168 103L167 104H165V105H168ZM23 104V103H22ZM33 104V103H32ZM49 104V103H48ZM48 104H46L47 106H48ZM52 104V103H51ZM74 104H77V103H74ZM114 104H116V103H114ZM113 104V105H114ZM131 104V105H130ZM141 104V103H140ZM145 105H146V103H144ZM154 104V103H153ZM153 104H149L148 106H152ZM155 104H159L158 102H156ZM178 104V103H177ZM177 104H173V105H171V109H170V111H169V113H167V115H164V116H166L164 119H166V121L168 122V123H170L171 124V122L172 121H175V116H176V114H175V111L176 110H178L179 108H181V107H179ZM197 103L195 102L193 105H194V107L196 106V108H197V106H198V110H200V107H199V104H197ZM215 104V105H214ZM1 105V104H0ZM20 105V104H19ZM44 105V104H43ZM54 105H56V102L55 103H53V107H54ZM59 105L61 106L62 105V103H58L56 106H58L57 108H58V111H63V109H64V105L63 106H61V108L59 109ZM67 105V104H66ZM108 105H110V104H108ZM117 105V104H116ZM125 105V104H124ZM157 105H156V108H157ZM179 105H180V103H179ZM193 105H191V108H192V106ZM27 106H29V105H27ZM27 106H25V104H24V107H26V108H28L29 109V107H27ZM30 106H31V104H30ZM33 106H34V104H33ZM40 106V105H39ZM42 106V105H41ZM75 106V107H74ZM77 105H73V109H77V107H76ZM80 106H82V105H80ZM103 106H105L104 108H105V110H104V108H102ZM103 106L101 107L103 110L101 111V108H100V110H99V112H100V114L101 113H105V112H107V114H108V112L109 111H111V110H113V112H114V108H112V109H110L108 106H106V105H104L103 104ZM129 106H126V107H128L129 108ZM151 106L149 107V108H147L148 110L151 108ZM155 105H153L152 107H153V110H152V108H151V112L152 111H155L154 113H156V112H158L159 113V111H158V108H157V111L155 110V107H154ZM23 107V108H24ZM53 107H49V108H52L53 109ZM63 107V108H62ZM70 106H68V108H69ZM72 107V106H71ZM115 107V106H114ZM118 107V106H117ZM125 107V108H126ZM145 107V106H144ZM160 107V106H159ZM165 107V106H164ZM167 107V106H166ZM22 108V109H23ZM56 108V109H57ZM82 108V107H81ZM88 108V107H87ZM108 108V109H107ZM116 108V107H115ZM127 108V109H128ZM161 108V107H160ZM191 108H190V110H191ZM209 108V109H208ZM20 109H21V107H20ZM33 109V108H32ZM32 109H29L30 111L32 110ZM41 109V110H40ZM39 109V111H41L42 112V107ZM47 108H46V106H45V110H46ZM52 109H50V110H52ZM55 108H54V110H56ZM90 109V108H89ZM92 109V108H91ZM106 109H107V111H106ZM110 109V110H109ZM162 109V108H161ZM187 109V108H186ZM188 109H189V107H188ZM193 110H194V108H192ZM24 110H26L25 108H24ZM23 110V111H24ZM34 110H36V109H34ZM54 110H52L53 112H54ZM83 110V109H82ZM109 110V111H108ZM116 110H117V108H116ZM118 110H120V109H118ZM203 110V109H202ZM202 110H200V112L202 111ZM18 111L20 112V110H19V108H18ZM22 111V112H23ZM28 111V110H27ZM30 111H28L29 113H30ZM33 111V110H32ZM37 111H38V109H37ZM44 111V110H43ZM66 111V110H65ZM77 111V110H76ZM74 112V114L75 113H77V112ZM87 112H89V110H86ZM90 111H92V110H90ZM95 111V110H94ZM97 111V110H96ZM95 111V112H96ZM124 111V110H123ZM140 111V110H139ZM144 111V110H143ZM149 111V113H150V115L151 114H153V112L151 113ZM162 111H165L166 112V109L165 110H163L162 109ZM189 111V110H188ZM197 111V110H196ZM16 112V111H15ZM26 112V111H25ZM34 112V111H33ZM32 112V113H33ZM55 112H57V111H55ZM73 112V111H72ZM85 112V111H84ZM99 112H98V114H99ZM113 112L111 111L110 112V120L109 119H106V113L104 114L106 117L104 118L105 120H106V122L104 121V119H103V117H100L98 114H96V115H98L97 117V122L95 123V126H97V124H98V122H100L101 120V122L104 124V126H103V124H98V126L99 125H102L103 126V129L104 130H102L101 132L103 133V134H105V137H104V141H101L103 138H101V137H103L102 135L103 134H100L101 136L99 137L100 139H98V138H95V140L96 139H98V143H100V144H97V140L96 141H93V142H95L96 143V146H90V145H88L87 146V142H88V140L87 141H85L84 139L86 138V139H89V138H91V136L89 137V136H87L88 134H89V132H94V131H92L91 130V128L89 129V127H87V126H85V124H83L82 123V125H81V123H80V125L81 126H85V127H82L81 129L82 130H80L79 129V131H80V133H79V136H78V134L76 133V131L78 130V128H77V130L75 131V134H72L73 136L75 135V136H77V137H74V138H72V139H75V138H77L75 141H78V142H80L81 141V143L79 144V143H76V142H73L74 144L73 145H71L72 147H75V146H77V144H78V148L81 150V147L82 148H85V151H84V154H86V150H88L89 152H87V154L85 155V156H87L88 155V153H89V158L88 157H83V156H81L80 155V157L79 158H81V157H83L87 162H86V168L83 166V168H85V169H83V171L81 172V170L79 171V170H77V171H79V173H78V178H76L77 180L79 179L80 181H77L76 179H74V178H72L73 180H74V182L76 181V183L77 182H79V184H78V186L77 187H79L80 185H82V190L80 189V188H78V189H80V191H81V197H79V198H81V199H79L80 201H81V203L80 204H82V205H80L79 207H77V208H74L73 210L72 209H70V211H69V213L68 212H64V213H67L69 216H66V214H65V217H67V221L69 220V222L71 221L70 219H72L73 220V222H74V224H76L75 223V221L78 219H80V220H82L83 222H81V221H77V224L79 225L80 224V222L81 223H83V225L81 224V228H80V226L77 228V231L76 230H74V229H76V227L75 226H73L72 228H74V229H72V228H70V230H68V228L69 227H71V225H69V224H71V222L69 223H67L66 225V227H65V229L66 230H63V228L62 227H59V229L61 228V230L62 231H69V232H65V234L67 235V237H68V239L67 240H69V241H66V239L65 238H67V237H64V241H60L59 239V241L60 242H68V243H70V239H71V237L73 236V230L75 231V234H77V240H78V237H79V241H80V246H78L79 248L81 247L82 249H84V251H86L85 253V258H83V257H79L80 256V254H84V253H82V252H84V251H82L80 254H79V252L81 251H78L77 252V250L76 251H74V252H77V254H72V256L70 257V256H67L68 255V253H69V251H68V253L65 251V248H64V252H66L67 253V257L68 258H65L64 257V254H63V256H62V258L64 257V259H65V261H64V259H63V262H66V260H67V264H264V188H263V186H264V184H263V186L262 187H258L257 186V188L255 187H251V186H247L246 184H247V182L246 183H244V185L246 186V187H244V185L242 186L241 185V187L242 188H244V191L242 190V188L240 189V190H242L243 192H242V196H241V198L243 197V194H244V198H242L241 200L243 201V199L246 201V204H249L251 207L249 208V210H250V214H252V211H254L255 213H253L254 215H256V217L254 216L253 217V220H252V216L250 217L251 218V222L249 221H243L245 218L244 217H242L243 218V220H242V222L240 223H238L237 224V222L239 221V220H237L235 217V219L237 220V222H236V220L234 221V222H236V224L237 225H234V226H230L229 225V222H225L226 224H224V225H227L228 224V226H227V229L225 228V226L223 227L224 229H222V227H221V230L220 229H218L217 228V230H219L220 232H218L216 229H215V225L212 223V221H213V219H215V218H212V221L210 220L211 218V215H213V214H211L210 215V217H209V213H207V212H205V213H203V214H199V213H197V210L199 209H197V206L198 205H202L203 204V202H204V199H205V197L206 196H204V194H205V192L208 190L207 189V186L209 185V179H208V177H210L211 175L210 174H216L217 172L219 173H221V171L222 170H225V168H227L226 166H225V168L224 167H222V166H224L223 165V159L224 158H226V162H227V159L229 158V157H231V162H235L236 160L238 161V159L241 157H238L237 156V154L234 152V147H235V150H236V147L237 146H235L234 145V147H229V148H227V146L226 145H224V144H228V143H230V142H228L227 141V143H224V141H213V140H209L208 138L209 137H207V135H208V133L210 132V130L212 131L213 130V128H211L212 126V124L211 123H209V122H214L215 123V121H218V120H212V118H210V120L211 121H207V118L206 119H202V121H207V122H205V123H209L207 126H209V127H207L206 128V126H200V123H198L197 121V124H196V122L194 121H192V119H191V122H187V121H185V122H187V123H190L189 125L187 124V123H183V125L181 126V123H180V127L179 128H177V129H179L178 130V132H181V134L183 135L184 134V140H181V141H183V144H187L188 145V143H190L191 145H194V146H199V145H201V147H198L197 149H199V148H201V151H202V153H201V151L199 150L198 152H200V155L201 154H203L202 156H199L201 159L203 158V156H204V159H207L208 160V163H207V165L205 166V164L203 165L205 168H204V174H200V175H198V173L196 174L195 173V178L196 179H194V182L192 183V186L193 187H191L192 188V190H191V192H187L188 194H186V196H184V198L182 199V200H178V199H176V197H175V195H174V197H173V195L172 194H174V193H176V192H172V191H177L176 189H173L172 190V188H173V186H172V188L171 189H167V188H164L165 189V191H163L162 189H161V187L160 186H158L157 185V182H158V179H157V177H154V178H150V179H153L154 180V182H150V180H149V173H147V175L148 176H146V175H140V177L139 178H136V180H133V181H135L134 183H132V181H131V183L132 184H130V187H131V185H132V189H129V190H131V194H129V195H132L133 194V192L135 193V195L138 197V199L136 198V196H134V195H132V197L131 198H133V196H134V198H135V201L134 202H137V204L139 203V204H141L142 203V201H141V203L139 202V196H144V194L148 191V189L150 188V186H151V188L153 187V190L155 191V189H156V192H154V195L156 196V197H153L152 199H156V198H158V199H156V201L155 202H157V201H159V202H162V203H164V204H162V203H160V205L162 206V205H164L163 206V208H165V209H163V212L165 211V210H167V212L164 214H159V212H158V214L159 215H155V213L157 214V212H155V210H153V212H155V213H150V212H152L151 210H148V208L147 209H145L144 207H143V205H141L143 208H141L140 207V205H139V208H136V210H135V207L136 206H134L133 208H129L128 206H126L125 205V203L122 201V200H118V198H117V200H116V198L114 199V196H117V194H115V195H111V197H113L112 199H109L108 197H109V195L107 196L106 195V198H104L105 196H103V198L104 199H106L107 201V204H108V208H106V211H104V212H106L105 213V215L104 214H102V212H99L98 213V209H97V206L98 205H96V204H94V203H92V200H94L93 198H95V197H97L96 196V194L98 195L99 193H98V189L100 188V190H102V187H98L97 188V190H96V188H95V186H96V183H98V182H101L102 181V179H104L105 178V180H107L108 181V183H111V184H113V179H116V178H114L113 177V173H114V171H115V166L114 165H116V164H114V165H110V162H109V164L108 163H104V164H102V165H100V160H102L101 159V156L102 155H104V153H106L108 150H110L111 149V145H113L112 144V142L113 143H115V141L114 140H116V139H114L115 138V136L116 135H114V133H115V131H117L118 133H120L117 129L115 130V128H118L116 125H119V124H121V123H118L117 124V121H118V119H121V117L120 118H118L117 119V121H114V123H116V125H112V124H114L113 122H112V124L110 125V127L109 126H107L105 123H107L108 121V123H111V121H113V120H115L116 119V117L117 116H115L116 115V113L113 115ZM115 112H117V111H115ZM120 112H121V110H120ZM131 112V111H130ZM145 112H146V110H145ZM177 112V111H176ZM18 113V112H17ZM35 113V112H34ZM33 113V114H34ZM39 113V112H38ZM45 113V111L43 112V114ZM49 113H52V112H50L49 111ZM79 113H81V112H79ZM86 113V112H85ZM92 113H93V111H92ZM126 113V112H125ZM135 113H137V112H135ZM162 113H164V112H162ZM19 114V116H20V113H18ZM17 114V115H18ZM26 114H27V112H26ZM46 114V113H45ZM48 114V113H47ZM57 114V113H56ZM61 114H63V113H61ZM90 114V113H89ZM89 114H88V116H89ZM148 114V113H147ZM157 114V113H156ZM182 114H184V112L182 113ZM187 115H185V116H188L189 117V119H190V116L191 115H188V113H186ZM190 114V113H189ZM22 115V114H21ZM23 115H25V114H23ZM32 115V114H31ZM35 115L37 116V114L35 113ZM40 115V114H39ZM50 115V114H49ZM49 115H47L48 117H49ZM76 115H78V113L76 114ZM86 116H87V114H85ZM102 115V114H101ZM104 115H102V116H104ZM112 115V116H111ZM117 115H119V113L117 114ZM121 115V114H120ZM149 115V114H148ZM155 115V114H154ZM192 115H193V112H192ZM237 115V116H236ZM26 116V115H25ZM47 116H45L46 118H44V119H46V120H50V118H51V121H52V119H53V121H52V124L53 123H56L57 121L56 120H58V116H55V115H53V117H56L55 119L56 120H54V118L50 115V118H48ZM65 116V115H64ZM78 116H80L81 117V115H78ZM87 116V117H88ZM94 116H95V114H94ZM141 116V115H140ZM144 116H145V113H144ZM144 116H143V118H144ZM152 116V115H151ZM151 116H150V118H151ZM157 118L158 117H160L161 118V116H162V114L161 115H155ZM164 116H162V117H164ZM196 116H198V115H196ZM195 116V117H196ZM229 118H228V117ZM13 117V116H12ZM23 117V116H22ZM31 117V116H30ZM33 117V116H32ZM43 117V116H42ZM68 117V116H67ZM76 117V116H75ZM148 117V116H147ZM154 117V116H153ZM193 117H194V115H193ZM221 117H223V118H221ZM15 118V117H14ZM17 118H18V116H17ZM16 118V119H17ZM20 118V117H19ZM24 118V117H23ZM29 118V117H28ZM66 118V117H65ZM77 118V117H76ZM84 118H86V117H82V119H84ZM100 118H101V120H100ZM115 118V119H114ZM136 118V117H135ZM140 118V117H139ZM191 118H192V116H191ZM221 118V119H220ZM32 119V118H31ZM43 119V118H42ZM89 119H90V122L88 121V123H90L91 124V121H93V119H92V114H91V116L89 117ZM112 119V120H111ZM145 119V118H144ZM144 119H142V120H139V122H138V124H133V126L132 127H135V125H136V127L138 126L139 127V130H145L148 126H147V123L148 122H150V119H149V121L148 120H144ZM147 119V118H146ZM181 119H182V117H181ZM188 119V121H190ZM195 119V118H194ZM200 119H201V116H200ZM200 119H199V121H200ZM11 120H13V119H11ZM15 120V119H14ZM34 120V119H33ZM69 120V119H68ZM71 120V119H70ZM75 120H77V121H79V120H81V119H75ZM85 121H86V119H84ZM124 119H122L121 120V122L123 121ZM137 120V119H136ZM187 120V119H186ZM196 120H198V119H196ZM230 120H232V118L230 119ZM16 121V120H15ZM26 121V120H25ZM50 121V122H51ZM55 121V122H54ZM148 121V122H147ZM154 121H156L155 119L153 120V122ZM177 121H178V119H177ZM237 121V122H238ZM255 121H253L254 123H255ZM1 122V121H0ZM4 122V124H6L5 122V120H4V118H3V120H2V122L1 123H3ZM10 121H9V119H8V122L7 123H9ZM32 122V121H31ZM31 122L29 123V124H31ZM34 122H37V121H34ZM38 122H39V120H38ZM42 122V121H41ZM59 122V121H58ZM61 122H63V121H60L59 123H61ZM81 122V121H80ZM82 122H84L83 120H82ZM87 122V121H86ZM94 122V121H93ZM92 122V123H93ZM100 122V123H101ZM133 122H135V121H133ZM132 122V123H133ZM164 122V121H163ZM193 122V124H191ZM233 122H234V120H233ZM0 123V125H2ZM10 123H12V122H10ZM9 123V126L11 125ZM15 123V122H14ZM26 123V125H27V121L25 122ZM45 123V122H44ZM65 123V122H64ZM67 123V122H66ZM77 123V122H76ZM75 123V124H76ZM124 123H126V122H124ZM178 123V122H177ZM202 123V122H201ZM254 123L252 124V125H254ZM258 123V121L256 122V124ZM263 123V122H262ZM3 124V125H4ZM13 124V123H12ZM17 124H18V122H17ZM24 125V126H26V127H24V128H20V129H18V130H16L17 129V127L15 128V126H13V128L12 129H14L13 131H20V132H22L23 134L24 133H26V132H28L29 133V128H32V127H28V126H30V125ZM35 124V123H34ZM149 124H151L152 125V121L149 123ZM156 124V123H155ZM158 124H161V122L160 123H158ZM164 124H165V122H164ZM167 124V123H166ZM175 124V123H174ZM184 124H186V125H184ZM236 124V123H235ZM237 124H240V123H237ZM264 124V123H263ZM7 125V124H6ZM15 125V124H14ZM32 126H33V124H31ZM39 126L38 124H35V126ZM43 125V124H42ZM41 125V126H42ZM57 125H58V123H57ZM64 124L62 123V125H60V127L61 126H63ZM93 126H94V124H92ZM201 125H203V123L201 124ZM205 125V124H204ZM5 126V125H4ZM36 126V127H37ZM56 126V125H55ZM54 126V127H55ZM65 126H66V124H65ZM97 126V127H98ZM113 126H115V127H113ZM126 126V125H125ZM128 126V125H127ZM126 126V127H127ZM150 126V125H149ZM156 126V125H155ZM162 126H163V124H162ZM162 126H160V127H162ZM169 127H170V125H168ZM176 126H177V124H176ZM200 126V127H199ZM216 126V125H215ZM264 126V125H263ZM262 126V127H263ZM6 127V126H5ZM12 127V126H11ZM22 127H23V125H22ZM40 127V126H39ZM53 127V128H54ZM58 127V126H57ZM56 127V128H57ZM60 127H58L59 128V130L58 131H61L64 127H62L61 129H60ZM96 127V128H97ZM108 129H107V128ZM121 127V126H120ZM131 127V128H132ZM135 127V128H136ZM167 127V126H166ZM204 127V128H203ZM219 127V126H218ZM7 128V127H6ZM41 128V127H40ZM45 128H46V126H45ZM66 128V127H65ZM99 128V127H98ZM110 128H112V129H114L115 131L114 132H112V129H110ZM150 128H151V126H150ZM153 128V127H152ZM163 128V127H162ZM164 128H165V126H164ZM173 128V126H171V128L170 129H172ZM252 128H253V126H252ZM10 129V128H9ZM12 129H11V131H12ZM34 129V128H33ZM33 129H31V131L33 130ZM67 129V128H66ZM110 129V130H109ZM121 129V128H120ZM154 129V128H153ZM168 129V128H167ZM96 130H99V129H96ZM122 130V129H121ZM125 130V129H124ZM129 130V129H128ZM132 130V129H131ZM131 130H129V131H127L126 133H128V132H130ZM148 130V129H147ZM214 130H217L216 128L214 129ZM1 131H2V129H1ZM0 131V133H2ZM34 131V130H33ZM39 131H42V130H39ZM39 131H34L35 133L36 132H39ZM66 131V130H65ZM78 131V132H79ZM174 132L175 133V135L177 136L176 138H179V136H180V134L179 133H177L175 130H170L169 132L171 133V132ZM261 131L263 132V130L261 129ZM19 132V133H20ZM63 132V131H62ZM61 132V133H62ZM82 132V133H81ZM100 132V133H101ZM144 133L146 132V131H143ZM148 132H149V130H148ZM154 132V131H153ZM172 132V133H173ZM217 132V131H216ZM215 132V133H216ZM250 132V131H249ZM254 132V131H253ZM10 133V132H9ZM18 133V134H19ZM21 133V134H22ZM31 133H33V132H31ZM34 133V137H35V134ZM131 133V132H130ZM129 133V134H130ZM134 133V132H133ZM133 133H132V135H133ZM144 133H143V135H144ZM163 133V132H162ZM171 133V134H172ZM177 133V134H176ZM252 133V132H251ZM264 133V132H263ZM11 134L12 135H14V132H11ZM11 134H10V136H11ZM22 134V136H24V135H26V134H24L23 135ZM38 134V133H37ZM43 134V135H42ZM58 134V133H57ZM82 134L84 135V134H87L86 136L87 137H83L82 136ZM117 134V133H116ZM123 134H125V133H123V131L120 133V134H118V135H123ZM129 134H127V135H129ZM146 134V133H145ZM159 134H160V132H159ZM212 134V133H211ZM250 134V133H249ZM248 133L246 134V135H249ZM256 134V133H255ZM1 135V134H0ZM3 135H5V134H3ZM2 135V136H3ZM9 135V134H8ZM20 135V134H19ZM41 135L42 136H45L44 135V133L43 132H41ZM49 135V134H48ZM66 135H67V133H66ZM81 135V136H80ZM94 135V134H93ZM92 135V136H93ZM132 135H129V137L130 138H133L134 139V137L132 136ZM134 135H136V133L134 134ZM161 135H163V134H161ZM161 135H160V137H161ZM173 135V137L175 136L174 134H172ZM179 135V136H178ZM181 135V136H182ZM213 135V134H212ZM262 135V134H261ZM1 136V137H2ZM22 136H20V137H22ZM27 136V135H26ZM52 136V135H51ZM50 136V137H51ZM61 136H65L64 134L63 135H61ZM124 136V135H123ZM139 136V135H138ZM145 136V135H144ZM155 136H156V134H155ZM157 136H158V134H157ZM180 136V138H182ZM250 136V135H249ZM252 136V135H251ZM254 136V135H253ZM258 136H260V135H258ZM15 137H18V135L17 136H15ZM20 137H18V139L20 138ZM33 137V136H32ZM31 137V138H32ZM37 137H39V136H37ZM48 138H50L49 136H47ZM55 137V136H54ZM54 137H51V138H54ZM66 137V136H65ZM65 137H63L64 139H65ZM69 137V136H68ZM83 137V138H82ZM89 137V138H88ZM121 137V136H120ZM151 137V136H150ZM149 137V138H150ZM256 137V136H255ZM9 138V137H8ZM25 138V137H24ZM27 138V137H26ZM36 138V137H35ZM50 138V139H51ZM63 138H61L62 140H63ZM79 138V139H78ZM80 138H81V140H80ZM128 138V137H127ZM140 138V137H139ZM148 138V139H149ZM165 137H163V139H164ZM168 139H169V137H167ZM175 138V137H174ZM174 138H172V139H174ZM176 138L172 141L173 143H176L177 141H176ZM213 138H214V136H213ZM216 138V137H215ZM220 138V137H219ZM218 138V139H219ZM222 138V137H221ZM247 138V137H246ZM250 138V137H249ZM258 138V137H257ZM20 139H23V137L22 138H20ZM66 139H68L67 137H66ZM70 139V138H69ZM82 139H83V142H82ZM94 139V138H93ZM113 139V140H112ZM141 139V138H140ZM146 139V138H145ZM162 139V140H163ZM172 139H170V140H172ZM185 139L187 140L186 141V143L184 142L185 141ZM256 139V138H255ZM254 139V140H255ZM259 139H261V138H259ZM263 139V138H262ZM27 140V139H26ZM29 140V139H28ZM45 140H47V138H45ZM61 140V141H62ZM90 140V139H89ZM143 140H144V138H143ZM147 140V139H146ZM152 140V139H151ZM169 140V141H170ZM226 140V139H225ZM244 140V139H243ZM248 140V139H247ZM1 142L2 141H4L3 142V145L4 146H7V145H5V138H4V140H0ZM10 141V140H9ZM8 141V142H9ZM13 141V140H12ZM23 141V140H22ZM21 141V142H22ZM41 141V140H40ZM102 143H101V142ZM133 141H136V140H133ZM150 141V140H149ZM149 141H147L148 142V144H151V142H149ZM159 141V140H158ZM166 141V140H165ZM181 141H179V142H181ZM232 141V140H231ZM234 141V140H233ZM232 141V142H233ZM245 141V140H244ZM251 141V140H250ZM30 147L32 146V141L30 140ZM39 142V141H38ZM64 142V141H63ZM69 142V141H68ZM85 142V143H84ZM116 142H118L117 140H116ZM130 142H132L131 141V139H130ZM157 142V141H156ZM155 141H154V143H156ZM161 142V141H160ZM179 142L177 143V144H174V145H177L176 146V149L178 148V146L180 147L181 145H183L182 143L181 144H179ZM232 142H231V144L230 145H232ZM236 142V141H235ZM249 142V141H248ZM255 142V141H254ZM253 142V143H254ZM263 142H264V140H263ZM13 143V142H12ZM14 143H16V142H14ZM40 144H41V142H39ZM67 143V142H66ZM71 143V141L69 142V144ZM75 143H76V145H75ZM92 143V141L90 142V143H88V144H91ZM95 143H92V144H95ZM143 143V142H142ZM154 143H152V144H154ZM173 143L171 144L170 142L168 143L169 145L171 144V146L173 147L174 145H173ZM252 143V144H253ZM259 143V142H258ZM257 143V144H258ZM17 144H19V146L20 147H18L17 146V148L19 149V148H21V147H24V145L26 144H24L23 146H21L20 145V143L18 142ZM16 144V145H17ZM22 144H23V142H22ZM39 144V145H40ZM65 143H63V145H64ZM118 144V143H117ZM117 144H115V145H117ZM135 144V143H134ZM138 144V143H137ZM141 144V143H140ZM161 144L162 143H160V146H161ZM163 144H164V142H163ZM167 144V143H166ZM190 144L188 145V146H190ZM234 144V143H233ZM260 144V143H259ZM264 144V143H263ZM262 144V145H263ZM1 146H3L2 145V143L0 144ZM16 145H14L15 147H16ZM29 145L27 146V147H29ZM34 145V144H33ZM62 145V144H61ZM115 145H113V146H115ZM157 145V144H156ZM156 145H154V146H156ZM186 145V146H187ZM229 145V144H228ZM3 146V147H4ZM12 146V145H11ZM26 146V145H25ZM42 146V145H41ZM66 146L68 147L69 145H68V143L66 144ZM134 146H138V147H135L134 148V150L135 149H137V148H139V144L138 145H134ZM164 146V145H163ZM10 147V146H9ZM40 147V146H39ZM45 147V148H44ZM59 147H60V149L62 148L61 146H60V143L59 142H57L56 140H49L48 142H46L45 143V146H43V148L42 147H40V149L43 151V152H46V150H48L50 153H52L53 154V151L54 152H56V153H54V155L55 154H57V155H55V157H60L59 156V154L61 155V153H63V152H59V154H58V149H59ZM116 147V146H115ZM144 147V146H143ZM148 147H149V145H148ZM171 147V148H172ZM181 147H183V146H181ZM242 148H243V146H241ZM13 148V147H12ZM25 148V147H24ZM76 148V147H75ZM133 148V147H132ZM150 148V147H149ZM149 148H147V149H149ZM151 148H153V147H151ZM150 148V149H151ZM158 148H159V146H158ZM160 148H163L162 146L160 147ZM233 148V149H232ZM260 148V147H259ZM264 148V147H263ZM8 148H5V153L7 154V152L6 151H8L7 150ZM165 150H166V146H165V148H164ZM176 149H174L173 148V150L174 151H176ZM185 149V150H184ZM239 149H241V148H239ZM239 149H238V151H239ZM251 149V148H250ZM256 149V148H255ZM257 149H258V145H257ZM14 150V149H13ZM17 150V149H16ZM21 150H23V151H27L26 149L24 150V149H21ZM45 150V151H44ZM56 150H58V151H56ZM68 150V149H67ZM72 150H74L73 148H72ZM81 150V151H82ZM112 150H114V149H112ZM145 150V149H144ZM162 150V149H161ZM168 150V152H169V150H170V148L169 149H167ZM166 150V151H167ZM172 150V149H171ZM170 150V152L172 153V151ZM178 150H180V148L178 149ZM186 148H183V151L184 152H186ZM252 150H253V148H252ZM259 150V149H258ZM4 151H3V153H4ZM42 151H40V152H42ZM52 151V152H51ZM62 151V150H61ZM76 151H78V149H76ZM80 151V153H82ZM147 150H145V152H146ZM188 151V150H187ZM242 151V150H241ZM254 151V150H253ZM260 151H261V149H260ZM260 151H258L259 153H260ZM264 151V150H263ZM10 152V150L8 151V153ZM30 152V151H29ZM65 152V151H64ZM69 152V154H72V152L70 153V151H68ZM108 152H110V151H108ZM124 152V151H123ZM130 152V151H129ZM134 152V151H133ZM163 152H164V150H163ZM182 152V151H181ZM181 152L179 153V154H181ZM189 152V157H191L190 155L191 154H195V152H191V150H189L188 151ZM187 152V153H188ZM190 152H191V154H190ZM243 152V151H242ZM255 152H257V151H255ZM2 152H0V157H4V158H6L5 157V154H3ZM11 153H13V152H11ZM18 153H20V152H18ZM24 153H28V152H23L22 154H23V156H26ZM77 153V152H76ZM75 153V154H76ZM111 153V152H110ZM124 153H126V152H124ZM154 153V152H153ZM167 153V152H166ZM170 153V154H171ZM176 154H177V151L175 152ZM183 153V152H182ZM186 153V154H187ZM30 154V155H29ZM28 155H29V157L30 156H32V154L31 153H29ZM42 154H43V156H42ZM41 154V156L42 157H44V153H42ZM48 154V153H47ZM47 154L45 155V156H47ZM78 154V153H77ZM113 154V153H112ZM128 154H130V153H128ZM144 154H146V153H144ZM165 154V153H164ZM186 154H185V156H186ZM243 154V153H242ZM11 155V154H10ZM15 155V154H14ZM13 155V156H14ZM49 155H51V154H49ZM73 155H74V153H73ZM140 155V154H139ZM147 155H149V153L147 154ZM162 155V154H161ZM165 155H167V154H165ZM172 155H173V153H172ZM188 155V154H187ZM241 155V154H240ZM245 155V154H244ZM7 156V155H6ZM18 156V155H17ZM22 155H21V157H23ZM52 156V155H51ZM75 156V155H74ZM115 156V155H114ZM126 156V155H125ZM136 156V158H138L137 157V155H135ZM195 156V155H194ZM247 156V154L244 156V157H246ZM260 157H261V155H259ZM20 157V156H19ZM21 157H20V159L18 160V159H13L12 157V159H13V164L12 165H14L15 166V162L14 161H16L17 163H16V166L18 165H20L21 163H23V161L24 160H21ZM41 157V158H42ZM55 157L53 158V156H52V158L53 159H55ZM58 157H57V159H58ZM76 157V156H75ZM103 157V156H102ZM113 157V156H112ZM117 157V156H116ZM140 157V156H139ZM144 157V156H143ZM159 157H162V156H159ZM163 157H165V156H163ZM176 157H177V155H176ZM195 157H197V156H195ZM195 157H193V158H195ZM244 157H242V161H244ZM17 158V157H16ZM25 157H23V159H24ZM31 158H33V156L31 157ZM39 158H40V156H39ZM47 158V157H46ZM51 158V157H50ZM50 158H48V160H50ZM66 158H67V156H66ZM69 158V157H68ZM77 158V157H76ZM83 158H81L82 160H84ZM108 158V157H107ZM127 158V157H126ZM146 158V157H145ZM158 158V157H157ZM155 159L156 161L159 159H164V158H158V159ZM166 158V157H165ZM185 158V157H184ZM187 158V157H186ZM10 159V158H9ZM26 159V158H25ZM43 159H45V158H43ZM55 160L56 162H57V167H59L60 166V164H59V166H58V160H62L61 158H59L58 160ZM88 159V160H87ZM109 159V158H108ZM113 159H115V158H113ZM118 159V158H117ZM148 159H150L149 157H148ZM153 159V158H152ZM172 159V158H171ZM183 159V158H182ZM247 159H249V156H248V158ZM3 161V159H0V161ZM6 160H8V158L6 159ZM40 160V159H39ZM42 160V159H41ZM41 160L38 162V160H37V163H38V165L40 164V162H41ZM46 160V159H45ZM44 160V161H45ZM65 160H67V159H64V162H65ZM70 160H72V158L70 159ZM84 160V161H85ZM104 160V159H103ZM158 160V161H159ZM165 160V159H164ZM195 159H193L192 161H194ZM200 160V159H199ZM198 160V161H199ZM240 160V159H239ZM245 160H246V158H245ZM263 159H261L260 158V161H262ZM5 161V160H4ZM51 161V160H50ZM75 161V160H74ZM77 161V160H76ZM128 161V160H127ZM149 161V160H148ZM153 161V160H152ZM151 161V162H152ZM162 161V160H161ZM202 161H203V159L202 160H200V162L202 163ZM205 161V160H204ZM224 161H225V159H224ZM229 161H230V159H229ZM25 162V161H24ZM46 162H48L47 160H46ZM78 162H79V159H78ZM82 162V161H81ZM101 162H103V161H101ZM105 162V161H104ZM130 162V161H129ZM143 162H144V160H143ZM143 162H141V163H143ZM179 162V161H178ZM184 162V161H183ZM188 162V161H187ZM197 162V161H196ZM196 162H194L195 164H196ZM32 163V162H31ZM43 163H45V162H43ZM49 163V162H48ZM59 163H61V162H59ZM82 163H84V162H82ZM81 163V164H82ZM113 163H115V162H113ZM112 162H111V164H113ZM136 163V162H135ZM148 163V162H147ZM161 163V162H160ZM201 163H199V167H201L200 166V164ZM228 164H229V162H227ZM227 163H224V164H227ZM237 163V162H236ZM247 163V162H246ZM52 164H55L56 165V163H53L52 162ZM52 164L50 165V166H52ZM65 165H66V162L64 163ZM97 164V165H96ZM119 164V163H118ZM117 164V165H118ZM134 164V163H133ZM178 164V163H177ZM188 164V163H187ZM190 164H191V162H190ZM227 164V165H228ZM244 164H245V162H244ZM258 164V163H257ZM32 165V164H31ZM48 165V164H47ZM71 165V164H70ZM85 165V164H84ZM116 165V166H117ZM127 166H128V164H126ZM125 165V166H126ZM140 165V164H139ZM186 165V164H185ZM184 165V166H185ZM191 165H193V164H191ZM191 165H188V166H190V169H191ZM236 165V164H235ZM246 166H247V164H245ZM252 165V164H251ZM264 165V164H263ZM22 166H24V164H22ZM61 166H62V164H61ZM68 166H69V164H68ZM180 166V165H179ZM195 166V165H194ZM202 166V167H203ZM232 166H233V164H232ZM238 166V165H237ZM250 166V165H249ZM0 167H2V166H0ZM11 167H13V166H11ZM11 167H10V169H11ZM39 169H38V171H37V173L36 174H34V176H33V178H31V180L32 179H34V181H33V183L34 182H36V183H34L33 184V187H31V188H29V187H26V186H24V188H23V186H21L20 185V187H19V189H21L20 191H22V192H24V194H26V200H28V199H30V200H32V202H33V200H34V202L36 201V203H37V205H38V207L37 208H35L36 210L38 209L39 210V214L38 213H36L37 215V217H38V215L40 216V217H38V218H40L39 220H40V225L41 226H45V222H46V219H48L47 217H46V214H47V211L45 210V206H46V203L43 201V200H41V199H39L38 197L39 196H37V194H35L36 192H38L40 189L42 190V189H45V188H41V181H42V179L44 178V176H46V178H47V175H49V176H51V175H53V174H51L53 171H48L49 172V174L46 172V170L47 169H49V168H44L45 167V164L43 165V164H40L39 166ZM56 167V166H55ZM56 167V168H57ZM136 167H138L137 165H136ZM143 167H145L144 165H143ZM172 167V166H171ZM183 167V166H182ZM181 167V168H182ZM186 167H187V165H186ZM196 167V166H195ZM201 167V168H202ZM241 167V166H240ZM8 168H9V166H8ZM19 169L21 168V165H20V167H18ZM23 168V167H22ZM32 168L34 169V166H32ZM50 168H52V167H50ZM67 168V167H66ZM81 168V167H80ZM119 168H120V166H119ZM121 168H123V167H121ZM126 168V167H125ZM128 169H129V167H127ZM147 168H149V165H148V167ZM223 168V169H222ZM243 168V167H242ZM241 168V169H242ZM249 168V167H248ZM260 168V167H259ZM13 169H15L14 167H13ZM12 169V173L11 172H9L10 174H12L11 176H13L14 175V173H13V171H16V169L15 170H13ZM17 170V171H20V170ZM46 169V170H45ZM53 169V168H52ZM63 169V168H62ZM62 169H60V170H62ZM76 169V168H75ZM140 169V168H139ZM175 170H176V168H174ZM190 169H189V171H190ZM193 169V168H192ZM228 169V168H227ZM232 169V168H231ZM230 169V170H231ZM241 169L239 168V170H240V172H241ZM254 169V168H253ZM9 170V169H8ZM71 170V169H70ZM121 170V169H120ZM124 170V169H123ZM125 170H127V169H125ZM150 170V169H149ZM153 170V169H152ZM185 170V169H184ZM243 170V169H242ZM258 170H260V169H258ZM263 170V169H262ZM11 171V170H10ZM23 171V170H22ZM34 171V170H33ZM131 171H133V170H131ZM144 171H146V170H144ZM174 171V170H173ZM201 171V170H200ZM232 171V170H231ZM231 171H229L230 173H231ZM245 171V170H244ZM244 171H242V172H244ZM36 172V171H35ZM62 172H65V169H64V171H62ZM148 172V171H147ZM177 172V171H176ZM228 172V171H227ZM226 172V173H227ZM239 172V173H240ZM241 172V173H242ZM247 172H248V170H246V174H247ZM252 172H253V170H252ZM251 172V168H250V172L249 173H252ZM7 173V172H6ZM18 174H19V172H17ZM21 173V172H20ZM53 173H55V172H53ZM73 173V172H72ZM151 173H153V172H151ZM150 173V174H151ZM158 173V172H157ZM203 173V172H202ZM224 173V172H223ZM245 173V172H244ZM256 173V174H255ZM16 174V173H15ZM23 174V173H22ZM47 174V175H46ZM51 174V175H50ZM67 174H69V173H67ZM117 174V173H116ZM229 174V173H228ZM253 174V173H252ZM6 175V174H5ZM17 175V174H16ZM28 175H30L29 173H28ZM57 174H55V176H56ZM70 175V174H69ZM115 175V174H114ZM155 175H157V174H155ZM194 175V174H193ZM210 175V176H209ZM217 175V174H216ZM227 175V174H226ZM245 175V174H244ZM248 175V174H247ZM251 175V174H250ZM249 175V176H250ZM3 176V175H2ZM10 176V175H9ZM9 176H8V173H7V177H6V179H8L9 178ZM11 176H10V178H11ZM18 176H20V175H18ZM49 176H48V178H49ZM152 176V175H151ZM214 176V175H213ZM213 176H211V178L213 177ZM222 176V175H221ZM220 176V177H221ZM241 176V175H240ZM246 176V175H245ZM264 176V175H263ZM21 177H23V176H21ZM68 177H70V176H68ZM112 177H113V179H112ZM217 177H218V175H217ZM237 177L239 178V176L237 175ZM237 177H236V179H237ZM260 177V176H259ZM4 178V177H3ZM2 178V179H3ZM9 178V179H10ZM14 177H12L10 180H12ZM17 178V177H16ZM30 178H28L27 177V180H30ZM54 178V177H53ZM58 178H59V176H58ZM126 178V177H125ZM159 178V177H158ZM225 178V177H224ZM256 178H258L257 177V171H255L254 172V174L252 175V179L254 180V179H256ZM261 179H262V181H263V178L262 177H260ZM1 179V178H0ZM19 179H21V178H19ZM23 179V178H22ZM21 179V180H22ZM26 179V178H25ZM101 179V181H99ZM161 179H163V178H161ZM161 179H159V181H161ZM167 179H169V177H167ZM222 179V178H221ZM227 179V178H226ZM226 179H223V181L224 182H226V181H228V180H226ZM233 179H234V177H233ZM251 179V178H250ZM9 180V181H10ZM21 180H18L17 179V182H19V184L20 183H22V181ZM124 180V179H123ZM171 180V179H170ZM211 180V179H210ZM218 180V179H217ZM220 180V179H219ZM226 180V181H225ZM230 180H232V179H230L229 178V181ZM239 180V179H238ZM258 179H256V181H257ZM53 181H54V179H53ZM58 181V180H57ZM106 181V182H107ZM118 181V180H117ZM152 181V180H151ZM163 181H165V179H163L162 180V182ZM212 181H214V180H211V182ZM220 181H222V180H220ZM237 181V180H236ZM256 181H253L254 183H253V185L256 183ZM4 182V181H3ZM14 182V181H13ZM17 182H16V184H17ZM26 181L24 180V183H25ZM30 182V181H29ZM55 183H57L58 184V182H56V181H54ZM68 182H69V180H68ZM72 181H70V183H71ZM105 181H104V183H106ZM126 182V181H125ZM214 182H216V180L214 181ZM223 182V183H224ZM230 182H232V181H230ZM233 182H235V181H233ZM260 182V181H259ZM10 183V182H9ZM24 183H22V184H24ZM48 183V182H47ZM50 183V182H49ZM48 183V184H49ZM116 182H114V184H115ZM154 183H156V184H154ZM213 183V182H212ZM228 183V182H227ZM239 183V182H238ZM241 184H242V181L240 182ZM258 183V182H257ZM256 183V184H257ZM1 184V183H0ZM13 184H15V183H13ZM28 184V183H27ZM37 184V186H35ZM62 184V183H61ZM64 184H66V183H64ZM69 184V183H68ZM73 184V183H72ZM100 184V183H99ZM99 184H97V185H99ZM113 184V185H114ZM120 184V183H119ZM126 184H127V182H126ZM134 184V185H133ZM152 184H154V185H152ZM158 184H162V183H158ZM211 184V183H210ZM261 184V183H260ZM29 185V184H28ZM42 185L44 186V185H46V187H47V184L44 182V184H43V182H42ZM70 185V184H69ZM74 185V186H75ZM118 185V184H117ZM128 185H129V183H128ZM127 185V186H128ZM223 185H225V184H223ZM230 185V184H229ZM9 186H11V189L10 190H13V193L14 192H18L17 191V189L14 191V188H12V185H9ZM15 186V185H14ZM32 186V185H31ZM55 186H56V184H55ZM55 186L53 187V188H55ZM61 186V185H60ZM66 186H67V184H66ZM71 186V185H70ZM75 186V187H76ZM100 186V185H99ZM102 186V185H101ZM126 186V185H125ZM156 186V187H155ZM211 186V185H210ZM213 186H214V184H213ZM239 186H240V184H239ZM255 186V185H254ZM45 187V186H44ZM73 187V186H72ZM76 187V188H77ZM107 187V186H106ZM112 187V186H111ZM110 187V188H111ZM119 187V186H118ZM158 187V188H157ZM177 187V186H176ZM186 187V186H185ZM34 188H36V189H34ZM49 188V187H48ZM52 188V189H53ZM60 188V187H59ZM59 188L57 187V189L59 190ZM71 188V187H70ZM124 188H126V187H124ZM123 188V190H125ZM128 188V187H127ZM126 188V189H127ZM150 188V189H151ZM155 188V189H154ZM163 188V187H162ZM190 188V186H189V189H191ZM229 188V187H228ZM227 188V189H228ZM50 189V188H49ZM56 189V188H55ZM54 189V190H55ZM64 189H66V187H64ZM75 189V188H74ZM77 189V190H78ZM104 189H105V187H104ZM114 189H116V188H114ZM122 189V188H121ZM149 189V190H150ZM179 189V188H178ZM182 189V188H181ZM214 188H212L211 190H213ZM226 189V190H227ZM40 190V191H41ZM51 190V189H50ZM49 190V191H50ZM68 190V189H67ZM76 190V191H77ZM106 190H107V188H106ZM105 190V191H106ZM110 189H108V191H109ZM128 190V189H127ZM126 190V191H127ZM133 190V191H132ZM163 191V192H161V191ZM166 190H169L170 192H172L171 193V196L170 195H168L169 193H168V191H166ZM172 190V191H171ZM184 190H186V191H188L187 190V188L186 189H184ZM225 190V191H226ZM62 191H64L63 190V188H62ZM61 191V192H62ZM73 190H71V192H72ZM75 191V190H74ZM97 191V192H96ZM112 191H113V189H112ZM115 191V190H114ZM125 191V192H126ZM190 191V190H189ZM210 190H208V192H209ZM11 192V191H10ZM52 192V191H51ZM57 192V191H56ZM60 192V191H59ZM68 192H70V191H68ZM66 193V191H65V193L66 194H69V193ZM70 192V193H71ZM110 192V191H109ZM118 192H120V190L118 191ZM152 192V191H151ZM165 192V193H164ZM166 192H167V194H166ZM179 192V190L177 191V193ZM207 192V193H208ZM212 191H210V193H211ZM2 193V192H1ZM13 193H10V194H13ZM53 193V192H52ZM78 193V192H77ZM128 193H130V192H128ZM127 193V194H128ZM148 193H149V191H148ZM176 193V195H178ZM185 193V192H184ZM15 194V193H14ZM17 194V193H16ZM19 194V193H18ZM46 194V193H45ZM57 194H59V193H57ZM61 194V193H60ZM73 194V193H72ZM106 194V193H105ZM123 194V193H122ZM138 194H140V195H138ZM180 194V193H179ZM181 194H183L182 193V190H181ZM225 194V193H224ZM49 195H50V193H49ZM75 195H77V194H75ZM78 195H79V193H78ZM118 195H121V194H118ZM126 195V194H125ZM145 195H147V194H145ZM150 195V194H149ZM168 195V196H167ZM210 195V194H209ZM3 196V195H2ZM13 197H14V195H12ZM12 196H11V198H12ZM19 199H20V197L19 196H21V194H19V195H16ZM59 196V195H58ZM68 196V195H67ZM72 196V195H71ZM74 196V195H73ZM101 196V195H100ZM179 196V195H178ZM182 196V195H181ZM180 196V197H181ZM220 196V195H219ZM218 196V197H219ZM16 197V198H17ZM56 197V193H55V196H54V198ZM61 197V196H60ZM62 197H64V196H62ZM61 197V198H62ZM69 197H70V195H69ZM78 197V196H77ZM119 197V196H118ZM222 196H220V198H221ZM226 197V196H225ZM3 198V197H2ZM10 198V197H9ZM15 198V197H14ZM14 198H12L13 200H14ZM17 198V199H18ZM23 198V197H22ZM21 198V199H22ZM51 198H53L52 196H51ZM124 198V197H123ZM129 199H130V196L128 197ZM127 198V199H128ZM142 198V197H141ZM145 198V197H144ZM151 198V197H150ZM207 198V197H206ZM213 198H215V197H213ZM213 198H212V200H213ZM224 198V197H223ZM223 198H221V199H223ZM24 199V198H23ZM57 199H58V197H57ZM60 199V198H59ZM64 199V198H63ZM70 199V198H69ZM75 199V198H74ZM122 199V198H121ZM124 199H126V198H124ZM148 199H149V197H148ZM216 199H219V198H216ZM4 200V199H3ZM12 200V201H13ZM72 200H73V198H72ZM71 200V201H72ZM77 200V199H76ZM76 200L74 201V202H76ZM99 200V199H98ZM110 200H112V201H110ZM134 200V199H133ZM138 200V201H137ZM141 200H143V198L141 199ZM145 200H146V198H145ZM1 201V200H0ZM8 201V200H7ZM17 201V200H16ZM55 201H57V200H55ZM54 201V202H55ZM61 201H63V200H61ZM96 201V200H95ZM128 201V200H127ZM203 201V202H202ZM205 201H206V199H205ZM217 201H219V200H217ZM224 201V200H223ZM10 202V201H9ZM27 202V201H26ZM29 202H31V201H29ZM99 202H100V200H99ZM129 202V201H128ZM132 202V201H131ZM131 202H130V204H131ZM147 202V201H146ZM152 203H153V200L151 201ZM151 202H149L150 204H151ZM215 202V201H214ZM220 202V201H219ZM241 202V201H240ZM3 203H5L6 204V202L4 201V202H2L1 203V205L3 204ZM20 203V202H19ZM22 204H23V202H21ZM25 203V202H24ZM28 203V202H27ZM35 203V204H36ZM64 203V202H63ZM79 203L77 204L76 203V206H78L79 205ZM96 203H98V201L96 202ZM149 203H147V205H150ZM206 203V202H205ZM230 203H232V202H230ZM243 203H245V202H243ZM16 204V203H15ZM15 204H13L12 203V205H15ZM33 204V203H32ZM56 204V203H55ZM66 204V203H65ZM64 204V205H65ZM100 204H102V203H100ZM137 204H135V205H137ZM145 204V203H144ZM215 204V203H214ZM213 203H212V205H214ZM8 204H6V206H7ZM9 205L11 206V203H9ZM67 205V207H68V203L66 204ZM71 205H73V204H71ZM146 205V206H147ZM152 205H155L156 206V204H152ZM204 205V204H203ZM211 205V206H212ZM231 205V204H230ZM245 205V204H244ZM243 205V206H244ZM5 206V205H4ZM21 206V205H20ZM81 206L82 207H85V208H87L86 209V211L87 212H90V213H92L94 216H95V223H94V221H93V219H94V216H93V219H91V218H89V219H91L90 221L88 220V221H86V220H83V219H86V217H87V212H85L84 214H86V217H83L82 215V212L80 211L81 210ZM106 206V205H105ZM155 206H148V207H155ZM247 208H248V206L247 205H245ZM13 207V206H12ZM74 207H75V204H74ZM131 207H132V204H131ZM160 207V206H159ZM159 207H156V209L157 208H159ZM208 207V206H207ZM215 207V206H214ZM223 207H224V205H223ZM226 207V206H225ZM4 208H7V207H4ZM8 208H10V207H8ZM19 208V207H18ZM71 208H73V206L71 207ZM101 208H103V207H101ZM101 208H99V209H101ZM202 208V207H201ZM200 208V209H201ZM203 208H206V207H204L203 206ZM211 208H213V207H211ZM13 209H14V207H13ZM21 209V208H20ZM84 209V208H83ZM82 209V210H83ZM161 209H162V207H161ZM221 209V208H220ZM251 209H253L252 211H251ZM2 210H4V209H2ZM18 209L16 208V210H14V213H15V211H17ZM25 210V209H24ZM85 210V209H84ZM83 210V211H84ZM157 210H159V209H157ZM212 210V209H211ZM11 211V210H10ZM20 211V210H19ZM19 211H18V213H19ZM57 211V210H56ZM161 211V210H160ZM201 211H203V210H201ZM210 211V210H209ZM215 211V210H214ZM28 212V211H27ZM198 212H199V210H198ZM220 212V211H219ZM219 212H218V215H219ZM222 212V211H221ZM5 213H6V209H5ZM13 213V214H14ZM21 213H22V211H21ZM217 213V212H216ZM24 214V213H23ZM30 214V213H29ZM59 214V213H58ZM82 214V215H81ZM97 214H99L98 215V217H96V215ZM101 214H102V216H101ZM227 214V213H226ZM229 214H231V213H229ZM11 215V214H10ZM10 215H7V216H9L10 217ZM17 215V214H16ZM104 215V216H103ZM222 215V214H221ZM2 216H3V214H2ZM5 216L6 215H4L3 216V218H5ZM26 216V215H25ZM64 216V215H63ZM230 216V215H229ZM228 216V217H229ZM64 217V221L66 220V218ZM83 217V219H81ZM219 217V216H218ZM224 217V216H223ZM232 217H233V215H232ZM241 217H240V219H241ZM8 217H6L4 220H6ZM27 218H28V216H27ZM69 218V219H68ZM226 218V217H225ZM231 218V217H230ZM229 218V219H230ZM233 218V219H234ZM239 218V217H238ZM249 218V217H248ZM24 219V218H23ZM76 219V220H75ZM217 219V218H216ZM228 219V218H227ZM1 220V219H0ZM9 220V219H8ZM49 220V219H48ZM75 220V221H74ZM220 220V219H219ZM223 220V219H222ZM231 220V219H230ZM28 221V220H27ZM66 221V222H67ZM86 221V222H85ZM91 221H93V222H91ZM216 221V220H215ZM6 222H8L9 224L11 223L10 221H3V225H5L4 227H6V225L8 224H4V223H6ZM60 221H57V222H54V224L56 225V226H54V227H56L55 229H56V232H57V229H58V225L61 223H59ZM65 222V223H66ZM79 222V223H78ZM169 222H172V223H174V224H172V223H170L169 225H170V227L168 228L167 226H165L167 223H169ZM220 222H222V221H220ZM233 221H231V223H232ZM252 222H253V224H252ZM24 223H25V221L24 222H22V224L24 225ZM52 223V222H51ZM57 223H59V224H57ZM215 223V222H214ZM1 224V223H0ZM8 224V225H9ZM12 224H14V223H12ZM28 224H29V222H28ZM255 226V227H257V232L256 233H253V232H251V227H252V230H254V228H253V226ZM2 225V226H3ZM14 225H16L17 226V223L16 224H14ZM63 224H61L60 226H62ZM77 225V226H78ZM173 225V226H172ZM214 225V226H213ZM250 225H251V227H250ZM29 226V225H28ZM39 227L40 229L42 228V227ZM172 226V227H171ZM9 227H10V225H9ZM11 227H12V225H11ZM15 227V226H14ZM19 227V226H18ZM2 228V227H1ZM7 228H8V226H7ZM33 228V227H32ZM172 228V229H171ZM3 229V228H2ZM1 229V230H2ZM39 229V230H40ZM6 230H8V229H6ZM5 230V231H6ZM21 230V229H20ZM19 230V231H20ZM45 230V229H44ZM43 228L41 229V231H39V234H41V235H39L38 234V232H37V234H36V232H35V230H34V232L35 233H33L32 235H33V237H34V235L36 234V236L35 237H37V235H39L40 237L42 236L43 238H44V236L42 235L43 234ZM61 230H58V232H57V234L59 233V231H61ZM222 230H224L225 232H224V234L225 235H227L226 237H225V235L223 236V239H222V237L221 238H217V236L219 235V234H221V233H223L222 232ZM226 230H227V232H226ZM3 231V230H2ZM4 231V232H5ZM22 231V230H21ZM48 231V230H47ZM50 231V230H49ZM79 231V232H78ZM53 232V231H52ZM54 232H55V230H54ZM63 232V233H64ZM71 232V233H70ZM121 232H123V234L125 235L126 233H129L128 234V237L126 236V238L127 239H125V237L123 238V239H125V242H123L124 240L122 239V238H120L119 236L121 235V234H119V233H121ZM6 233V232H5ZM9 233V232H8ZM7 233V234H8ZM21 233H24L25 235H27L26 234V232H24V231H22ZM32 232H30V234H31ZM45 233V232H44ZM62 233V235H64ZM7 234H6V236H7ZM24 234H22V237H24L23 235ZM54 234V233H53ZM53 234L51 233V234H49V235H52L53 236ZM60 234V233H59ZM71 234V235H70ZM32 235L29 237L28 235L25 237V239L27 238V239H30L31 237H32ZM46 235H47V233H46ZM46 235H45V237H46ZM61 235V234H60ZM61 235V236H62ZM123 235V236H124ZM222 235V234H221ZM1 236V235H0ZM12 236V235H11ZM38 236V239H42V237L40 238ZM48 236V235H47ZM70 236V237H69ZM34 237V238H35ZM56 237H57V235H56ZM59 237V236H58ZM74 237V236H73ZM226 239H225V238ZM6 238V237H5ZM12 238V237H11ZM11 238L9 239V238H7L8 240H11ZM14 238H15V235H14ZM14 238H13V240H14ZM60 238V237H59ZM62 239H63V237H61ZM122 239L121 241H120V239ZM3 239H4V237H3ZM20 239V238H19ZM22 239V238H21ZM37 239V242H39V240ZM45 239L46 240H48L47 238H44V242H45ZM51 239V238H50ZM74 238H72V240H73ZM219 239H221V240H218ZM225 239V240H224ZM22 240H24V239H22ZM32 240V243L30 242L29 244H25V243H19L20 242V240H17V239H15L14 241L16 242H18V244L17 245H14V247H13V243H12V241H10V242H8V241H6V239L5 240H2L1 238H0V264H2L3 263V261H2V259H4V261H5V264H7V261H8V263H9V261H10V259H12V260H14L13 262H11V264H14V262H15V264H49V262H51L50 260L51 259H49L47 256H46V254L41 250V249H43L42 247L41 248H39V247H37L36 245H34L33 244V238L31 239ZM54 240H56V239H54ZM119 240V241H118ZM224 240V241H223ZM13 241V242H14ZM26 241V240H25ZM41 241V240H40ZM75 241V240H74ZM223 241V242H222ZM16 242V243H17ZM36 241L34 240V243H35ZM44 242H42V243H44ZM47 242V241H46ZM54 242V241H53ZM66 242H65V246H66ZM72 242V241H71ZM221 244H219V243ZM49 242H47V244H48ZM59 243V242H58ZM67 243V244H68ZM74 243V242H73ZM38 244V243H37ZM41 245V244H40ZM50 245H52V244H50ZM47 246V245H46ZM56 246V245H55ZM59 246V245H58ZM69 246H71V244H68V248H70ZM51 248H52V246H50ZM75 247V246H74ZM50 248V249H51ZM58 248V247H57ZM80 248V249H81ZM49 249V248H48ZM72 250H74L73 248H72ZM72 250H71V252H72ZM51 251V250H50ZM57 251H58V249H57ZM63 251V250H62ZM61 252V251H60ZM58 253H59V251H58ZM167 253H168V256L166 257V255H167ZM50 254V253H49ZM52 254H54L53 252H52ZM60 254V253H59ZM78 254H79V256H78ZM169 254H170V256H169ZM70 255V254H69ZM52 256V255H51ZM50 256V257H51ZM82 256V255H81ZM56 257V256H55ZM55 257H53L52 258V260L55 258ZM70 257V258H69ZM168 257H170V259H172V260H170ZM172 257V258H171ZM169 259V261H168V259ZM55 260H57V259H55ZM47 261H49V262H47ZM54 261V260H53ZM57 261H59V260H57ZM61 262V261H60ZM60 262H58L59 264H65V263H60ZM57 262L56 263H50V264H58Z\"/></svg>","mask_w":264,"mask_h":264}]
</instances>
